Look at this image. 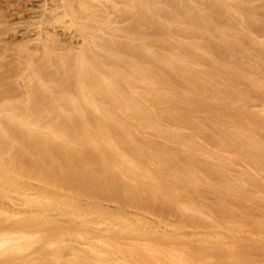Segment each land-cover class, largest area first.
Instances as JSON below:
<instances>
[{
  "label": "rangeland",
  "instance_id": "rangeland-1",
  "mask_svg": "<svg viewBox=\"0 0 264 264\" xmlns=\"http://www.w3.org/2000/svg\"><path fill=\"white\" fill-rule=\"evenodd\" d=\"M142 3H145V1L144 2H142ZM167 3V2H166ZM169 3V2H168ZM167 3V4H168ZM147 4V3H146ZM165 4V3H164ZM164 4H163V6H162V8H161V6H158V7H156L155 6V8L157 9L158 8V15H156V11H152V10H150L151 9V7H148L147 5V7H148V9L146 10V8L147 7H144L145 6V4L143 5H141L142 6V8H144V10H146L145 11V13H144V11H143V9H141V7H140V11H142L141 13H143V15L144 14H149V13H147V11H151V13L150 14H153L152 12H154V18H153V20H152V18L151 17H149L148 15L147 16H143L142 14H140V21L141 22H139V24L137 25V26H141L139 29H138V31L140 32V34L143 36V39L141 38L142 36L140 35V38L142 39V44L141 43H139V44H141V46H140V48L138 47V49H137V51L134 49V45L133 44H130V43H133V42H131V41H127V43L128 44H130V46L128 45V44H126V46L124 45H121V47H122V50H124V52H126V54H127V56H126V54H125V58H134V59H128L129 60V62H128V60H122L121 62H122V64L123 63H125V65L129 68V66L131 67L132 66V64H133V60H135V63H137V61H139L140 63L141 62H143V63H147L149 60H150V63H147V64H140L139 62V65H135V63L133 64V65H135V69L137 70H142L141 68H143V66H145V65H148L147 66V71H146V68H144L142 71H146V73L149 71V69H151L152 70V68H153V70L156 72V73H154V71L152 72V74L150 73V72H148L147 73V75L149 74V75H151V76H147L146 75V73H144V75H146V76H144V78L146 77V79L147 78H149L148 79V81L150 82V83H152L153 82V80H154V78L156 77V78H158V76H159V78L158 79H156L155 78V80H159V79H161V78H163V77H166V78H168L167 76H169V79H170V82H168V80L169 79H167V81L165 82L164 81V79L162 80L161 79V81H164L165 82V84H164V82H163V84H159L160 83V81H156V82H154V85H155V88L157 89L158 87H156V83H158L159 84V87H160V85H161V87H160V89L164 86V85H166V87L168 86V88L169 89H172L173 91H169V92H167V90L165 91V88H164V90H160V91H165L166 93H167V96H165V92L163 93V92H161V93H163V95L162 96H160L159 98H161V97H166V98H170L171 100H173V101H170V102H167V104L165 103L166 102V100L165 99H162V100H165L164 102H162L161 101V99H160V101H159V99L158 100H153V99H150V97L151 98H155V96L154 95H152V93H150V97H148L147 98V95H149L148 93L150 92V90L149 89H151V85L153 84H151V85H149V89L148 88H146L145 86H147V83H149V82H146L147 80H145V86L144 85H142V84H140V82L143 80V73H142V71L141 72H137L138 73V76L135 74L136 72V70L135 69H133L132 67H131V69H133V70H135V71H133V70H131V69H128V68H126L125 66H123L121 63L118 65V64H114L115 66H113V67H115L116 69H114V70H117L119 67H120V69H119V72H117V71H115V72H113L114 70H110V73H109V75L111 76V74H112V81L111 82H114V85H113V83H112V85L114 86V90H113V88L112 87H110V86H112V85H109V86H107L109 83H107L106 84V86L107 87H109V88H111L112 89V91H116L115 90V88H116V86L118 87V88H122V89H117V91L118 90H120V91H118V92H121V90L123 91V89L125 88H128L125 92H127L128 91V93H126L125 95H129L130 93H131V90H132V88L134 89L136 86H134L135 84V79H134V77L136 78V80L138 81V80H141V77H142V80L138 83V85H137V90H136V88L134 89L135 91H137V92H134V90H133V92L136 94V95H138L139 93H141V92H143L145 89H146V91L145 92H147V89L149 90V92L148 93H141L142 95L143 94H147V95H143L145 98V100H146V98H147V102L149 101L150 103H149V107L151 106H153V105H155L154 104V102H156V106L158 105H161V103H163L164 104V106L162 105V106H157L159 109H157V107L156 106H154V108L156 109V110H159V111H161L160 109L162 108V111L161 112H159V111H153L154 109H151V112H150V110H148L149 111V114H146V112L148 113V111H146V112H144V110L146 109V107L145 108H141V107H144V105H142L141 106V104H139L140 105V107H139V109L137 110L136 108H135V110H136V114H137V112L139 113V114H137V115H134L133 114V112H134V108H132V112L130 113V112H128L127 114L125 113V114H123L124 112H126V109H127V107L129 106V105H131L132 103H134V105H135V99H134V95L132 96L133 98V100H131L132 101V103L130 104L129 102H131V101H128V99H127V101L125 102V104L124 105H128V104H126V103H129V105L126 107L125 106V110L123 109L124 108V105L122 106V107H119V105H121V104H115L116 103V101H117V99L115 98L114 100H116V101H113V103H112V101L110 100V98L112 99V98H114V96H112V94H114V93H111V97L109 98L108 96L110 95V92L109 91H111V90H109L107 87L104 89V91H103V89L101 88V89H99V90H101V92L102 93H104V95H102V93L100 92L99 94V96H97L98 94H97V92H99V90L97 91L96 90V93L94 92V90L92 91V90H88V93H91V96L94 98H97V99H95L94 100V105L91 107V108H88V110L89 109H95V107L98 105V104H103L102 106L100 105H98L100 108H102L103 109V111L101 110V111H99L100 112V115H99V117L97 116V114H98V111H97V113L96 112H94V111H92V110H89L88 112L90 113L89 115H87L88 114V112H87V110H86V107H83V108H85L84 110H83V108H82V106H80L79 107V111H81V109L83 110V111H85V113L83 114L84 116H87V118H89V119H91L90 120V122L91 123H89V126L90 127H88V125H87V123H86V125L87 126H85L84 124H85V122H83V124H81V125H79V123H80V121L76 118H74V116H71V114L73 113H75V112H72L70 109H68V104H66L65 102H64V100H66L67 101V98L68 97H70V96H73V95H67L68 97L67 98H65L66 96L65 95H63L64 97H63V101H61V102H64V103H62L61 104V107H60V104L57 102V104H55V106H53L54 104H51V103H49L48 105H47V103L50 101V100H47V102H45L44 101V103L46 104H43V103H41V105L39 106L38 105V103H37V101L39 102V104H40V100H41V98H43V97H41L40 98V93H39V95H37L38 93L36 92V94H35V92H32L31 94L32 95H29L28 97V100H26L25 101V103H24V105H26V107H27V112H28V116L27 117H33L35 114H37V116L35 115L34 117H40V118H32L31 120H30V118H28L29 120H30V123H39V124H35V125H40L41 126V123H42V121L43 120H45L44 118H47L46 120H47V124H46V120H45V122L43 121V124H42V126H45V124L48 126V125H52V124H54V125H57V126H59V128H61V129H63L64 130V132H65V134L67 133V134H69L71 131H73L74 129L75 130H77V132L76 131H74L73 133H70L69 134V138L67 139V141H70V142H68V143H64L65 145H62V146H60L57 142H55V141H52V142H45V141H42V139H40V138H38V144L40 143V141H41V143H40V145H37V143L36 144H34V142L31 140L30 141V139H28V141L26 142V137H28L29 135H24V136H21L22 138L24 137V139H22L21 140V137H20V133H18L19 131H17V133H16V131L14 130V129H16L15 128V126H13V125H11V124H13V123H11V124H9V123H7V122H5V121H3V120H1V124H5L6 126H8L9 125V127L10 128H8L9 130L10 129H12V130H14V132L12 131V130H10L11 131V134H12V137H15V139L13 140L14 142H13V145L15 144L16 145V147L14 148V146L12 147V149H10L9 150V147L7 146L8 144H10V143H6L5 142V140H4V143H6L5 145L8 147H6V149H5V146H4V143H2L3 142V139L2 138H0V149H5V150H7V153L3 156L2 155V158H1V160H0V165L2 166V168H1V166H0V188L2 187V189H0V203H1V205H0V210H3V212H5V215H6V217L5 218H7V219H5L4 218V216H2V215H4V213L2 212V211H0V215L2 216H0V224H2L1 226H0V228L2 227V229L3 228H5L6 230H8V229H10V230H12L11 232V234H8L7 233V235H5L4 234V232H3V234L1 235L0 234V264H9V262H10V264H12L13 263V261H15V263H13V264H94V263H96V264H99L100 263V261H101V263L100 264H113V263H117L116 261H121V262H119V264L121 263V264H123L124 262H125V260H127L126 262H127V264H137L138 263V261H137V259L138 258H135V254L137 253V252H140L139 254L141 255L142 253L143 254H149V253H156L155 251H159V253L160 254H162V251H164L163 253H164V257L166 256V258H168V257H171V260H172V262H173V259L174 258H177V256L179 257V258H177V260H179L178 261V264H181V262H180V259L182 260V264H184V263H188V264H191L192 263V261L194 262V260H192L191 261V263L190 262H188V261H190L191 260V258H189V257H192V258H196L197 257V259H198V256L199 257H201V256H203V258L204 259H206L207 257H208V255H211L210 253H211V251H213L214 250V252L216 251V249L218 250L219 249V251H218V254H219V252L222 250L221 248H223L224 250H222L221 252H220V254L222 253V254H224L223 256H225V257H228V255H229V257L230 256H233L232 258H234V259H231V258H223L224 259V262L222 263V264H238L239 262H240V264H253V263H255L256 261H259V259H261L262 257H263V255H264V183L262 184V182H264L263 181V179H264V162H263V160H264V156H262V155H264V133H263V131H264V104H262V103H264V87L262 86V85H264V74L262 73V72H264V70H263V66H264V42H262V43H254V44H256V45H254V44H250V46H249V42H248V34H249V36L251 37L252 35H253V33H254V36H252L251 38H253L255 41L259 38L261 41H264V39H263V35H264V30L263 29H261L260 28V26L258 25V27L256 26H254L253 27V29L252 30H250L249 31V33L247 32V34H246V36L248 37H246L245 36V34L244 35H237L236 34V36H235V34L234 33H231V32H229V33H231V34H234V35H232V36H230V37H228L226 40H228L227 42H224V40L225 39H223V41L221 42V39L219 38H217V39H215V40H213L212 38H210V39H212L211 41L212 42H214V43H208V42H211L209 39H208V37H205V38H207L206 40L204 39V33H202V31H200L201 32V36H203V38L202 39H204V40H198V41H200V42H203V43H198V41H197V37H195L196 36V34L198 35V33H196V31L194 32V33H196V34H192L191 35V33H192V29H194L195 27H192V26H194L193 25V23L192 24H189V23H185V22H187V20H189L190 22L192 21V20H190V19H192V17L191 16H189V18H187L186 19V17L184 16V17H182L180 20H179V18H178V22H176L177 21V19L175 20V19H173V14H171V15H166L165 13H166V11H168V13L167 14H170L169 12H172L173 11V9L172 10H168L169 8H171L170 6H169V4H168V6H169V8H167L168 6H166L167 4H165V6L166 7H164ZM154 7H152V9H153ZM154 8V9H155ZM166 8H167V10H166ZM162 9V10H161ZM164 9L166 10V11H164ZM179 11H180V8L178 9ZM176 11V10H174L176 13H179V11ZM187 10V9H186ZM161 11V12H160ZM164 11V12H163ZM263 11H264V9H263ZM181 12H182V9H181ZM162 13V14H161ZM149 14V15H150ZM164 14H165V16H164ZM235 14V13H234ZM232 14V13H230L229 15H231L230 17L231 18H233V20H235V18H237V15L235 14ZM141 16H143V17H145V19L143 18V17H141ZM151 16V15H150ZM159 17V16H161V17H166V18H162L163 19V22L162 21H160V18L158 19V18H156V17ZM234 16V17H233ZM169 17V18H168ZM191 17V18H190ZM143 18V19H142ZM148 18H150V19H148ZM186 20H185V19ZM157 19V20H156ZM165 19H168V20H171L170 22H164V20ZM172 19L173 20H175V21H172ZM225 18H223V20H224ZM146 20V21H145ZM184 20V21H183ZM144 21V22H143ZM154 21V22H153ZM159 21H160V23H159ZM222 21V20H221ZM156 22V23H155ZM157 22L159 23V24H157ZM173 22V23H172ZM149 23V24H148ZM162 23H163V25H162ZM165 23V24H164ZM222 23H224V22H222ZM158 25L160 26V25H162V26H160V27H158ZM192 25V26H191ZM221 25H224V24H221ZM138 28V27H137ZM167 28H170V29H167ZM184 28V29H183ZM256 28V29H255ZM262 28H263V26H262ZM164 29H165V32H164ZM177 31V32H175V30ZM259 29H261V30H263L262 32H260L261 30H259ZM173 30H174V33L172 34V32H173ZM195 30H198L197 28H195ZM259 30V31H258ZM194 31V30H193ZM199 31V30H198ZM168 32H170V35H171V38H173V37H175L176 35L178 36V39H180L181 38V42L183 41L184 43L186 42V44L184 45V43L182 44H180V42H179V45L177 44L178 43V41H177V43L175 44V38L173 39V40H171V38L169 39V38H167V35L170 37V35H169V33ZM165 34V35H164ZM174 34H176V35H174ZM187 35H189L191 38V40L190 39H188L189 38V36H187ZM195 35V36H194ZM199 35H200V33H199ZM154 36V37H153ZM157 36V37H156ZM177 36H176V39H177ZM201 36H199L200 38H201ZM218 36H219V34H218ZM239 36V37H238ZM60 37V39H61V42H63V45H69L68 44V42L67 41H65L63 38H62V36H59ZM192 37H194V39H196V41H197V43L195 42L194 43V41H193V39H192ZM198 37V38H199ZM219 37H223V36H219ZM246 37V38H245ZM255 37V38H254ZM257 37V38H256ZM163 38H165V39H163ZM166 38L169 40V41H165L166 40ZM234 38V39H233ZM236 38V39H235ZM162 39H163V41H162ZM187 39V40H186ZM233 39V40H232ZM239 39V41H237ZM246 39H247V41H246ZM258 39V40H259ZM240 40H241V42H242V45H240ZM139 41H140V39H139ZM175 41V42H174ZM180 41V40H179ZM216 41V42H215ZM221 43H220V42ZM233 41V42H232ZM219 42V44L217 45V43ZM224 42V43H223ZM230 42V43H229ZM239 42V43H238ZM259 42V41H258ZM189 43H190V45H189ZM192 43V44H191ZM194 43V44H193ZM206 43H208V44H206ZM232 43V44H231ZM239 44V45H236V44ZM168 44H170V45H168ZM172 44V45H171ZM188 44V45H187ZM202 44V45H201ZM214 44H216V45H214ZM227 44H230V45H233L232 46V48H233V50H232V48H226L225 46ZM131 45H132V47H131ZM174 45V46H173ZM194 45V46H193ZM198 47H196V46ZM209 45H210V47H209ZM224 45V46H223ZM251 45L253 46V48H254V51H253V49L251 48ZM258 45H259V48H257L258 47ZM128 46V48H130V50L128 49V48H126ZM144 46L146 47V49L144 48ZM170 46V47H169ZM177 46V47H176ZM181 46H183V47H181ZM187 46V47H186ZM190 47V50H189V47ZM201 46V47H200ZM239 46L241 47H245V46H247V48L249 47V50H250V48H251V50L250 51H252V52H256V54H252V56H250V53L251 52H249L248 50H246L249 54H247V52L245 51V50H243V48H239ZM254 46H256V47H254ZM263 46V47H262ZM125 47V48H124ZM143 47V49L141 50V48ZM169 48V49H167V48ZM200 47V48H199ZM203 47V48H202ZM205 47V48H204ZM211 49V51L209 50V48ZM227 47H228V45H227ZM231 47V46H230ZM161 49V51H163V50H165V53H163V52H161L159 49ZM164 48V49H163ZM173 48H174V50H175V52L178 54V52H180L181 50L184 52V54H183V52H181L185 57L189 54V53H192V55H198V56H200V58L197 56V59L200 61V63H199V61L198 60H195L194 58H196V56H190V60H192V61H190L189 60V55H188V57H186V62L187 63H185L184 64V62H182V64H184L185 66V70H186V72H187V74H185L186 72H184V74L183 73H181L180 74V72H182L181 71V68H180V62H179V60H177L175 57H174V55L176 54L174 51H173ZM179 49L180 51H176V49ZM183 48L184 49H186L185 51L183 50ZM193 50H192V49ZM197 48V49H196ZM207 48V49H206ZM222 48V50H220ZM239 49V51H238V49ZM246 48V47H245ZM244 48V49H245ZM246 48V49H247ZM257 48V49H256ZM129 51H131V50H133L134 52H129ZM158 49V51H156ZM163 49V50H162ZM196 49V50H195ZM199 49V50H198ZM203 49V50H202ZM226 49H228V52H230V51H232V52H230V53H232L231 54V56H232V59H231V56L230 55H228V52H226L227 50ZM241 49L243 50V51H241ZM255 49H256V51H255ZM127 50V51H126ZM168 50V51H167ZM207 50V51H206ZM209 50V51H208ZM218 50H220V51H218ZM140 51V52H139ZM143 52V54H142V52ZM146 51H148V52H146ZM189 51V53H187ZM192 51V52H191ZM194 51V52H193ZM195 51H196V54H195ZM202 51H204V53H205V51H206V54H201L202 53ZM216 51H218V52H216ZM259 51V52H258ZM261 51V52H260ZM151 52H153V53H151ZM154 52H155V55H156V53H157V56H160L159 58H160V60L162 59V58H164L163 56L165 55V58H167V57H171L172 56V54H174L173 56H172V58L174 57L175 59H176V61L179 63V65H178V63H176V61H174V60H170V62L172 61L173 62V64H171V63H169V59L167 58V64L166 63H164V61L162 60V61H160L159 59H155V58H158L157 56L155 57H152L151 55H154ZM172 52V54H170ZM235 52V53H234ZM242 52V53H241ZM244 52V53H243ZM263 52V53H262ZM136 53V54H135ZM150 53V55H148ZM164 55H163V54ZM186 53H187V55H186ZM198 53V54H197ZM208 53L209 54H212L213 53V55H211V56H209L208 55ZM223 53V54H222ZM226 55H225V54ZM238 53H240V54H238ZM144 55L143 57H142V55ZM159 54V55H158ZM161 54V55H160ZM170 55V56H168V55ZM243 54V55H242ZM246 54V55H245ZM258 54H261V56H262V63L258 60V59H256V58H254V56L255 57H257L256 55H258ZM137 55H139V56H137ZM167 55V56H166ZM181 55V54H180ZM204 55H205V57H204ZM228 55V56H227ZM238 55H240V56H238ZM245 55V56H244ZM247 55L249 56V58H247ZM147 56H149V57H147ZM151 56V57H150ZM176 56V55H175ZM206 56H209L210 58H212V60L209 58V57H206ZM213 56V57H212ZM222 56V57H221ZM234 56V57H233ZM237 56V57H236ZM260 55H258V57L257 58H260L259 57ZM203 59H202V58ZM216 57H217V60H216ZM220 57V58H219ZM243 59H242V58ZM245 57V58H244ZM250 57H252V61H250V63L253 65V67H251L252 65H249V62H248V60H250L251 58ZM141 59V61H140V59ZM145 58V60L144 61H142L143 59ZM150 58H153L152 60L150 59ZM164 58V59H165ZM208 58V59H207ZM228 58H229V60H228ZM239 58H241L240 60H239ZM138 59V60H137ZM204 59H206V61L207 60H209L210 62L208 63V61L206 62ZM226 59V60H225ZM248 59V60H247ZM261 59V58H260ZM146 60H148L147 62H145ZM156 60H159L161 63L159 64V62L158 61H156ZM166 60V59H165ZM194 60H195V62H194ZM219 60H221L222 62H225V63H222V62H220ZM239 60V61H238ZM247 62H246V61ZM254 60H258L259 61V63H255L254 62ZM126 61H127V63H126ZM228 61V62H227ZM164 64H163V63ZM176 64H175V63ZM188 62H190V63H192L193 62V64H195V66L196 67H193L194 65L193 64H189ZM198 62V63H197ZM202 62H206L205 64L206 65H204V63H202ZM212 62V63H211ZM214 62H216L215 63V65H217V66H214ZM217 62H219V63H217ZM232 62V63H231ZM235 62V63H234ZM239 62V63H238ZM242 62V63H241ZM252 62H254V64L252 63ZM128 63H130V64H128ZM155 63L157 64V65H155ZM228 63H230L229 64V66L228 65H225V64H228ZM246 63V64H245ZM261 63V64H260ZM149 64L150 65H152V66H150L149 67ZM166 66V65H169V64H171V66H172V68H173V65L174 66H176V68L175 69H177V67L179 68V70L177 69V70H175V72H174V70L173 71H170L169 72V70L171 69L172 70V68H167V66L165 67V68H162L163 66ZM166 64V65H165ZM189 66H188V65ZM201 64V65H200ZM202 64H203V66H202ZM211 64V65H210ZM219 64L221 65V66H219ZM223 64V65H222ZM233 66H232V65ZM238 64H244V65H239V68L237 67V65ZM258 64V65H257ZM117 65H118V68H117ZM122 67H121V66ZM129 65V66H128ZM154 65H155V67H154ZM160 65H161V70L159 69V67H160ZM191 65V66H190ZM201 66V68L199 67V69H198V67L197 66ZM213 65V66H212ZM225 65V67H223ZM261 65H263L262 66V68H260V66ZM138 66H141V68L139 69L138 68ZM157 66V67H156ZM170 66V67H171ZM208 66H210V69L208 70V72H207V67ZM211 66H212V69H211ZM227 66V67H226ZM254 66H255V68H254ZM257 66V67H256ZM134 67V66H133ZM169 67V66H168ZM181 67H183V65H181ZM189 67H190V69H189ZM192 67V68H191ZM204 67H206V69L204 70L203 68ZM217 67V68H216ZM219 67H221V69L219 68ZM237 67V68H236ZM251 67V68H250ZM259 67V68H258ZM121 68H122V70H123V72H125V73H123V75L124 76H126V77H128L129 76V74L131 75L133 72H134V74L133 75H131L132 77H133V79H134V81H129V83H130V85H131V82H132V86H134V87H132V86H128V85H125V82H126V80H123L125 77H123L122 75H120V74H122V70H121ZM155 68V69H154ZM229 68V69H228ZM234 68H236V69H234ZM245 68V69H244ZM254 68V69H253ZM257 68V69H256ZM128 69V70H127ZM156 69H158V70H160L161 72H163V73H161L160 71H159V73H161V74H163V75H153V73L154 74H159L158 73V71L156 70ZM187 69H189V71L187 70ZM193 69V70H192ZM196 69H198V70H196ZM216 69V70H215ZM225 71H224V70ZM234 69V70H233ZM261 69V70H260ZM125 70V71H124ZM129 70H131V71H133V72H131V71H129ZM165 71V73H167V70H168V74L167 75H165V73H164V71ZM183 70V69H182ZM184 70V71H185ZM201 70H203L202 72H201ZM212 70H214V71H212ZM219 71V72H216V71ZM221 70H223L222 72H221ZM229 70V71H228ZM244 70V72H242V71ZM254 70H257V72H256V75H255V71ZM263 70V71H262ZM9 72L11 71V70H8ZM190 71L192 72V73H190ZM194 71H196V73H194ZM206 72V74L204 75V73ZM209 71H211V73L209 72ZM228 71V72H227ZM236 73H235V72ZM258 71H261L260 73L258 72ZM118 74H117V73ZM121 72V73H120ZM127 72H128V75H126L127 74ZM172 72H174V73H176V74H174V73H172ZM215 72V74L214 75H217L216 77L212 74V73H214ZM227 72V73H226ZM242 72V73H241ZM113 73H116V75H119V76H121L123 79H121L120 81H119V79H120V77L119 76H114L113 75ZM139 73H141V77H140V75H139ZM177 73H179L181 76L183 75L184 77H181V78H184L185 79V76H186V81H184L183 79H181L180 80V78H179V80H178V78L176 79V77H177ZM226 73V74H225ZM238 73V74H237ZM248 73H250V74H248ZM251 73H253L252 75H251ZM259 73V74H258ZM172 76H171V75ZM195 75V77H197V76H199L198 78H195V79H193V75ZM203 74V75H202ZM233 74H234V76H233ZM263 74V77H261V75ZM70 75L71 74H69L68 73V75L67 76H69L70 77ZM165 75V76H164ZM180 75H179V77H180ZM190 75H192V76H190ZM207 75H209V76H207ZM220 75V76H219ZM222 75H225V76H223L222 77ZM227 75H228V77H227ZM237 75V76H236ZM239 75V76H238ZM241 75V76H240ZM244 75V76H243ZM257 75H259V76H257ZM110 76H108V78H107V80L109 79V82H110ZM131 76H129L130 78H132ZM155 76V77H154ZM205 76H207L208 77V79H210L209 81H208V79L205 77ZM213 76V77H212ZM230 76V77H229ZM253 76V77H252ZM257 76V77H256ZM113 77H119L118 79H116V78H113ZM151 77H153V80H152V82L150 81L151 79ZM191 79H190V78ZM205 77V78H204ZM225 77H226V80H229L230 79V81H228V82H230V83H233V81H234V85H235V83H238V88H237V86L235 85V87H234V85H232V84H230V83H228L227 81H226V83H225ZM235 77V78H234ZM138 78V79H137ZM140 78V79H139ZM166 78H165V80H166ZM202 78H204L203 80H204V82L202 81ZM221 78V79H220ZM228 78V79H227ZM232 78V79H231ZM242 78V79H241ZM245 78V79H244ZM249 79V81H248V79ZM252 78V79H251ZM254 78V79H253ZM11 79L12 78H9V73H6V74H3V73H0V101H1V99L3 98L4 99V97H8V96H11V95H14V87H13V83H12V81H13V79H12V81H11ZM66 79H68V77L66 78ZM71 79V77L69 78V81H71L70 80ZM126 79V78H125ZM198 81H200V82H202L203 83V86L204 85H207V86H202V83H200V82H198ZM217 79V80H216ZM241 79V80H240ZM247 79V80H246ZM143 80V81H144ZM173 80V82H171ZM188 80H189V82H188ZM213 80V81H212ZM221 80H222V82H221ZM242 80H243V82H242ZM245 80V81H244ZM253 80H255L254 82H253ZM63 81V80H62ZM68 80H65V82L63 81V85L64 86H66L67 84H68V82H69ZM179 81V82H178ZM206 81V82H205ZM210 81H211V83H210ZM219 81V82H218ZM251 81V82H250ZM108 82V81H107ZM111 82H110V84H111ZM171 84L170 85V87H169V84ZM180 82H182V83H180ZM185 82H186V84H187V82H188V85H186L185 84ZM194 84H193V83ZM196 82V83H195ZM207 82H208V84L210 85V86H212L211 88H212V90H211V88H209L208 90H207V88L209 87V85L207 84ZM215 82H216V84H215ZM249 82V83H248ZM128 82H127V84H129ZM143 83V82H142ZM149 83V84H150ZM162 83V82H161ZM176 83V84H175ZM180 85H179V84ZM184 83V84H183ZM205 83V84H204ZM214 83V84H213ZM220 83V84H219ZM224 83V84H223ZM241 83V84H240ZM247 83H248V85H247ZM250 83H251V85H252V87L250 86ZM259 83H261V84H259ZM139 84H140V86H144L143 88H140V87H138L139 86ZM157 84V85H158ZM176 85L177 86V84H178V87H180L181 88V86H182V88H183V86H185L184 88H183V90H185V99H186V101L187 102H185V100L183 101L182 99H181V96H179V95H177L176 93H180L181 92V89L180 88H177L176 86V90H177V92L175 91V88L174 87H171V86H173V85ZM182 84V85H181ZM193 86H192V85ZM198 84V85H197ZM220 86H223V88L222 87H219L218 88V90H217V87H218V85ZM226 84H227V87H226ZM200 85H201V87H203L202 89L204 90H202L201 89V87H200ZM215 85V86H214ZM255 85V86H254ZM122 86V87H121ZM187 86V87H186ZM240 86H241V88H240ZM244 86V87H243ZM260 86V87H259ZM130 87H132L131 88V90L129 89ZM153 87V86H152ZM189 87H190V89H191V91H188V90H190L189 89ZM194 87H197L196 89L194 88ZM199 87V88H198ZM231 87H234V88H231ZM251 87V88H250ZM63 88H67V87H63ZM186 88H187V91H186ZM228 88V89H227ZM237 88V89H236ZM247 88V89H246ZM258 88V89H257ZM106 89H107V91H106ZM139 89H141V90H143V91H141V92H139ZM152 89H154V88H152ZM156 89H154V94H156V91L158 90H156ZM178 89H180V92H178ZM194 89V90H193ZM241 89V90H240ZM109 90V91H108ZM196 90V91H195ZM209 92V94H208V92ZM209 90H211V91H216V92H210ZM254 92H253V91ZM257 90V91H256ZM260 90V91H259ZM263 90V91H262ZM34 91V90H33ZM67 91H71V90H67ZM86 91V90H85ZM84 91V92H85ZM152 91V90H151ZM160 91H158L157 93V95H159L160 94ZM195 91V92H194ZM200 91V92H199ZM202 91V92H201ZM232 91L234 92V93H232ZM242 91V92H241ZM130 92V93H129ZM153 92V91H152ZM172 92H173V94H172ZM182 92V93H183ZM191 92V93H190ZM198 93V95H197V93ZM225 94V95H222L223 93ZM262 92V93H261ZM79 93V92H78ZM87 93V94H88ZM122 93H124V92H122ZM171 95H170V94ZM174 93H175V98L177 97V96H179L180 97V100H179V98H172V96H174ZM183 93V94H184ZM206 93H207V95H206ZM213 93H215V94H213ZM218 93V94H217ZM85 95H84V97H88L89 95H87L86 93H84ZM93 94V95H92ZM131 94H133V93H131ZM168 94H169V96L170 97H168ZM190 96H189V95ZM192 94V95H191ZM202 94V95H201ZM211 94H213V95H211ZM218 96H220V97H222V98H220V97H218ZM219 94H221V95H219ZM233 94V95H232ZM247 94V95H246ZM249 94V95H248ZM262 94V95H261ZM77 95H79V94H76V96ZM106 95H108L107 97L109 98H106ZM161 95V94H160ZM177 95V96H176ZM226 95H228V96H226ZM253 95V96H252ZM257 95V96H256ZM39 96V97H38ZM90 96V97H91ZM131 95H129V97H130ZM192 96H193V98H192ZM215 96V97H214ZM231 96V97H230ZM250 97V98H248V97ZM75 97V96H74ZM78 97H80V95L78 96ZM78 97H76V98H78ZM92 97L90 98V99H92ZM116 97V96H115ZM157 97V96H156ZM188 99H187V98ZM198 97V98H197ZM202 97V98H201ZM207 97V98H206ZM260 97V98H259ZM65 98V99H64ZM81 98H82V96H81ZM80 98V99H81ZM106 98V99H105ZM128 98V97H127ZM189 98H191L190 100H189ZM194 98L195 99H197V100H194ZM218 98V99H217ZM220 98V99H219ZM229 98V99H228ZM23 99H25V98H23ZM79 99V98H78ZM77 99V100H78ZM79 99V100H80ZM88 99H89V97H88ZM149 99V100H148ZM155 99H157V98H155ZM170 99H168V100H170ZM200 99V100H199ZM231 99H233V100H231ZM78 100V101H79ZM105 100H107V102H108V104H107V102H105ZM113 100V99H112ZM190 102H189V101ZM192 100H193V102H192ZM202 100V101H201ZM208 100H210V101H208ZM215 100V101H214ZM263 100V101H262ZM105 103H104V102ZM159 101V104H157V102ZM176 103H175V102ZM178 101V102H177ZM196 101H201L203 104H204V107L201 105V102H196ZM204 101H205V103H204ZM212 101V102H211ZM219 101V102H218ZM224 101V102H223ZM232 101V102H231ZM36 102V103H35ZM60 102V103H61ZM102 102V103H101ZM115 102V103H114ZM144 102H146V101H144ZM151 102H153V105H150V104H152ZM174 102V103H173ZM179 102H185V103H179ZM188 102H189V104H188ZM195 102V104H193ZM261 102V103H260ZM110 103V104H109ZM119 103V102H118ZM168 103L169 104H171L172 103V105H168ZM177 103H179V104H177ZM216 103V104H215ZM217 103H219V104H217ZM36 104V105H35ZM53 106V109L52 108H50V107H52L51 105ZM59 104V105H58ZM64 104L66 105V106H64ZM104 104H105V106H104ZM113 104V105H112ZM136 104L138 105V102L136 101ZM146 104H148V103H146ZM175 104V105H174ZM180 104H184V105H180ZM187 104V105H186ZM200 104V105H199ZM215 104V106H213L212 107V105H214ZM225 104H228L227 106H229V108H227V106H225ZM231 104V105H230ZM261 104V105H260ZM35 105V106H34ZM56 105H58L57 107H56ZM106 105H108V107H110V108H108ZM110 105V106H109ZM114 105H115V107H116V109H115V107H114ZM137 105H135V106H137ZM192 105V106H191ZM197 105H199V107L197 106ZM206 105V106H205ZM209 105H211V108L209 107ZM224 107H222V106ZM44 106V107H43ZM48 106V107H47ZM112 106V107H111ZM118 106V107H117ZM135 106H133V107H135ZM165 106H170V107H168L170 110H168V108L167 107H165ZM173 106V108H171ZM174 106H177L176 108L174 107ZM179 106V107H178ZM187 106V107H186ZM195 106H197V107H195ZM201 106V107H200ZM231 106H233V109L235 108L236 110V112L238 113V114H235L236 112L232 109V107ZM262 106V107H261ZM21 107V109L23 108V106H19V108ZM29 107V108H28ZM36 107V108H35ZM64 108V110L65 109H67V110H65L64 112H66V113H64L63 112V108ZM99 107H96L98 110H100L99 109ZM103 107H105V108H103ZM130 107H132V105L130 106ZM128 108V109H131V108ZM188 107H190V109L191 110H194V111H196V113L194 112H192ZM193 107H195V109L193 108ZM207 108V109H205V111L206 112H204V108ZM220 107H222V108H220ZM50 109V110H52V112H53V115H52V113L50 114V110H48V109ZM54 108H55V110H56V108H60V109H58V112H60L61 110V112L60 113H62V114H65V115H62V114H60V113H57V110H56V113L53 111L54 110ZM81 108V109H80ZM107 108H108V110H107ZM114 108V109H113ZM120 108H122L123 110H124V112L120 109ZM153 108V107H152ZM199 110V112L197 111V109ZM201 108V109H200ZM209 108L210 109H212V110H209ZM217 108V109H216ZM244 108V109H243ZM38 109V110H37ZM48 111H47V110ZM113 109V110H112ZM120 109L121 110V112H120V110L118 111V110ZM127 109V111H129ZM143 111H142V110ZM174 111H173V110ZM178 109H180L179 110V113L176 111V110H178ZM185 111H184V110ZM187 109H188V111H187ZM203 109V110H202ZM226 109L227 110H229V111H227V112H225L224 113V111H226ZM243 111H242V110ZM246 109H247V111H246ZM30 110V111H29ZM33 112H32V111ZM34 110H36V111H34ZM44 110H45V112H44ZM105 110H106V113L108 112V114H109V112H113V113H110V115H113L114 113L116 114V112H117V114H120V115H118L117 116V114H116V117H115V114H114V116H110L109 115V117L106 115V113H105V115H104V112H105ZM110 110H112V111H110ZM147 110V109H146ZM190 110V111H189ZM200 110H202L203 112V115L201 114V111ZM216 110H218V111H216ZM221 110V111H220ZM230 110H232L231 112L232 113H229L230 112ZM238 110V111H237ZM50 111V112H49ZM70 111V112H69ZM91 111V112H90ZM115 111V112H114ZM140 111V112H139ZM183 113H182V112ZM209 111V113H207ZM211 111V112H210ZM212 111H214V112H212ZM223 111V112H222ZM239 111H240V113H242L241 115L239 114ZM242 111V112H241ZM31 112V113H30ZM101 112H103V116H102V113ZM141 112H143V115H145L146 117H147V119L145 120V121H147V123L145 122V124H144V122L142 123L141 121H138L139 119H137L138 117L139 118H141L140 116H142L143 117V115L141 114ZM157 114H156V113ZM163 112V113H162ZM165 112V113H164ZM168 112H170V113H172V115H169L170 113H167ZM182 114H181V113ZM189 112V113H188ZM198 112V113H197ZM219 112L220 113H222V114H225V115H222V114H219ZM235 112V113H234ZM244 112H245V114H244ZM250 112V113H249ZM16 113H18L17 112V110H16ZM21 113V112H20ZM33 113H34V115H33ZM56 115H55V114ZM68 113V114H67ZM93 113H95V114H93ZM135 113V112H134ZM153 113H154V115H153ZM161 113V114H160ZM185 113V114H184ZM191 113H192V115H195V116H192L191 115ZM207 113V114H206ZM211 113H213V115L215 116V118L217 119V120H215V118H214V116L211 114ZM216 113H218L219 115H220V117H223L222 118V120L221 119H218V118H220L219 116L217 117V115L218 114H216ZM226 113H229V114H227L228 116H226ZM249 115H248V114ZM27 113H25V115H26ZM43 114V115H42ZM51 116H50V115ZM61 115V116H57V115ZM67 114V115H66ZM69 114H70V116H69ZM72 114V115H73ZM81 114H82V112H81ZM94 115V117H93V115ZM122 114H123V116H122ZM130 114H133V115H130ZM157 116H156V115ZM175 114V115H174ZM32 115V116H31ZM39 115V116H38ZM91 115V117H89ZM127 115V116H126ZM139 115V116H138ZM150 115H152L151 117H149ZM161 115H165L166 116V118L167 119H169V121L165 118V116H161ZM176 115H177V117H176ZM187 115V117L189 116L190 118H192V119H190L189 117H188V119L187 118H184L185 116ZM196 115H197V117H196ZM208 115H209V117H208ZM213 117H212V116ZM233 115H234V117H233ZM245 115H246V117H245ZM248 115V116H247ZM256 115V116H255ZM50 118H49V117ZM58 118V120L57 121H55L56 119V117ZM100 116H102V117H100ZM107 116V117H106ZM137 116V117H136ZM144 116V117H145ZM158 116H160L159 117V119H158ZM175 116V117H174ZM199 116H200V118H199ZM203 116V117H202ZM240 116V117H239ZM62 117H64V119L62 118ZM68 117V118H67ZM97 119H96V118ZM103 117H104V119H105V117L107 118V119H105L106 121H103ZM115 118V121H118L119 122V125L122 123L121 122V118L123 119V123L126 121V123H122L121 125L125 128V126H128V124H131L130 126H135L136 124H135V122H134V120H136V122H137V125L135 126L136 128H137V130H136V128L135 127H133V128H135L134 130L136 131V132H134V130L133 131H130L129 130V128H125V129H121L120 127H118L117 128V124H115V123H112L111 121H112V118ZM121 117V118H120ZM129 117V119L127 120V118ZM132 117V118H131ZM133 117H135L134 119H133ZM145 117V118H146ZM154 117V118H153ZM161 117H163V118H161ZM168 117H171V118H168ZM173 117V118H172ZM178 117H180V118H178ZM182 117H183V120H182ZM194 117V118H193ZM196 117V118H195ZM206 117H208V118H206ZM232 119H231V118ZM236 117V118H235ZM238 117V118H237ZM43 118V119H42ZM72 118V119H71ZM85 118V117H84ZM111 119V120H109V119ZM125 118V119H124ZM162 120H161V119ZM175 118V119H174ZM200 119V122H199V119ZM204 118H205V120H204ZM213 120H212V119ZM226 118V119H225ZM228 118V119H227ZM230 118V119H229ZM243 120H242V119ZM256 118V119H255ZM260 118V119H259ZM263 118V119H262ZM26 120L27 122H29V120ZM36 119V121H38V122H35L34 120ZM39 119V120H38ZM53 119H55V120H53ZM63 121H62V120ZM68 119H70V120H68ZM88 119V120H89ZM93 119H95L93 122H92V120ZM101 119V120H100ZM117 119V120H116ZM141 119H143V118H141ZM148 119H150V120H148ZM154 119V120H153ZM179 120V121H182V122H179V121H177V120ZM181 119V120H180ZM186 119V120H185ZM194 119L196 120V121H198V123L197 124H199V125H197L196 123H195V121H194ZM225 119V121H226V124H225V122L223 121ZM235 119H237L238 120V122H239V124H238V122L235 120ZM247 119L249 120V121H247ZM257 121V123H256V121ZM258 119V120H257ZM42 120V121H41ZM74 120L76 121L77 120V122H74ZM97 120H100V121H97ZM109 121V123H108V121ZM151 120L152 121H156V122H151ZM171 120V121H170ZM174 120V121H173ZM202 120V121H201ZM210 120H211V123H210ZM214 120L215 121H219V122H216L217 124H216V126L214 125L215 123H214ZM221 120V121H220ZM230 120H231V122H230ZM233 120H235V121H233ZM242 120V121H241ZM31 121H34V122H31ZM41 121V122H40ZM79 121V122H78ZM97 122L98 124H102L100 127H104V128H102V130H101V132H103L104 130H106V133H107V135L109 136V135H112V136H110V141H108L107 139H109L108 137H107V135H106V139L105 140H103V139H101V137H99L98 138V136L96 137V139H98V140H96L95 139V136L93 137V136H91V133L90 132H92V130H90V129H92V127H91V125L94 123V122ZM130 121H131V123H130ZM132 121H133V123H132ZM143 121V120H142ZM161 121V122H160ZM190 121L192 122V124L193 125H197L198 126V128H197V126L196 127H192L193 125H191L190 124ZM213 121V122H212ZM240 121L242 122V124L240 123ZM255 121V122H254ZM3 122H5V123H3ZM54 122V123H53ZM57 122V123H56ZM70 122H74L73 124H74V128H72L73 126H71V125H69V124H71ZM87 122H89V121H87ZM95 122V123H96ZM107 122V123H106ZM142 124H141V123ZM149 122V123H148ZM165 122V123H164ZM170 122H171V127H173V129L170 127ZM177 122V123H176ZM185 122V123H184ZM224 123V124H222V123ZM235 122V123H234ZM262 124H261V123ZM16 122H14V124H15ZM56 123V124H55ZM61 123H63V126H62V124ZM68 123V124H67ZM76 123V124H75ZM81 123H82V121H81ZM94 123V124H95ZM96 123V124H97ZM103 123H104V125H103ZM151 123V124H150ZM156 123H160V124H156ZM164 123V124H163ZM175 123V124H174ZM178 123H179V127L177 126L176 127V125H178ZM180 123H181V125H180ZM202 123V124H201ZM207 123V124H206ZM228 123V124H227ZM247 123V124H246ZM257 125V127H256V125ZM18 124V123H17ZM72 124V125H73ZM93 124V125H94ZM97 124V125H98ZM113 126H112V125ZM127 124V125H126ZM132 124H134V125H132ZM148 124V125H147ZM150 124V125H149ZM153 124V125H152ZM166 124V125H165ZM169 124V125H168ZM186 124V125H185ZM211 124V125H210ZM218 124H219V126H218ZM223 125V128H220V127H222V125ZM240 124L243 126V124L244 125H246V126H240ZM249 124V125H248ZM19 125V124H18ZM75 125H78V126H75ZM118 125V126H119ZM140 127H139V126ZM144 125V126H143ZM168 125V126H167ZM175 125V126H174ZM183 125L184 126H187L188 125V128H190V127H192L191 129H187V127L185 128V127H183ZM191 125V126H190ZM202 125V126H201ZM212 125H214V126H212ZM230 125V126H229ZM235 126V129H234V126ZM237 125V126H236ZM11 126H13V127H11ZM69 126V127H68ZM71 126V127H70ZM121 126V127H122ZM151 126H154V127H152L151 129H150V131H148V129L147 128H150ZM161 128H160V127ZM162 126H166V127H162ZM183 127L182 129H181V127ZM203 126H204V128H209V129H204L203 128ZM225 126H227V127H225ZM233 126V128H231ZM239 126V127H238ZM263 126V127H262ZM79 127V128H78ZM86 127H88V129L86 128ZM122 127V128H123ZM129 127V126H128ZM145 127H146V129H145ZM159 128V130H158V128ZM176 129H175V128ZM200 127H202V128H200ZM214 127H215V129H214ZM217 127H219V128H217ZM64 128H66V129H64ZM71 130H70V129ZM80 128H81V130H80ZM85 128H86V130H88V132L85 130ZM120 128V129H119ZM157 128V129H156ZM168 128H170V130L168 129ZM185 128V129H184ZM211 128H212V130H211ZM231 128V129H230ZM239 128V131L237 130ZM115 129V131H113ZM127 129V130H126ZM131 129V128H130ZM143 129H144V132H142L143 131ZM181 129V130H180ZM194 129H196L197 131H198V134L196 133V130H194ZM220 129V130H219ZM262 131V134H261V131ZM65 130H67V131H65ZM79 130V131H78ZM82 130H84V131H82ZM108 130H111V131H113V133H115L116 132V134H112V132H107ZM124 130H126V131H124ZM145 130H147V131H145ZM152 130V131H151ZM171 130H172V133L174 134V136H172L173 134L171 133ZM174 130V131H173ZM186 130H188L189 131V133H188V131H186ZM193 130L195 131V133L193 132ZM202 130V131H201ZM208 132H207V131ZM211 130V131H210ZM224 130H226V131H224ZM235 130V131H234ZM85 131H86V133H85ZM155 131V132H154ZM180 131H182V132H180ZM185 131V132H184ZM191 131V132H190ZM199 131H201V133H199ZM204 131V132H203ZM206 131V132H205ZM216 131H220V133L219 132H216ZM221 131H222V133H221ZM84 132V133H83ZM98 132V131H97ZM99 132H100V130H99ZM101 132L99 133V134H101ZM124 132H127L128 134H129V136L126 134V133H124ZM134 132V133H133ZM147 132H151V133H147ZM156 132H158L159 134H160V136H158L157 134L158 133H156ZM168 132V133H167ZM179 133V134H177V133ZM184 132V134L186 135H183V134H181V133H183ZM211 132V133H210ZM213 132H215V133H213ZM238 132H241V135H240V133H238ZM74 133H76L78 136H80V138L78 139L77 138V135L75 136V134ZM109 133V134H108ZM120 133H122L121 135L123 136V137H120L121 135H120ZM136 134V135H138V137H135V135H133V134ZM141 135H140V134ZM144 133H145V135H144ZM147 133V134H146ZM155 133V134H154ZM171 133V134H170ZM191 133H192V135H193V137H198V138H195L196 140H197V142H196V140L194 139V138H192V135H191ZM213 133V134H212ZM225 133V134H224ZM226 133H228V135L226 134ZM229 133H231V134H229ZM232 133L234 134L235 133V136L237 135V137H236V139H237V142L238 143H236L235 142V144H234V141H236V139L233 137L234 135H232ZM26 134V133H25ZM80 134V135H79ZM103 135H104V132L102 133ZM133 135V137L135 138H133L132 136H130V135ZM150 134H152V135H150ZM165 134V135H164ZM177 134V135H176ZM200 134V135H199ZM209 134V135H208ZM210 134L212 135V136H210ZM214 134H215V136H217L216 138H215V136H214ZM239 134V135H238ZM260 134H261V136H260ZM16 135V136H15ZM72 135H74V136H72ZM86 135H88V137L86 136ZM89 135L91 136V137H89ZM168 135V136H167ZM171 135V136H170ZM182 136V138H180V136ZM191 135V136H190ZM198 135V136H197ZM203 135V136H202ZM224 135H225V137L226 138H229L230 137V139H233V140H229V139H225L224 140V146H222V144H223V139L225 138L224 137ZM19 138H18V137ZM81 136H83V137H81ZM105 136V135H104ZM128 136V137H127ZM141 136H143V140L141 139ZM153 136V137H152ZM154 136H157L156 138L154 137ZM179 136V137H178ZM184 136L187 138H185L184 139ZM190 136V137H189ZM213 136H214V138H213ZM221 136H223L222 137V142L221 141H219V138L221 137ZM241 136V137H240ZM30 137V136H29ZM75 138V139H73V141L74 140H76L77 142H73L74 144H75V146H74V144H71V141L72 140H69L70 138ZM117 137H119V139H117ZM124 137H126V138H124ZM129 137H131V138H129ZM140 137V138H139ZM147 137V138H146ZM149 137V138H148ZM162 137V138H161ZM168 137H170L171 139L169 140L168 139ZM238 137H240V138H238ZM33 138V137H32ZM79 140H77V139ZM85 138V139H84ZM90 138V139H89ZM113 138V139H112ZM116 138V139H115ZM133 138V139H132ZM147 140H146V139ZM154 138V139H153ZM159 139V141H156V140H158ZM160 138H161V140H160ZM163 138H166V139H163ZM206 138H208L207 140H206ZM210 138H211V140H210ZM20 139V140H19ZM134 140V141H132V144H129V140ZM165 140V141H163V140ZM202 141H201V140ZM217 139V140H216ZM238 139H240L239 141L241 142L242 141V143L240 144V142L238 141ZM242 139V140H241ZM1 140H2V142H1ZM36 140V139H35ZM81 140V141H80ZM82 140L84 141L83 143H82ZM93 140H96L94 143L92 142ZM102 140V141H101ZM115 140V141H114ZM125 140H126V142H125ZM142 140V141H141ZM166 140H168V141H166ZM173 140V141H172ZM194 141L193 142V144H192V142H190V143H187V142H189V141ZM204 140V141H203ZM206 140V141H205ZM246 140V141H245ZM19 143H18V142ZM23 141V142H22ZM37 141V140H36ZM105 141H108V143L110 142L111 144H112V142H113V144H114V146H115V148H116V146L118 147V148H116V149H118V151H116V149L115 148H113L112 146H110V144H108V143H106ZM124 141V142H123ZM128 141V142H127ZM136 141H138L139 143H137ZM145 141V142H144ZM172 141V142H171ZM178 141H180V142H178ZM200 141V142H199ZM215 141V142H214ZM221 142L219 145H218V143L219 142ZM232 141H233V143H232ZM16 142H17V144H16ZM26 142V143H25ZM42 142H43V144H42ZM91 142V143H90ZM101 142V143H100ZM103 142V143H102ZM133 142H136V144H134ZM141 142V143H140ZM146 142H149V143H146ZM152 142V143H151ZM162 142V143H161ZM166 142H167V144H166ZM176 142V143H175ZM183 142H185V143H183ZM203 142V143H202ZM218 142V143H217ZM227 142V143H226ZM228 142H230L229 144H228ZM21 143H25V145H23V144H21ZM45 143V144H44ZM56 143V144H55ZM70 143V145H68ZM97 143H100L103 147H106V148H103V147H101V145L100 144H97ZM119 143V144H118ZM122 143V144H121ZM125 143H127L126 145H124ZM145 143V144H144ZM154 143H156V144H154ZM180 143V144H179ZM198 143V144H197ZM202 143V144H201ZM243 143H245L244 145H243ZM20 144V145H19ZM47 144V145H46ZM51 144H55L54 146L53 145H51ZM82 144V145H81ZM87 144H89V148H88V145ZM91 144H92V147H91V149H90V146H91ZM94 144H97V145H94ZM140 145V147H139V145ZM171 144H173V145H171V147L172 148H170V145ZM183 144V145H182ZM190 144V145H189ZM198 146H197V145ZM208 145V146H206V145ZM213 144H215V145H213ZM228 144V145H227ZM237 144H239L238 146H237ZM255 144H256V146H255ZM11 145V144H10ZM35 145H36V147H35ZM50 145L52 146L51 148H50ZM78 145V146H77ZM86 145V147H84ZM99 145V146H98ZM107 145H109V148H110V150H108L107 148H108V146ZM122 145H124L123 146V149H122ZM128 145H129V147H128ZM131 145H133V146H131ZM154 145V146H153ZM160 146V147H158V146ZM162 145H165L164 146V148H163V146ZM175 145V146H174ZM176 145H178V146H176ZM186 145H187V147H186ZM233 145H235V149L234 148H232V147H234ZM259 145H260V147H259ZM20 146V147H19ZM23 146V147H22ZM26 146L27 147H29L28 149L26 148ZM38 146V147H37ZM46 146V147H45ZM48 146V147H47ZM80 146V147H79ZM96 146V147H95ZM97 146H98V148H97ZM126 146V147H125ZM136 146V147H135ZM138 146V147H137ZM144 146V147H143ZM182 146V147H181ZM184 146H185V149H183L184 148ZM195 147V148H192V147ZM202 146V147H201ZM220 147V149L221 150H219V148L218 147ZM227 146V147H226ZM241 146V147H240ZM244 146V147H243ZM22 147V148H21ZM31 147H34L35 148V150L33 149L32 150V148ZM42 147H44V149H42ZM63 147V148H62ZM68 147V149H66ZM69 147H72V151H71V149L69 148ZM84 147V148H83ZM95 147V148H94ZM99 147H101V148H99ZM111 147L114 149H111ZM134 147V148H133ZM141 147H143V148H141ZM151 147H153V148H151ZM156 147H158V148H156ZM174 147H176V148H178V149H176V148H174ZM197 147H198V149H197ZM201 147V148H200ZM226 147V148H225ZM240 147V148H239ZM243 147V148H242ZM23 148H24V150L25 151H23ZM37 148V149H36ZM48 150H47V149ZM52 149V150H50V149ZM62 148V149H61ZM82 148V149H81ZM88 148V149H87ZM95 149V151H94V149ZM129 150V149H131V150H127V149ZM135 148H136V151H135ZM139 148V149H138ZM156 148V149H155ZM168 148V149H167ZM173 148L175 149L174 151H175V153L172 151L173 150ZM179 148H180V151H179ZM191 148H192V150H191ZM205 148V149H204ZM210 148V149H209ZM217 148V149H216ZM223 148V149H222ZM229 148V149H228ZM237 148H238V151H237ZM242 148V149H241ZM253 148V149H252ZM260 150H259V149ZM17 149V151L15 152V150ZM20 149V150H19ZM22 149V150H21ZM29 149H30V151H29ZM39 149V150H38ZM42 151H41V150ZM58 149V150H57ZM61 149V150H60ZM65 149V150H64ZM73 149H75L74 151H73ZM84 149H85V151H84ZM106 150V151H104V150ZM140 149H142V150H140ZM149 149H151V151L149 150ZM152 149H153V151H152ZM171 151H170V150ZM184 151H183V150ZM194 149V150H193ZM199 149H200V151H199ZM202 149V150H201ZM212 149V150H211ZM214 149V150H213ZM231 149V150H230ZM244 149V150H243ZM248 149V150H247ZM254 149H255V151H254ZM258 149V150H257ZM36 150H38V151H36ZM46 152H45V151ZM57 151V153H58V151L60 152V153H56L55 154V152ZM125 150V151H124ZM140 152H138V151ZM160 150V151H159ZM165 150V151H164ZM168 150V151H167ZM189 150V151H188ZM225 150H228V152L227 151H225ZM233 150H235V152L233 151ZM242 150V151H241ZM248 151V153H247V151ZM262 150V151H261ZM22 152V154H21V152ZM27 151H28V153L30 152V153H32V154H28L27 153ZM34 151V152H33ZM44 151V152H43ZM55 151V152H54ZM64 151V152H63ZM65 151H67V152H65ZM78 151V152H77ZM83 151V152H82ZM86 151H87V153H86ZM95 153H94V152ZM96 151H97V154H98V156H97V154H96ZM104 153H103V152ZM114 152V151H116V152H114V154L116 155V156H113L114 154L113 153H110V152ZM119 151H121V153H119ZM126 151H128L127 153H126ZM130 151H132V152H130ZM136 152V153H133V152ZM146 151H148V152H150V154L148 153V152H146ZM163 153H162V152ZM170 151V152H169ZM181 152V153H177V152ZM191 151L193 152V153H191ZM196 151V152H195ZM198 151V152H197ZM218 151H219V153H218ZM221 151L223 152V154H221ZM225 151V152H224ZM231 151H233V152H231ZM258 153H257V152ZM6 152V151H5ZM9 152H10V154H9ZM24 152V153H23ZM42 152V153H41ZM79 152H80V155H79ZM85 152V153H84ZM107 154H106V153ZM118 152V153H117ZM123 152H125V153H123ZM142 152H144V153H142ZM146 152V153H145ZM153 152H156L159 156L157 157L156 156V153H153ZM159 152H160V154H159ZM169 152V153H168ZM172 152V153H171ZM187 152H189V154L187 155ZM202 152H204L205 153V155H203L204 153H202ZM210 152V153H209ZM216 152H217V154H216ZM240 152H242V154H240ZM249 152H251V154L249 153ZM12 153V154H11ZM33 153H34V155H33ZM35 153H41V154H39L38 156H37V154H35ZM76 153V154H75ZM83 153V154H82ZM90 153H91V155H90ZM100 153H101V155H100ZM109 153V154H108ZM117 153V154H116ZM133 155H132V154ZM137 153H139V154H137ZM195 153H198V154H195ZM200 153V154H199ZM207 153H209L208 155H206ZM212 153V154H211ZM239 153V154H238ZM244 153H245V155L247 156L248 154V156H247V158H246V156L244 155ZM263 153V154H262ZM26 154V155H25ZM60 154V155H59ZM75 154V155H74ZM78 154V155H77ZM93 154V155H92ZM107 156H106V155ZM121 154H122V156L123 157H121ZM126 154L127 156H128V158L130 157V155H131V159L133 160L136 156V158H135V161L133 160V161H129V160H131V159H128L127 158V156L124 158V155ZM171 155V157H170V155ZM173 154H174V156H173ZM180 155V157L178 156V155ZM182 154H184L183 156L184 157H187V159L186 158H183L182 157ZM193 154V155H192ZM202 154V156H200ZM219 154H220V156H219ZM231 154V155H230ZM43 157H42V156ZM49 155V156H48ZM59 155V156H58ZM77 155V156H76ZM104 155V156H103ZM110 155L111 156H113V157H110ZM138 155H140L141 156V158L139 159L138 157H140V156H138ZM145 155V156H144ZM150 155V156H149ZM165 155H166V157H165ZM177 157H176V156ZM187 155V156H186ZM194 157V159L192 158V156ZM199 157H198V156ZM224 155V156H223ZM240 155H242V156H240ZM35 156V157H34ZM48 156V157H47ZM51 156V157H50ZM62 156V157H61ZM84 156V157H83ZM95 156V157H94ZM100 156V157H99ZM106 156V157H105ZM149 156V157H148ZM153 156H155V157H153ZM161 156V157H160ZM165 157V160H164V157ZM205 156L207 157L206 158V160L208 161V159L210 158V161L212 162L213 160H214V165L215 164H217L218 165V167H217V165L216 166H214L210 161L209 162H207L206 160H205ZM210 156V157H209ZM237 156H238V158H237ZM50 157V158H49ZM53 157V158H52ZM85 159V161L86 162H84V159ZM93 157V158H92ZM99 157V158H98ZM108 157V158H107ZM143 157V158H142ZM146 157V158H145ZM156 157H157V159H156ZM182 157V158H181ZM189 157V158H188ZM201 157H203V158H201ZM213 157H215V158H213ZM217 157H219V159L218 160H216V158ZM220 157L222 158V160L220 159ZM223 157H224V159L225 160H223ZM226 157V158H225ZM236 159V161H235V163H234V158ZM46 158V159H45ZM69 158V159H68ZM73 158H75L74 160V162H76L77 161V159H79L82 163H81V165L79 164L80 162H79V160L76 162V163H74L73 162V160L72 159ZM91 158V159H90ZM121 158H123V159H126V160H121ZM154 158V159H153ZM170 158L172 159V160H178V161H180L181 160V162H177V161H172V160H170ZM174 158H176V159H174ZM177 158H179V159H177ZM191 158V159H190ZM229 158V159H228ZM240 158V159H239ZM243 158V159H242ZM249 158V159H248ZM37 159V160H36ZM39 159H40V161H39ZM68 159V160H67ZM99 161H98V160ZM108 161L107 163H106V160ZM116 159V161H114L113 162V160H115ZM128 159V160H127ZM137 159V160H136ZM143 160V162H142V160ZM163 159V160H162ZM183 159V160H182ZM202 159V160H201ZM204 159V160H203ZM226 159H228V160H226ZM245 159V160H244ZM253 159V160H252ZM31 162H29V161ZM32 160H36V161H32ZM72 161V162H70V161ZM83 160V161H82ZM102 160V161H101ZM104 160V161H103ZM120 161V162H118V161ZM139 160V161H138ZM147 160V161H146ZM153 163V164H151V162ZM153 160V161H152ZM154 160H156V161H154ZM161 162H163V164H161L159 161ZM172 161V162H170V161ZM186 160H188V162H189V165H191V167H192V165H193V170H192V168L191 167H186L187 166V163L188 162H186ZM200 160V161H199ZM221 160V161H220ZM247 160L249 161V163L247 162ZM254 160L256 161V162H254ZM257 160H258V162L259 163H261L260 165H259V167L258 166H256V165H258V162H257ZM38 161V162H37ZM136 161H138V162H140V163H136ZM166 161H167V163H166ZM190 161H192V162H190ZM196 161L198 162L197 164H196ZM222 161H225V163L224 162H222ZM228 161H231V162H228ZM238 161V162H237ZM243 162V164H242V162ZM251 161H253V163L251 162ZM67 162V165L65 164ZM79 162V163H78ZM87 163V165L86 164H84V163ZM95 162V163H94ZM102 164H101V163ZM131 162V164H129ZM141 162H142V164H141ZM147 162V163H146ZM150 162V163H149ZM170 162V163H169ZM176 164V163H178L179 164V166L180 167H182L181 169L180 168H178L179 166H178V164L177 165H174V163ZM182 162H185V163H182ZM194 162V163H193ZM207 162V163H206ZM215 162H217V163H215ZM240 162V163H239ZM245 162H247L246 164H244ZM10 164V167H9V165L8 164ZM36 164V166H35V164ZM42 163V164H41ZM88 163H89V167H88ZM93 165H92V164ZM105 163V167H104V164ZM109 163H110V165H109ZM111 163H114L115 164V166L119 169L118 171L119 172H115V171H117L116 170V168H114L113 167V165L114 164H112L111 165ZM117 163L118 164H120V165H117ZM126 163V164H125ZM128 163V164H127ZM132 163H136L135 164V166H133L134 164H132ZM147 165H146V164ZM154 163H155V165H154ZM164 163H166L165 165H164ZM182 163V164H181ZM222 163V164H221ZM229 163H231V164H229ZM254 163H256V164H254ZM3 164H4V166L6 165L7 166V169H6V167H4L3 166ZM41 164V165H40ZM75 166H74V165ZM95 164V165H94ZM102 166H101V165ZM124 164V165H123ZM137 164H138V166H139V164H140V168H138V166H137ZM150 164V165H149ZM167 164H170L169 166L167 165ZM185 164V165H184ZM201 164H203V165H201ZM204 164H206V165H204ZM211 164H212V166H214V167H212L211 166ZM223 164H224V166H223ZM34 165V166H33ZM37 165H39V166H37ZM43 165H44V167H43ZM58 165H60V166H58ZM64 165H66L65 167L67 168H64ZM72 165V166H71ZM123 167H122V166ZM126 165V166H125ZM132 165V166H131ZM143 165V166H142ZM144 165H146V166H148L146 169H145V167H144ZM160 165H161V167H160ZM195 165H196V167H195ZM200 165V166H199ZM209 165V166H208ZM220 165V166H219ZM227 165H229V166H227ZM234 165V166H233ZM261 165H262V167H261ZM61 166L64 168H61ZM71 166V167H70ZM80 167V169H79V167ZM85 166V167H84ZM91 166H93V167H91ZM95 166V167H94ZM97 166V167H96ZM111 168H110V167ZM174 166V167H173ZM203 166H205V167H203ZM221 166H222V168H221ZM41 167H43L42 169H41ZM58 167H60L59 169H58ZM73 167H75V168H73ZM76 167H78V168H76ZM120 167V168H119ZM129 167H131V168H129ZM143 168V171H141L142 170V168ZM150 167H151V169H152V171H151V169H150ZM153 167V168H152ZM165 167H168L169 169H165ZM172 167L174 168V171H173V169H172ZM176 167V168H175ZM185 167V168H184ZM211 167V168H210ZM217 167V168H216ZM226 167V168H225ZM261 167V168H260ZM44 168H45V170H44ZM57 168V169H56ZM71 170H69V169ZM86 169V170H89V171H86V170H82V169ZM89 168H91V169H93L92 171L89 169ZM101 168V169H100ZM109 168V169H108ZM122 168V169H121ZM129 168V169H128ZM133 168L135 169L134 171H133ZM157 168H159V171L157 170ZM162 168H164L165 170H166V172H165V170L164 169H162ZM178 168V169H177ZM191 168V169H190ZM214 168H216V169H214ZM220 168V169H219ZM227 168H228V170H227ZM263 168V169H262ZM5 169V170H4ZM62 169V170H61ZM113 170V171H111V170ZM124 169V170H123ZM136 169H138L139 170V172L138 171H136ZM150 170V171H148V172H150V174L152 175V177H149V176H151V175H149L148 174V172H147V170ZM156 169V170H155ZM171 169V170H170ZM185 169H186V171H185ZM190 169V170H189ZM210 169V170H212V171H208V170ZM219 169V170H218ZM222 169H224V170H222ZM10 170V171H9ZM59 170H60V172H59ZM67 170V171H66ZM69 170V171H68ZM74 170V171H73ZM77 170V171H76ZM109 172H108V171ZM122 170V171H121ZM144 170L146 171V172H144ZM155 170V171H154ZM164 171L165 173H162V171ZM178 170H180V171H183L184 170V173L183 172H181V173H179L180 171H178ZM189 170V171H188ZM80 171H81V173H80ZM94 171V172H93ZM105 171V172H104ZM121 171V172H120ZM133 171V173H134V175H132L131 176V174H133V173H130V172H132ZM161 171V172H160ZM171 172V174H174L175 175V172H176V177L175 176H173V175H171V177H170V173L169 172ZM190 171H191V174H190ZM193 171V172H192ZM222 171V172H221ZM11 172V173H10ZM66 172V173H65ZM74 172H76V173H80V174H78V176H77V174L75 175V173ZM87 172V173H86ZM99 173V174H97V173ZM102 172H103V174H102ZM174 172V173H173ZM186 172H188V173H186ZM59 173H61L62 175L64 174V176H65V178H64V176L63 177H61V174H59ZM86 173V174H85ZM89 173V174H88ZM91 173V174H90ZM106 173V174H105ZM109 173V175H107ZM110 173H111V175H110ZM122 174V177H121V174ZM129 173V174H128ZM142 173V174H141ZM145 173H147L146 175H145ZM154 173V174H153ZM160 173H161V175H160ZM167 173H168V175H167ZM178 173H179V177H180V179H179V177H178ZM186 173V174H185ZM212 173V174H211ZM85 174V175H84ZM89 176H88V175ZM96 174V177H97V179H96V177L94 176ZM127 174H128V176H127ZM182 174V175H181ZM188 174V175H187ZM240 174V175H239ZM243 174H244V176H243ZM262 174V175H261ZM91 175V176H90ZM98 175V176H97ZM118 177H117V176ZM143 175H145V177L143 176ZM160 175V176H159ZM163 175H166V176H163ZM184 175V176H183ZM194 175V176H193ZM239 175V176H238ZM243 177H242V176ZM261 175V176H260ZM69 176V177H68ZM81 176V177H80ZM87 176H88V180H86L87 179ZM134 176H138V178H139V180L140 181H138V178H136L135 179V177ZM141 176V177H140ZM156 176V177H155ZM157 176H158V178H157ZM162 176V180H159L158 181V179H161V178H159V177H161ZM183 176V177H182ZM186 176V181L184 180L183 182H182V178H184ZM250 176H252V177H250ZM259 176H260V178H259ZM42 179H41V178ZM43 177H46V179H44ZM73 177V178H72ZM76 179H75V178ZM82 178V179H80V178ZM86 177V178H85ZM93 177V178H92ZM108 177H110L109 179H108ZM128 179H127V178ZM144 177V178H143ZM148 177H149V179L151 178V182H150V180L148 179ZM156 179H155V178ZM172 177H175L174 179L172 178ZM178 177V178H177ZM239 177V178H238ZM247 177H250V178H247ZM39 178V179H38ZM56 178V179H55ZM59 180H58V179ZM71 178V179H70ZM85 178V179H84ZM101 179V181H100V179ZM121 178V179H120ZM124 178V179H123ZM155 180H153V179ZM165 178H168V179H165ZM171 180H170V179ZM191 178V179H190ZM195 178V179H194ZM252 178V181L250 180ZM255 178V179H254ZM262 178V179H261ZM9 179V180H8ZM12 179V181H10ZM38 179V180H37ZM41 179V180H40ZM53 179V180H52ZM65 179V180H64ZM73 179H75V180H73ZM80 179V180H79ZM85 181H84V180ZM90 179V180H89ZM99 179V180H98ZM115 179V180H114ZM132 179V180H131ZM142 179V180H141ZM144 179H146V181H147V185H145L146 184V181L144 180ZM185 179V178H184ZM197 179V180H196ZM229 180V181H227V180ZM244 179V180H243ZM249 179V180H248ZM258 179H260V180H258ZM33 180H35V181H33ZM41 182H40V181ZM119 180V181H118ZM152 180H153V182H152ZM166 180H168V183L166 182ZM172 180H174L176 183H174V181H172ZM181 180V181H180ZM262 180V181H261ZM36 181L37 182H40L39 184L38 183H36ZM55 181V182H54ZM64 181V182H63ZM69 181V183H67ZM74 181H75V183H74ZM78 181H81V182H78ZM89 181L91 182V183H89ZM98 183H97V182ZM103 181V182H102ZM108 181V182H107ZM116 181V182H115ZM129 181V182H128ZM139 183H138V182ZM144 181V182H143ZM157 181V182H156ZM170 181V182H169ZM179 181V182H178ZM194 181V182H193ZM196 181V182H195ZM224 181V182H223ZM244 181V182H243ZM261 181V182H260ZM1 182H2V185H1ZM6 182V183H5ZM9 182H11V184L9 183ZM16 182H17V184H16ZM66 182V183H65ZM96 182V183H95ZM102 182V183H101ZM106 182V183H105ZM114 184H113V183ZM126 182H128V183H126ZM130 182H132V184L130 183ZM136 184V185H134V183ZM166 183V185H164L165 183ZM186 182V183H185ZM246 182V183H245ZM8 183H9V187H8ZM13 183H15V185L13 184ZM19 183V184H18ZM23 183H24V185H23ZM27 183H29V184H27ZM50 183V184H49ZM56 183V184H55ZM59 183V184H58ZM61 183V184H60ZM81 184V185H79V184ZM84 183V184H83ZM87 183V184H86ZM101 183V184H100ZM104 183V184H103ZM110 183V184H109ZM117 183V184H116ZM130 183V184H129ZM150 183H152V184H150ZM156 183V184H155ZM159 183V184H158ZM162 183H164L162 186H160ZM169 183H172V184H175V185H172V184H169ZM181 183H184V184H182L181 185ZM192 183V184H191ZM241 183V184H240ZM6 185V188H5V185ZM46 184H48L49 186L47 187L48 188V190H47V188H46ZM52 184V185H51ZM64 184V185H63ZM67 184V185H66ZM103 184V185H102ZM107 184V185H106ZM121 184V185H120ZM128 184V185H127ZM170 185L171 187L169 188V186L168 185ZM234 184H236V185H234ZM237 184H240L241 185V187L239 186V185H237ZM254 184V185H253ZM26 185V186H25ZM40 185V186H39ZM55 187H54V186ZM92 185H93V190H91L90 189V187H92ZM101 185V186H100ZM109 185V186H108ZM112 185H114V187L112 186ZM131 185V186H130ZM140 185H142V186H145L143 189H142V186H140ZM153 185H156V188H155V186H153ZM180 185V187H178ZM185 185V186H184ZM234 185V186H233ZM253 185V186H252ZM10 186H11V189H10ZM27 186H30V187H27ZM42 186H44L43 188L45 189H42ZM52 186H53V188H52ZM95 186H96V188H95ZM103 186H105V187H103ZM117 188H116V187ZM123 186H124V188H123ZM139 187V189H137L138 187ZM153 186V187H152ZM161 188H160V187ZM165 186V188H163L162 189V187H164ZM177 186V187H176ZM260 186V187H259ZM17 189H16V188ZM33 187V188H32ZM34 187H36V190H35V188ZM79 187V188H78ZM110 187H112L111 189H110ZM120 187V188H119ZM128 187V188H127ZM129 187H131V188H129ZM141 187V188H140ZM149 189H148V188ZM238 187V188H237ZM252 187V188H251ZM259 187V188H258ZM8 188H9V190H8ZM19 188V189H18ZM23 188H27V189H23ZM29 188H32V189H29ZM42 190H41V189ZM57 188V189H56ZM95 188V189H94ZM114 188V189H113ZM116 188V189H115ZM118 188H119V191H117L118 190ZM147 190H146V189ZM169 188V189H168ZM241 188V189H240ZM247 188V189H246ZM24 190V191H22V193L20 192L21 190ZM40 189V190H39ZM102 191V192H100V190ZM106 189V190H105ZM121 189H123V190H121ZM128 189V190H127ZM239 189V190H238ZM3 190V191H2ZM19 191V193H21L22 195H19V193H17L18 191ZM29 191V192H26V191ZM47 190V191H46ZM50 190V191H49ZM52 190H53V192H52ZM57 190V191H56ZM95 190V191H94ZM98 190V191H97ZM112 192H110V191ZM117 192H116V191ZM129 190H131L130 192H128ZM133 190V191H132ZM144 190V191H143ZM153 190V191H152ZM244 190V191H243ZM261 190H262V192H261ZM7 191V194L5 193V192ZM14 191H16V193L14 192ZM32 191H34V192H32ZM41 192V194H40V192ZM44 191V192H43ZM54 191H55V193H54ZM109 191V192H108ZM127 193H126V192ZM136 191V192H135ZM238 191V192H237ZM244 192L245 194H242L241 192ZM246 191V192H245ZM248 191V192H247ZM253 191V192H252ZM257 191V192H256ZM3 192V193H2ZM16 194V195H14V193ZM23 192H24V194H23ZM36 192V193H35ZM37 192H39V193H37ZM51 192V193H50ZM59 192V194H57ZM98 192V193H97ZM105 192V193H104ZM108 192V193H107ZM115 192V193H114ZM120 192V193H119ZM125 192V193H124ZM137 192H139V193H137ZM259 192V193H258ZM5 193V194H4ZM34 193V194H33ZM92 193V194H91ZM94 193V194H93ZM97 193V194H96ZM114 193V194H113ZM122 193V194H121ZM133 193V194H132ZM140 193H143L142 195L140 194ZM237 193V194H236ZM240 193V194H239ZM4 194V195H3ZM32 194V195H31ZM43 194V195H42ZM47 194H48V196H47ZM50 194H51V197H49L50 196ZM60 194L63 196H60ZM129 194V195H128ZM253 194V195H252ZM38 197H37V196ZM42 195V196H41ZM53 195V196H52ZM59 196L58 197V199H57V197L56 196ZM95 195V196H94ZM109 195H111L110 197H109ZM120 195H123V197H120ZM125 195V196H124ZM127 195H128V197H127ZM134 195H136V196H134ZM146 195H148V196H146ZM151 195V196H150ZM156 197H155V196ZM238 195H242V196H238ZM248 195V196H247ZM13 196H15V197H13ZM25 196V198H23V199H26V201L25 200H23L22 199V197H24ZM32 196H33V198H32ZM36 196V197H35ZM47 196V197H46ZM93 196V197H92ZM113 196V197H112ZM119 198H118V197ZM132 196H133V198H132ZM142 196V197H141ZM155 197V198H153V197ZM183 196V197H182ZM238 196V197H237ZM244 196H246V197H244ZM21 197V198H20ZM26 197H29L28 199L30 200V197H31V199H35V201H36V199L38 198V200H37V203L39 204L40 203V201L41 200H43V201H45L46 202V207H45V204L42 202V203H40V205H44V206H42V207H40V208H42L41 209V211H39V207L37 206L38 204L37 203H34L35 201H33L32 200V204H33V206L31 207V200L29 201V202H27V198ZM35 197V198H34ZM39 197H40V199H39ZM42 197H46L48 200H49V202L48 201H46V200H44ZM56 197V198H55ZM92 200V201H90L89 200V198ZM135 197V198H134ZM136 197H138V198H136ZM144 197V198H143ZM146 197H147V199H146ZM160 198V199H158V198ZM174 197V198H173ZM250 199H249V198ZM255 197V198H254ZM257 197H259V198H261V200L259 199V198H257ZM14 198V199H13ZM56 200H55V199ZM60 198H61V200H60ZM63 198H64V200H63ZM77 198V201H78V203H79V205H78V207H77V205L75 206V203L74 202H76L75 201V199ZM85 198V199H84ZM96 198V199H95ZM115 198V199H114ZM118 198V199H117ZM125 198V199H124ZM127 198V199H126ZM152 199L153 201H156L155 203L154 202H152V200H150V199ZM175 198H177V199H175ZM239 198V199H238ZM254 198V199H253ZM54 200V201H52V200ZM129 199H130V201H129ZM132 199H133V201H132ZM138 199V200H137ZM145 199V200H144ZM156 199V200H155ZM179 199H182L181 201H179ZM234 199H237L236 201L234 200ZM243 199L246 201H243ZM258 199V200H257ZM8 200H10V201H8ZM22 200H23V203H22ZM40 200V201H39ZM60 200V201H59ZM66 200V201H65ZM82 200H84V201H82ZM121 200H122V202H121ZM139 200H141V201H139ZM144 200V201H143ZM171 200V201H170ZM183 200H185V201H183ZM249 200H251V201H249ZM252 200H254V201H252ZM12 201V202H11ZM25 201V202H24ZM50 201H51V203H50ZM61 201H63V203L61 202ZM65 201V202H64ZM74 201V202H73ZM87 201V202H86ZM127 201V202H126ZM136 201V202H135ZM139 201V202H138ZM149 201V202H148ZM151 201V202H150ZM178 201V202H177ZM261 201V202H260ZM21 202V203H20ZM27 202V203H26ZM48 202V203H47ZM81 202V203H80ZM83 202V203H82ZM84 202H86V203H84ZM93 204H92V203ZM124 202V203H123ZM243 202V203H242ZM251 202V203H250ZM253 202V203H252ZM30 205H29V204ZM52 203H53V205H52ZM56 203V204H55ZM61 203V204H63L64 206H67V203H68V206H67V208L66 207H64V206H59V204ZM66 205H65V204ZM123 203V204H122ZM133 203V204H132ZM136 203V204H135ZM138 203V204H137ZM154 205H153V204ZM184 203V204H183ZM257 203V204H256ZM24 204H26V205H24ZM28 204V205H27ZM37 204V205H36ZM48 204H51L49 207L50 208H52V209H50L49 207H48ZM77 204V203H76ZM83 204H85V206H83ZM91 206V204H92V206L93 207H89V210H87V208H88V206L89 205ZM128 204H130V205H128ZM149 204H152V206L151 205H149ZM249 204V205H248ZM24 205V206H23ZM74 205V206H73ZM80 205H82L81 207H80ZM96 205V207H94ZM237 205V206H236ZM253 205V206H252ZM52 206V207H51ZM57 206H58V208H57ZM238 206H240L241 208H239ZM247 206V207H246ZM250 208H249V207ZM262 206V207H261ZM25 207H27V208H25ZM29 207V208H28ZM36 207V208H35ZM38 207V208H37ZM49 209H48V208ZM63 207H64V209H63ZM75 207V208H74ZM97 207H98V210H97ZM238 207V208H237ZM258 207V208H257ZM24 208V209H23ZM43 208H45V209H43ZM59 208H61V209H59ZM69 208H72V209H69ZM77 209L76 211L78 212H76V211H72L71 212V210H74V209ZM79 208H80V210L81 211H83V210H85V212L83 211V214H82V212L79 210ZM91 208L93 209V210H91ZM253 208H254V210H253ZM257 208V209H256ZM260 208H261V210H260ZM263 208V209H262ZM27 209H29V210H27ZM31 209V210H30ZM99 209H102V210H99ZM235 209H236V211H235ZM259 209V210H258ZM4 210H6V211H4ZM38 210V211H37ZM48 210V211H47ZM63 210H65L66 211V213H65V211H63ZM68 210V211H67ZM87 210V211H86ZM25 211H28V212H26L25 213ZM50 211V212H49ZM53 211V212H52ZM54 211H56V212H54ZM63 211V212H62ZM91 211L92 212H95V213H93V214H95V215H92V216H90V218H92L93 216V218L92 219H90V218H88L89 217V215L91 214ZM98 211V212H97ZM101 211V212H100ZM102 211H104V212H106L105 214H103L104 212H102ZM118 211V213H116ZM247 211V212H246ZM10 212V213H9ZM11 212L13 213V214H11ZM16 212V213H15ZM20 212V213H19ZM34 212V214H32ZM35 212L38 214H40V215H38L37 216V214H35ZM47 212V213H46ZM57 212H58V215H56V216H60L61 218H58V217H55V214H57ZM71 212V213H70ZM80 212H81V214L82 215H84V216H82L81 217V215H80ZM97 212V213H96ZM234 212V213H233ZM260 212H262V213H260ZM8 213V214H7ZM49 213H52V214H49ZM62 213H63V215H65V216H63L62 215ZM88 215H87V214ZM121 213H122V215H121ZM34 215V216H36V217H34V218H32V216L31 215ZM59 214H61V215H59ZM73 216H72V215ZM77 214H78V216L79 217H77ZM96 214H98V215H96ZM100 214V215H99ZM102 214V215H101ZM117 214V215H116ZM260 214V215H259ZM11 215V216H10ZM12 215H13V217H12ZM42 215H44V216H42ZM50 215V216H49ZM105 215H107V216H105ZM125 215V216H124ZM255 215V216H254ZM12 217L10 220L8 219V217ZM40 216L42 217V218H40ZM45 216H47L45 219L43 218V217H45ZM48 216H49V219H48ZM53 216L55 217V218H53ZM67 216H70V219H69V217H67ZM75 216V217H74ZM102 216H104L105 218H103ZM225 216V217H224ZM237 216V217H236ZM246 216V217H245ZM259 216H263L262 218L261 217H259ZM72 217H74V218H72ZM87 217V218H86ZM115 217H116V219H115ZM121 217H123V219L121 218ZM231 217V218H230ZM235 217V218H234ZM249 217H251V218H249ZM257 217V218H256ZM26 218V219H25ZM35 218L38 220H35ZM68 218V219H67ZM81 218V219H80ZM119 218V219H118ZM228 218V219H227ZM239 218V220H237V219ZM242 218H244V219H242ZM32 221H31V220ZM77 219H79V220H77ZM85 221H84V220ZM118 219V220H117ZM220 219V220H219ZM223 219H224V221H223ZM226 219V220H225ZM230 219V220H229ZM235 219V220H234ZM246 219L248 220V221H246ZM250 219H251V222H250ZM260 221H259V220ZM2 220H4L5 222H3ZM7 220V221H6ZM83 220V221H82ZM92 220V221H91ZM220 222H218V221ZM253 220V221H252ZM255 220V221H254ZM23 221H25V222H23ZM90 221H91V223H90ZM216 221H217V223H216ZM231 221V222H230ZM235 221H237V222H235ZM242 221H243V224H242ZM36 222V223H35ZM78 222V223H77ZM79 222H81V223H79ZM83 222H85V224H83ZM201 222H203V223H201ZM223 224H222V223ZM225 222V223H224ZM239 222V223H238ZM255 222V223H254ZM23 223H25V225H23ZM32 223V224H31ZM248 223H251V225L250 224H248ZM36 224V225H35ZM204 224L206 225V227L204 226ZM209 224H211V225H209ZM217 224V225H216ZM225 224H232V225H225ZM246 224V225H245ZM253 224H254V227H253ZM93 225H98V227L97 226H93ZM208 225H209V228H208ZM213 225V226H212ZM248 225V226H247ZM16 226H18V227H16ZM32 226V227H31ZM33 226H35V227H33ZM79 226H80V228H79ZM83 226H85V228L86 229H88L89 231H87ZM199 226V227H198ZM230 226H231V228H230ZM232 226H234V227H232ZM240 228H239V227ZM251 226V227H250ZM261 226V227H260ZM24 227H25V229H24ZM92 227L96 230H92ZM95 227H97V228H95ZM197 227V228H196ZM212 227V228H211ZM214 227V228H213ZM223 227V228H222ZM226 227V228H225ZM229 227V228H228ZM243 227V228H242ZM255 227H257V228H255ZM17 228V229H16ZM21 228H23V229H21ZM203 228H204V230H203ZM207 228V229H206ZM217 228V230H215ZM220 230H219V229ZM227 228H228V231H226L227 230ZM247 229V232H246V229ZM253 228H255L254 230H252ZM2 229H0L1 231H2ZM20 229V230H19ZM195 229H196V231H195ZM198 229V230H197ZM213 229V230H212ZM221 229L223 230V232H221ZM232 229H233V231H232ZM236 229H237V231H236ZM16 230V233L14 232ZM19 230V231H18ZM201 230V231H200ZM240 230V231H239ZM245 230V231H244ZM259 230H260V232H259ZM262 230V231H261ZM84 231H86L87 233H85ZM93 231V232H92ZM198 231V232H197ZM200 231V232H199ZM215 231V232H214ZM216 231H218V232H216ZM234 231H236L237 233H239V235H240V232H241V235H240V237L238 238V234L236 235L235 233H234ZM255 232L256 233V235H255V233H253V232ZM52 232V233H51ZM62 232V233H61ZM67 232V233H66ZM72 234H71V233ZM80 232V233H79ZM199 233V235L197 234L196 235V233ZM205 232V233H204ZM211 232H213V234L211 233ZM230 232H232V233H230ZM246 232V233H245ZM249 232V233H248ZM20 233V234H19ZM23 233V234H22ZM56 233V234H55ZM66 233V234H65ZM191 233H192V235H191ZM193 233H195V235L193 234ZM209 233V234H208ZM215 233V234H214ZM235 234V236H234V234ZM243 233H245V234H243ZM254 235V237H253V235ZM22 234V235H21ZM82 234V235H81ZM190 234V235H189ZM205 234V236H206V238L203 236V235ZM231 234V235H230ZM250 234V235H249ZM89 236V237H86V236ZM91 235H92V237H94V238H92L91 237ZM98 235V236H97ZM188 235H189V237H188ZM195 237H194V236ZM202 235V236H201ZM208 235H210L211 237H212V239H211V237L210 236H208ZM214 235H216L217 236V238H215V239H213L215 236ZM252 235V236H251ZM258 235V236H257ZM261 235V236H260ZM200 238H199V237ZM207 236H208V238H207ZM224 236V237H223ZM234 236V238H232ZM244 236V237H243ZM252 238H250V237ZM257 236V237H256ZM197 237V238H196ZM201 237H203V238H201ZM225 238L224 240H226V237H228V239H229V242H228V239L226 240V243L223 241V238ZM92 238V239H91ZM98 238V239H97ZM194 238V239H193ZM220 238V239H219ZM231 238H232V241H231ZM240 238H243V239H240ZM248 238L249 239V241L248 240H246V239ZM260 238V239H259ZM261 238H262V240H261ZM190 239V240H189ZM193 239V240H192ZM205 239H206V241H205ZM216 239L218 240H221V241H216ZM245 239V242L244 241H242V240H244ZM82 240V241H81ZM84 240V241H83ZM238 240V241H237ZM239 240H240V242H239ZM259 240V241H258ZM95 241H96V243H95ZM99 243H98V242ZM161 241H162V243H161ZM204 241V242H203ZM210 241V242H209ZM237 241V242H236ZM251 241V242H250ZM254 241V242H253ZM171 242V243H170ZM174 242V243H173ZM193 242V243H192ZM196 242V243H195ZM199 242H201V244L199 243ZM209 242V243H208ZM228 242V243H227ZM234 242H236V243H234ZM239 242V243H238ZM256 242V243H255ZM81 243H82V245H81ZM85 243H86V246L88 247V248H86V246H85ZM97 243H98V245H97ZM170 243V244H169ZM208 243V244H207ZM214 244V243H216V244H214V245H211V244ZM244 243V244H243ZM253 243V244H252ZM189 244H190V246H189ZM194 244H197V245H194ZM199 244H200V246H199ZM207 244V245H206ZM210 244V245H209ZM220 244V245H219ZM224 245V246H222V245ZM236 244V245H235ZM242 246H241V245ZM248 244H250L249 246H248ZM251 244H252V246H251ZM72 245V246H71ZM75 245L77 246V245H80V247L79 246H77V247H75ZM92 245V247H93V249L90 247ZM94 245H95V247H94ZM104 245H106L105 247H104ZM205 245V246H204ZM216 245V246H215ZM231 245H233L232 247H233V249H232V247H231ZM256 245V246H255ZM85 246V247H84ZM101 247V248H97V247ZM188 246V247H187ZM212 246H215L216 247V249H215V247H212ZM63 247V248H62ZM66 247V248H65ZM68 247V248H67ZM71 247H72V249H71ZM83 249H82V248ZM102 247L103 248H105V249H102ZM190 247V248H189ZM193 247V248H192ZM209 247H211V248H209V250L207 251V249ZM219 247V248H218ZM228 247V248H227ZM74 248V249H73ZM78 249V252H76L77 251V249ZM87 250H86V249ZM95 248V249H94ZM192 248V249H191ZM207 248V249H206ZM214 248V249H213ZM229 248H230V250H229ZM251 248V249H250ZM254 248V249H253ZM256 248V249H255ZM82 251H81V250ZM88 249H90V252L88 251ZM160 249V250H159ZM191 249V250H190ZM200 250V251H202V253H203V255L201 254V252L199 251H197V250ZM212 249V250H211ZM221 249V250H220ZM232 249V250H231ZM238 249V250H237ZM239 249H242L243 251H241V250H239ZM92 250V251H91ZM103 250V252H105L103 255H102V251ZM120 250L121 251H123L122 253L120 252ZM193 250H196V251H194V253H193ZM226 250V251H225ZM252 250V251H251ZM255 250V251H254ZM260 250V251H259ZM87 251H88V253H87ZM147 251V252H146ZM151 251V252H150ZM167 251H169V253L167 252ZM207 251V252H206ZM227 252V253H225V252ZM231 251H233L234 252V254L232 255V252ZM236 251V252H235ZM246 253H245V252ZM252 253H251V252ZM93 252V253H92ZM98 253L99 252V254H97L98 256H96V254H95V258H97L98 260H96L94 257H92V256H94V253ZM111 252L112 253H116V252H118V253H116V254H112V255H114V256H112V255H110L111 254ZM129 253V254H125V253ZM133 252H135V253H133ZM142 252V253H141ZM145 252V253H144ZM149 252V253H148ZM174 252V253H173ZM198 252V253H197ZM237 252H238V254H237ZM80 253V254H79ZM93 255H92V254ZM125 255H124V254ZM171 253H173V255H171ZM176 253H178V255L176 254ZM190 253H192V254H190ZM208 253V254H207ZM217 253V252H216ZM230 253V254H229ZM240 253H241V255H240ZM261 253V254H260ZM120 254H122V255H120ZM133 254V255H132ZM138 254V253H137ZM138 254V255H139ZM142 254V255H143ZM174 254H176V256L174 255ZM207 254V255H206ZM243 254H245V255H243ZM251 255V256H248V255ZM100 255V256H99ZM101 255L103 256V258L101 259L100 257H101ZM109 255V256H108ZM115 255H117V256H115ZM127 258H125L124 256ZM163 255V254H162ZM169 255V256H168ZM171 255V256H170ZM196 255V256H195ZM259 255H260V257H259ZM108 256V257H107ZM120 256H121V258H120ZM128 256V257H127ZM134 256V258H132ZM168 256V257H167ZM187 256V257H186ZM189 256V257H188ZM207 256V257H206ZM235 256H237V257H235ZM240 256V257H239ZM243 256H244V258H243ZM248 256V257H247ZM257 256V257H256ZM262 256V257H261ZM8 257H10V259H8ZM91 257V258H90ZM99 257V258H98ZM118 259H116V258ZM184 257V258H183ZM186 257V258H185ZM11 258H13V259H11ZM107 258V259H106ZM122 258H124L123 260L124 261H122ZM188 258V259H187ZM241 260H240V259ZM253 258V259H252ZM90 259V260H89ZM93 261H92V260ZM111 259V261L110 262H108L109 260ZM119 259H121V260H119ZM131 259V261H129ZM136 259V260H135ZM185 259V260H184ZM200 259H202V258H200ZM209 260H210V256H209V258H208ZM223 259H222V261H223ZM243 259H245L244 261H243ZM255 259V260H254ZM5 260H8V261H5ZM95 260V261H94ZM114 260V261H113ZM135 260V261H134ZM171 260H170V258H169V261H167V260H164V261H166V262H169V263H172L171 262ZM176 259H174V262H175V264H177L176 263V261H175ZM208 260V261H209ZM252 260V261H251ZM3 261V262H2ZM12 261V262H11ZM103 261V262H102ZM113 261V262H112ZM187 261V262H186ZM196 261V260H195ZM199 260H197L196 262L197 263H202V261L204 262H207L208 264H210L211 262H212V258H211V261L210 262H208V261H206V260H203L202 259V261H199ZM238 261V262H237ZM246 261H247V263H246ZM105 262V263H104ZM173 262V263H174ZM184 262V263H183ZM204 262V263H205ZM229 262V263H228ZM253 262V263H252ZM195 263V262H194ZM196 263V264H197ZM203 263V264H204ZM257 263V262H256ZM255 263V264H256ZM118 264V263H117Z\"/></svg>",
  "mask_w": 264,
  "mask_h": 264
},
{
  "label": "bare ground",
  "instance_id": "bare-ground-1",
  "mask_svg": "<svg viewBox=\"0 0 264 264\" xmlns=\"http://www.w3.org/2000/svg\"><path fill=\"white\" fill-rule=\"evenodd\" d=\"M145 1V3H142V2H144ZM169 4V6L171 7V8H169V6H168V4ZM147 3V4H146ZM167 4L166 6H168L167 8H169L168 10L170 11V10H172L173 9V11L172 12H169L170 14H167L168 13V11H166L167 10V8H166V10L164 9V11H166V15H171V14H173V19H177V21L176 22H178V18H179V20L182 18V17H186V19L187 18H189V16H191L192 17V19H190V20H192L191 22L189 21V20H187V22H185V23H189V24H192L193 23V25L194 26H192V27H195V28H197L198 30H195V28L194 29H192V33H191V35L196 31V33H198V35L196 34V33H194V34H196V36L195 37H199V36H201L202 34H201V32L200 31H202V33H204V39L206 40L207 38H205V37H208V39L211 41L212 39L213 40H215V39H221V42L223 41V39H225L224 40V42H227L228 40H226L228 37H230V36H232V35H234L235 34V36H236V34L238 35H244L245 33L247 34V32L249 33V31L250 30H252L253 29V27L255 26H257L258 27V25L260 26V28L261 29H263L264 30V11H263V9H264V0H0V73H3V74H6V73H9V78H12L13 79V81H12V79H11V81H12V83H13V87H14V95H11V96H8V97H4V99L2 98L1 99V101H0V138H2L3 139V142H2V140H1V142L2 143H4V140H5V142L6 143H10V144H6V143H4V146H5V149H6V147L8 146L9 147V150L10 149H12V147L15 145H13V140L15 139V137H12V134H11V131L10 130H12V129H8V128H10L9 127V125L8 126H6L5 124H1L2 122H1V120H3V121H5V122H7V123H9V124H11V123H13V124H11V125H13V126H15V128L16 129H14L15 131L17 130V131H19L18 133H20V137L21 136H26V135H29L28 137H26V139L28 138V139H30V141L32 140L33 142L35 141L36 143L39 141L38 140V138H40V139H42V141H45L46 143L48 142H52V141H55V142H57L60 146H62V145H65L64 143L66 142V143H68V142H70V141H67V139L70 137L69 136V134L70 133H73L74 131H76L77 132V130H73V131H71L69 134H65V132H64V130L63 129H61V128H59V126H57V125H54V124H52V125H46L47 124V118H44L45 120H46V124H45V126H42V124H43V121L45 122V120H41L42 121V123H41V126L40 125H35V124H39V123H30V120L36 115L37 116V114H35L34 115V113H33V117L31 118V117H27L28 116V110H27V107H26V105H24V103H25V101L26 100H28V96L29 95H32L31 93L32 92H35V94H36V92L38 93L37 95H39V93L41 94L40 95V98L41 97H43V98H41V100H40V104H39V102L37 101V103H38V105L40 106L41 105V103H43V104H45L44 103V101L45 102H47V100H50L48 103H47V105L49 104V103H51V104H54L53 106H55V104H57V102L60 104V107H61V104L62 103H66V104H68V109H70L72 112H75L73 115L71 114V116H74V118L76 119L77 117V119L80 121V123H79V125H81V124H83V122H85V126H87L88 125V127H90L89 126V123H91L90 122V120L91 119H89V118H87V116H84L83 114L85 113V111L87 110V112L89 111V110H92V111H94V112H96L97 113V111H98V114H97V116L99 117V115H100V112L99 111H103V109L102 108H100L99 106L101 105H103V104H98L96 107H99V109L100 110H98L96 107H95V109L97 110H95V109H89L88 110V108H91L94 104V100L95 99H97V98H93L92 96H91V93H88V90H94V92L96 93V90L98 91L99 89H103V91H104V89L107 87V86H109V85H112V83H113V85H114V82H111L112 81V74H111V76L109 75V73H110V70L112 69V70H114V69H116L115 67H113V66H115L114 64H122V60H128L129 58H125V54H126V52H124V50H122V47H121V45H125L126 46V44H128L127 43V41H131V42H133V43H130V44H133L134 45V49L137 51V49H138V47L140 48V46H141V44H142V39H143V36L140 34V32L138 31V29L141 27H139V26H137L138 24H139V22H141L140 21V14H142L143 15V13H141L142 11H140L141 9H143V11H144V13H145V11L148 9V7H151V9L150 10H154V11H156L157 13H156V15H158L159 13V11H158V8L156 9L155 8V6L156 7H158V6H163V4ZM144 5L145 4V6L144 7H147L146 8V10H144V8H142V6L141 5ZM165 4H164V7H166L165 6ZM147 5V6H146ZM162 6H161V8H162ZM140 7H141V9H140ZM152 7H154L153 9H152ZM180 8V11L178 10ZM181 9H182V12H181ZM187 9V10H186ZM149 10V9H148ZM162 10V9H161ZM174 10H178L179 11V13H176ZM163 11V12H164ZM161 12V11H160ZM147 13H151V11L149 12V11H147ZM153 14H154V12H152ZM230 13H232V14H236L237 15V18H235V20H233V18H231L230 16L231 15H229ZM147 14L149 17H153L154 15L153 14ZM162 14V13H161ZM165 14H164V16H165ZM234 14V15H235ZM145 16H147L146 14H144ZM143 15V16H144ZM143 16H141V17H143ZM172 16V15H171ZM190 17V18H191ZM234 17V16H233ZM144 19H145V17H143ZM142 18V19H143ZM154 18V17H153ZM153 18H152V20H153ZM156 18H160V21H162L163 22V19L162 18H166V17H161V16H157ZM169 18V17H168ZM223 18H225L224 20H223ZM148 19H150V18H148ZM172 19V21H175V20H173ZM183 19V18H182ZM185 19V18H184ZM185 19V20H186ZM157 20V19H156ZM222 20V21H221ZM146 21V20H145ZM160 21H159V23H160ZM171 20H168V19H165L164 20V22L166 23V22H170ZM184 21V20H183ZM144 22V21H143ZM154 22V21H153ZM222 22H224V23H222ZM156 23V22H155ZM158 22H157V24H159ZM164 23V24H165ZM173 23V22H172ZM149 24V23H148ZM221 24H224V25H221ZM162 25H163V23H162ZM162 25H160V26H162ZM159 25H158V27H160ZM262 26H263V28H262ZM138 27V28H137ZM167 29H170V28H167ZM184 29V28H183ZM256 29V28H255ZM261 29H259V30H261ZM175 30V29H174ZM174 30H173V32H172V34L174 33ZM194 30V31H193ZM258 30V31H259ZM263 30H261L260 32H262ZM164 32H165V29H164ZM175 32H177L176 30H175ZM229 32H231V33H234V34H231V33H229ZM166 33V32H165ZM169 33V35H170V32H168ZM199 33H200V35H199ZM218 34H219V36H223V37H219L218 36ZM246 34H245V36H246ZM250 34V33H249ZM249 34L246 36L247 38H248V42H249V46H250V44H254V43H262V42H264V41H261L259 38V40L257 39L256 41L253 39V38H251L252 36H254V33H253V35L250 37L249 36ZM140 35L142 36L141 38H140ZM165 35V34H164ZM174 35H176V34H174ZM59 36H62V38L65 40V41H67L68 42V44L69 45H63V42H61V39H60V37ZM177 36V35H176ZM176 36L175 37H173V38H171V35H170V37L167 35V38H171V40H173L174 38H175V41L177 40L178 41V43H177V41L175 42V44L177 43L178 45H179V42H180V44L182 43H184L183 41L181 42V38L180 39H178V36H177V39H176ZM187 36H189V35H187ZM193 36V35H192ZM203 36H201V38L199 37H197L196 39H197V41L198 40H204V39H202L203 38ZM154 37V36H153ZM157 37V36H156ZM239 37V36H238ZM245 37V38H246ZM263 37V39H264V35L262 36ZM166 38V40L165 41H169L168 39ZM191 37L189 36V38L188 39H190ZM210 38H212V39H210ZM255 38V37H254ZM257 38V37H256ZM139 39H140V41H139ZM163 39H165V38H163ZM163 39H162V41H163ZM192 39H193V41H194V43L196 42L197 43V41H196V39H194V37H192ZM207 39V40H208ZM234 39V38H233ZM232 39V40H233ZM236 39V38H235ZM180 40V41H179ZM187 40V39H186ZM191 40V39H190ZM237 41H239V39L237 40ZM246 41H247V39H246ZM259 41V42H258ZM200 41H198V43H199ZM216 42V41H215ZM220 42V41H219ZM219 42L217 43V45L219 44ZM220 42V43H221ZM223 42V43H224ZM233 42V41H232ZM240 42H241V40H240ZM139 43H141V44H139ZM193 43V44H194ZM200 43H203V42H200ZM208 43H214V42H208ZM208 43H206V44H208ZM230 43V42H229ZM239 43V42H238ZM236 44V45H239V44ZM130 44H128L129 46H130ZM186 44V42L184 43V45ZM192 44V43H191ZM232 44V43H231ZM256 44H254V45H256ZM168 45H170V44H168ZM172 45V44H171ZM188 45V44H187ZM189 45H190V43H189ZM202 45V44H201ZM214 45H216V44H214ZM216 45V46H217ZM226 45V44H225ZM227 45H228V47H227ZM225 47L226 48H232V46L234 45H230V44H227ZM240 45H242V42L240 43ZM174 46V45H173ZM194 46V45H193ZM196 46V45H195ZM224 46V45H223ZM231 46V47H230ZM131 47H132V45H131ZM130 47V48H131ZM170 47V46H169ZM177 47V46H176ZM181 47H183V46H181ZM187 47V46H186ZM189 47V46H188ZM191 47V46H190ZM190 47H189V50H190ZM197 47V46H196ZM201 47V46H200ZM199 47V48H200ZM209 47H210V45H209ZM208 47V48H209ZM218 47V46H217ZM246 48H247V46H245ZM245 47H240L239 46V48H243V50H248L249 52H251L250 53V56H252V54H256V52H252V51H250L251 50V48L253 49V51H254V48H253V46L251 45V48H250V50H249V47L246 49ZM254 47H256V46H254ZM263 47V46H262ZM125 48V47H124ZM126 48H128V46L126 47ZM130 48H128L129 50H130ZM133 48V47H132ZM144 48L146 49V47L144 46ZM167 48V47H166ZM198 48V47H197ZM196 48V49H197ZM203 48V47H202ZM205 48V47H204ZM245 48V49H244ZM257 48H259V45H258V47ZM256 48V49H257ZM127 49V50H128ZM143 49V47L141 48V50ZM159 49V48H158ZM158 49L156 50V51H158ZM164 49V48H163ZM162 49V50H163ZM167 49H169V48H167ZM180 49V48H179ZM178 48L176 49V51L178 52V51H180ZM187 49V48H186ZM186 49H184L183 48V50L185 51ZM192 49V48H191ZM195 49V50H196ZM207 49V48H206ZM228 49H226L227 51L226 52H228ZM238 49V48H237ZM256 49H255V51H256ZM126 50V51H127ZM128 50V51H129ZM160 51H161V49H159ZM170 50V49H169ZM193 50V49H192ZM199 50V49H198ZM203 50V49H202ZM209 50L211 51V49L209 48ZM208 50V51H209ZM220 50H222V48L220 49ZM220 50H218V51H220ZM230 50V49H229ZM232 50H233V48H232ZM242 49H241V51H243ZM132 52H134L133 50H131ZM131 51H129V52H131ZM164 51V52H163ZM163 51H161V52H163V53H165V50H163ZM168 51V50H167ZM171 51V50H170ZM173 51L175 52V50H174V48H173ZM207 51V50H206ZM206 51H205V53H204V51H202V53L201 54H206ZM218 51H216V52H218ZM238 51H239V49H238ZM140 52V51H139ZM142 52V51H141ZM146 52H148V51H146ZM181 52H183L182 50L180 51V52H178V54L176 53L175 55L174 54H172V52L170 53V54H172V56L174 55V57L177 59V60H179V62H180V65H179V63L176 61V59L173 57L172 58V56L169 58V57H167L168 59H169V63H171V64H173V62L171 61L170 62V60L172 59V60H174V61H176V63H178V65L180 66V68H181V71L182 72H180V74L181 73H183L184 74V72H186V66L184 65L185 63H187L186 61V57H188V55H189V60L191 59L190 58V56L192 57H194V56H196V58H194L195 60H198L197 59V56L199 55L198 53V55H192V53H189V51L187 52V53H189L188 55H187V53H186V57L183 55L184 54V52H183V54L181 53ZM192 52V51H191ZM194 52V51H193ZM221 52V51H220ZM230 52H232V51H230ZM230 52H228V55H230L231 56V54L232 53H230ZM247 52V51H246ZM259 52V51H258ZM261 52V51H260ZM264 52V51H263ZM262 52V53H263ZM151 53H153V52H151ZM162 53V54H163ZM235 53V52H234ZM242 53V52H241ZM244 53V52H243ZM136 54V53H135ZM142 54H143V52H142ZM141 54V55H142ZM166 54V53H165ZM181 54V55H180ZM195 54H196V51H195ZM223 54V53H222ZM225 54V53H224ZM238 54H240V53H238ZM247 54H249L248 52H247ZM148 55H150V53L148 54ZM159 55V54H158ZM161 55V54H160ZM164 55V54H163ZM168 55V54H167ZM166 55V56H167ZM208 55L209 56H211V55H213V53L212 54H209L208 53ZM226 55V54H225ZM227 55V56H228ZM243 55V54H242ZM246 55V54H245ZM244 55V56H245ZM258 55H260L261 56V54H258ZM258 55H256L257 57H258ZM126 56H127V54H126ZM137 56H139V55H137ZM144 55H142V57H143ZM152 57H156L157 56V53H156V55H155V52H154V55H151ZM150 56V57H151ZM168 56H170V55H168ZM201 56V55H200ZM200 56H198L199 58H200ZM209 56H206V57H209ZM214 56V55H213ZM212 56V57H213ZM238 56H240V55H238ZM259 56V57H260ZM147 57H149V56H147ZM158 58H155V59H159L160 60V56H157ZM160 57V58H159ZM164 58H165V55L163 56ZM192 57V58H193ZM204 57H205V55H204ZM222 57V56H221ZM234 57V56H233ZM237 57V56H236ZM257 57H255L254 56V58H256V59H258L261 63H262V56L260 57V58H257ZM135 58V57H134ZM134 58H132V59H134ZM162 58L160 61H164V63H168L167 62V58ZM202 58V57H201ZM210 58V57H209ZM220 58V57H219ZM242 58V57H241ZM241 58H239V60L241 59ZM245 58V57H244ZM247 58H249V56L247 55ZM251 59L250 60H248V62H249V65H252L251 63H250V61H252V57H250ZM131 59V58H130ZM129 59V60H130ZM131 59V60H132ZM136 59V58H135ZM140 59V58H139ZM143 59V58H142ZM151 60L153 59V58H150ZM203 59V58H202ZM208 59V58H207ZM211 60H212V58H210ZM231 59H232V56H231ZM243 59V58H242ZM129 60H128V62H129ZM138 60V59H137ZM145 60V58L142 60V61H144ZM159 60H156V61H158L159 62V64L161 63ZM195 60H194V62H195ZM200 60V59H199ZM198 60V61H199ZM205 61H206V59H204ZM216 60H217V57H216ZM226 60V59H225ZM228 60H229V58H228ZM238 60V61H239ZM256 61V60H254V62L256 63H259V61ZM122 61V62H121ZM140 61H141V59H140ZM148 60H146L145 62H147ZM190 61H192V60H190ZM208 61V63L210 62L209 60H207ZM206 61V62H207ZM220 62H222L221 60H219ZM246 61V60H245ZM139 61H137V63H138ZM182 62H184V64H182ZM205 62V63H206ZM228 62V61H227ZM247 62V61H246ZM254 62H252L253 64H254ZM126 63H127V61H126ZM135 63V60H133V64ZM137 63H135V65L137 64ZM140 63V62H139ZM139 63L137 64V65H139ZM142 64H147V63H150V60L147 62V63H143V62H141ZM140 63V64H141ZM152 63V62H151ZM150 63V64H151ZM163 63V62H162ZM163 63V64H164ZM175 63V62H174ZM175 63V64H176ZM189 64H193V62L192 63H190V62H188ZM198 63V62H197ZM199 63H200V61H199ZM202 63H204V62H202ZM204 63V65H206ZM212 63V62H211ZM215 63L216 62H214L213 64H214V66H217V65H215ZM217 63H219V62H217ZM222 63H225V62H222ZM232 63V62H231ZM235 63V62H234ZM239 63V62H238ZM242 63V62H241ZM260 63V64H261ZM128 64H130V63H128ZM132 64V68L133 69H135V65H133ZM141 64V65H142ZM149 64V67L150 66H152V65H150ZM165 64V65H166ZM171 64H169V65H166L167 66V68H172V66H171ZM196 64V63H195ZM195 64H193L194 66L193 67H196L195 66ZM229 64L230 63H228V64H225V65H228L229 66ZM246 64V63H245ZM263 64V63H262ZM118 65H117V68H118ZM123 66H125L126 68H128L126 65H125V63H123L122 64ZM155 65H157L156 63H155ZM155 65H154V67H155ZM162 65V64H161ZM161 65H160V67H159V69L161 70ZM181 65H183V67H181ZM188 65V64H187ZM197 65V64H196ZM201 65V64H200ZM208 65V64H207ZM211 65V64H210ZM223 65V64H222ZM225 65L223 66V67H225ZM232 65V64H231ZM239 65H241V64H238L237 65V67L239 68ZM242 65H244V64H242ZM241 65V66H242ZM255 65V64H254ZM258 65V64H257ZM121 66V65H120ZM129 66V65H128ZM134 66V67H133ZM147 66L148 65H145V66H143V68H141V66H138V68L140 67L142 70L144 69V68H146V71H147ZM163 66V65H162ZM166 66H163L162 68H165ZM169 66V67H168ZM171 66V67H170ZM185 66V67H184ZM189 66V65H188ZM191 66V65H190ZM202 66H203V64H202ZM213 66V65H212ZM212 66H211V69H212ZM219 66H221L220 64H219ZM233 66V65H232ZM262 66L263 65H261L260 66V68H262ZM122 67V66H121ZM131 67L129 66V68L128 69H131ZM153 67V66H152ZM157 67V66H156ZM198 67V69H199V67L201 68V66H197ZM218 67V66H217ZM216 67V68H217ZM227 67V66H226ZM236 67V68H237ZM251 67H253V65L251 66ZM250 67V68H251ZM257 67V66H256ZM264 67V66H263ZM139 68V69H140ZM151 68V67H150ZM176 68V66H174L173 65V68H172V70L170 69L169 70V72L170 71H173L174 70V72H175V70H179V68L177 67V69H175ZM192 68V67H191ZM210 69V66H208L207 67V72H208V70ZM220 69H221V67H219ZM236 68H234V69H236ZM254 68H255V66H254ZM253 68V69H254ZM259 68V67H258ZM119 69H120V67L117 69V70H114L113 72H115V71H117V72H119ZM127 69V70H128ZM133 69H131V70H133ZM155 69V68H154ZM183 69V70H182ZM189 69H190V67H189ZM189 69H187L188 71H189ZM198 69H196V70H198ZM204 70L206 69V67H204L203 68ZM229 69V68H228ZM233 69V70H234ZM245 69V68H244ZM257 69V68H256ZM8 70H11L10 72L8 71ZM121 70H122V68H121ZM131 70H129V71H131ZM136 70V69H135ZM135 70H133V71H135ZM141 70V71H142ZM157 71H158V73H159V71L160 70H158V69H156ZM185 70V71H184ZM193 70V69H192ZM216 70V69H215ZM224 70V69H223ZM223 70H221V72L223 71ZM237 70V69H236ZM261 70V69H260ZM263 70H264V68H263ZM262 70V71H263ZM125 71V70H124ZM133 71H131V72H133ZM141 72L140 70H136L135 72V74L138 76V73L137 72ZM146 71H142V73L144 72V73H146ZM151 71V72H150ZM154 70H153V68H152V70L151 69H149V71L148 72H150L151 74H152V72H153ZM164 71V70H163ZM203 70H201V72H202ZM212 71H214V70H212ZM225 71V70H224ZM229 71V70H228ZM227 71V72H228ZM242 71V70H241ZM255 71V75H256V72H257V70H254ZM116 72V73H117ZM126 72V71H125ZM125 72H123V70H122V74H120V75H122L123 77H125L124 79L121 77V76H119V75H116V73H113V75L114 76H119L120 77V79H119V81L121 80V79H123V80H126V82H125V85H130V83H129V81L131 80V81H134V79H135V85L134 86H136L137 87V85H138V83L142 80V77H141V73H139V75H140V77H141V80H136V78L134 77V79H133V77L131 76V75H133L134 74V72L130 75L129 74V76H131L132 78H130L129 76L128 77H126V76H124L123 75V73H125ZM147 72V73H148ZM161 72V71H160ZM174 72H172V73H174ZM205 72V71H204ZM210 73H211V71H209ZM216 72H219L218 70L216 71ZM226 72V73H227ZM235 72V71H234ZM242 72H244V70L242 71ZM241 72V73H242ZM259 73L261 72V71H258ZM68 73L69 74H71L70 75V77H71V81H69V76H67L68 75ZM121 73V72H120ZM144 73L142 74L143 75V80L145 79V80H147L146 82H149L148 81V79L149 78H147L146 79V77L144 78V76H146L147 75V73H146V75H144ZM149 73V74H150ZM154 73H156L155 71H154ZM153 73V75H163V74H161V73H163V72H161V73H159V74H154ZM164 73H165V71H164ZM190 73H192L191 71H190ZM194 73H196V71H194ZM223 73V72H222ZM225 73V74H226ZM236 73V72H235ZM258 73V74H259ZM263 74H264V72H262ZM118 74V73H117ZM147 75L148 77L149 76H151V75ZM168 74V70H167V73H165V75H167ZM174 74H176V73H174ZM179 73H177V77H176V79L178 78V80H179V78H180V80L181 79H183L184 81H186L185 79H186V76H185V79L184 78H181V77H184L183 75L181 76ZM185 74H187V72L185 73ZM206 74V72L204 73V75ZM213 75L215 74V72L214 73H212ZM238 74V73H237ZM248 74H250V73H248ZM253 73H251V75H252ZM263 74L261 75V77H263ZM126 75H128V72H127V74ZM164 75V76H165ZM171 75V74H170ZM179 75H180V77H179ZM193 75V74H192ZM192 75H190V76H192ZM196 75V74H195ZM195 75H193V79H195V78H198L199 76H197V77H195ZM203 75V74H202ZM108 76H110L109 78H110V82H111V84H110V82H109V79L107 80V78H108ZM172 76V75H171ZM207 76H209V75H207ZM207 76H205L207 79H208V77ZM215 77L217 76V75H214ZM220 76V75H219ZM223 76H225V75H222V77ZM233 76H234V74H233ZM237 76V75H236ZM239 76V75H238ZM241 76V75H240ZM244 76V75H243ZM257 76H259V75H257ZM256 76V77H257ZM68 77V79H66ZM118 77V78H119ZM155 77V76H154ZM162 77V76H161ZM168 78H166V77H163V78H161L162 80L164 79V81L166 82L167 81V79H169V76H167ZM195 77V78H194ZM204 77V78H205ZM210 77V76H209ZM213 77V76H212ZM227 77H228V75H227ZM230 77V76H229ZM253 77V76H252ZM260 77V76H259ZM260 77V78H261ZM113 78H116V79H118L117 77H113ZM156 78V77H155ZM155 78H154V80H153V77H151L150 79V81L152 82V80H153V84L152 83H147V86H145L146 84V82H145V80L143 81H141L140 82V84H142V85H144L146 88H150L151 87V89H149L150 90V92H149V90L147 89V92H145L146 91V89L143 91V90H141V89H139V92H141V91H143V92H141V93H148L149 95H147V94H143V95H147V98L148 97H150V93H152V95H154L155 96V98H157V99H155L154 97L153 98H151L150 97V99H153L154 101L155 100H158L159 99V101H160V99H161V101L162 102H164L166 99V104H167V102H170V101H173V100H171L170 98H166V97H161V98H159L160 96H162L163 95V93L167 90V92H169L170 90L171 91H173L172 89H169L168 88V86L166 87V85H164L161 89H160V87H161V85H160V87H159V84H163V82L164 81H161V79H159V80H155ZM158 78H159V76H158ZM158 78H156V79H158ZM165 78H166V80H165ZM190 78V77H189ZM192 78V77H191ZM190 78V79H191ZM200 78V77H199ZM204 78H202V81L204 82ZM235 78V77H234ZM264 78V77H263ZM138 79V78H137ZM140 79V78H139ZM204 79V80H203ZM221 79V78H220ZM228 79V78H227ZM232 79V78H231ZM242 79V78H241ZM240 79V80H241ZM245 79V78H244ZM248 79V78H247ZM246 79V80H247ZM252 79V78H251ZM254 79V78H253ZM65 82V80H68L69 82H68V84L66 85V86H64L62 83H63V81ZM129 80V81H128ZM197 80V79H196ZM210 79H208V81H209ZM217 80V79H216ZM225 83H226V81L228 82V81H230V79L229 80H226V77H225ZM108 81V82H107ZM158 82V81H160V83L158 84V83H156V87H158L157 89L155 88V85H154V82ZM198 81V80H197ZM213 81V80H212ZM245 81V80H244ZM248 81H249V79H248ZM255 80H253V82H254ZM62 82V83H61ZM121 82V81H120ZM127 82L129 83V84H127ZM138 82V83H137ZM143 82V83H142ZM145 82V83H144ZM162 82V83H161ZM165 82H164V84H165ZM168 82H170V79L168 80ZM167 82V83H168ZM171 82H173V80L171 81ZM179 82V81H178ZM188 82H189V80H188ZM188 82H187V84H186V82H185V84L186 85H188ZM198 82H200V81H198ZM206 82V81H205ZM219 82V81H218ZM221 82H222V80H221ZM231 82V81H230ZM230 82H228V83H230ZM242 82H243V80H242ZM251 82V81H250ZM107 83H109L107 86H106V84ZM180 83H182V82H180ZM193 83V82H192ZM196 83V82H195ZM200 83H202V82H200ZM210 83H211V81H210ZM233 83H234V81H233ZM233 83H230V84H232V85H234ZM249 83V82H248ZM248 83H247V85H248ZM264 83V82H263ZM137 84V85H136ZM140 84H139V86L138 87H140V88H143L144 86H140ZM152 84V85H151ZM158 84V85H157ZM169 84V83H168ZM176 84V83H175ZM179 84V83H178ZM178 84H177V86L176 85H173V86H171V87H174L175 88V91L177 92V88H180V87H178ZM184 84V83H183ZM194 84V83H193ZM205 84V83H204ZM207 84H208V82H207ZM214 84V83H213ZM215 84H216V82H215ZM220 84V83H219ZM224 84V83H223ZM241 84V83H240ZM259 84H261V83H259ZM110 86V87H112L113 88V90H114V86ZM133 84H132V82H131V85L130 86H132ZM149 85H151L150 87H149ZM170 85L171 84H169V87H170ZM180 85V84H179ZM182 85V84H181ZM192 85V84H191ZM198 85V84H197ZM209 85V84H208ZM218 85V84H217ZM235 85L237 86V88H238V83H235ZM235 85H234V87H235ZM134 86H132V87H134ZM153 86V87H152ZM177 88H176V87ZM189 86V85H188ZM193 86V85H192ZM202 86H203V83H202ZM204 86H207V85H204ZM203 86V87H204ZM213 86V85H212ZM212 86H210L209 85V87L207 88V90L209 89V88H211ZM215 86V85H214ZM250 86L252 87V85H251V83H250ZM255 86V85H254ZM263 87H264V85H262ZM63 87H67L66 89L65 88H63ZM119 87V86H118ZM117 86H116V88L117 89H122V88H118ZM122 87V86H121ZM132 87H130L129 89L131 90V88ZM135 87V88H136ZM144 87V88H145ZM185 86H183V88H184ZM187 87V86H186ZM200 87H201V85H200ZM203 87H201V89L203 88ZM219 87H222L223 88V86H219L218 85V87H217V90H218V88ZM226 87H227V84H226ZM234 87H231V88H234ZM244 87V86H243ZM250 87V88H251ZM260 87V86H259ZM109 90H111V91H109L110 92V95L108 96V95H106V98H110L111 97V93H114V94H112V96H114V98H110V100L112 101V103H113V101H116V100H114L115 98L117 99V101H116V105L117 104H121V105H119V107H122L124 104H125V102L127 101V99H128V101H131V100H133L132 98L134 97V99H135V105H137L136 104V101L138 102V105L137 106H135L134 105V103H132V101L131 102H129L131 105H132V107H130L131 105H129V103H126V104H128L127 106L126 105H124V110H125V106L127 107V109L130 107L131 109H128L129 111H127V109H126V112H124V110L122 109V108H120L124 113L123 114H127L128 112H132L131 110H132V108H134V112H133V114L134 115H137V114H139L138 112H137V114H136V110H135V108L137 109H139V107H140V105L139 104H141V106L142 105H144V107H141L142 109L143 108H145L146 107V109L144 110V112H146V111H148V110H150V112H151V109H154L153 111H155L156 109L154 108V106H156V102H154V104L155 105H153V102H151L152 104H150V105H153L152 107L150 106L149 107V101L147 102V98H146V100L144 99L145 97L141 94V93H139L138 95H136L134 92H137L138 90H137V88H136V90L137 91H135L133 88H132V90H131V93H133V94H131L130 92V94L129 95H131L130 97H129V95L127 96V95H125L126 93H128V91L127 92H125L128 88H124L123 89V91L121 90V92H118V91H120V90H118L117 91V89L115 88V90L116 91H112V89L111 88H109V87H107ZM152 88H154V89H156L157 91H156V94H154L155 92H154V89H152ZM164 88H165V91H160V90H164ZM183 88H182V86H181V92H180V89H178V92H180L179 94L178 93H176L177 95H179V96H181V99L184 101L185 100V102H187L186 101V99H185V90H183ZM195 89L197 88V87H194ZM199 88V87H198ZM205 88V87H204ZM236 88V89H237ZM240 88H241V86H240ZM71 90V91H67V90ZM189 89H190V87H189ZM192 89V88H191ZM191 89L190 90H188V91H191ZM228 89V88H227ZM247 89V88H246ZM258 89V88H257ZM34 90V91H33ZM86 90V91H85ZM125 90V91H124ZM133 90H134V92H133ZM141 90V91H140ZM153 92H152V91ZM194 90V89H193ZM203 90V89H202ZM205 90V89H204ZM203 90V91H204ZM206 90V91H207ZM211 90H212V88H211ZM211 90H209L210 92H216V91H211ZM241 90V89H240ZM85 91V92H84ZM106 91H107V89H106ZM158 91H160V94L159 95H157L158 93ZM170 91V92H171ZM184 91V92H183ZM186 91H187V88H186ZM196 91V90H195ZM194 91V92H195ZM253 91V90H252ZM255 91V90H254ZM253 91V92H254ZM257 91V90H256ZM260 91V90H259ZM263 91V90H262ZM79 92V93H78ZM101 92V90H99V92H97V96H99L100 93ZM122 92H124V93H122ZM161 92H163V93H161ZM184 94H183V93ZM200 92V91H199ZM202 92V91H201ZM208 92V91H207ZM242 92V91H241ZM84 93H88L87 95H89L88 97H89V99H88V97L86 96V97H84ZM102 93V92H101ZM105 93V92H104ZM104 93H102V95H104ZM138 93V92H137ZM166 93V92H165ZM191 93V92H190ZM197 93V92H196ZM223 93V92H222ZM232 93H234L233 91H232ZM262 93V92H261ZM73 95V96H70V97H68L67 95ZM76 94H79L80 95V97H78L79 95H77L76 96ZM170 94V93H169ZM169 94H168V97H170L169 96ZM172 94H173V92H172ZM208 94H209V92H208ZM213 94H215V93H213ZM213 94H211V95H213ZM218 94V93H217ZM216 94V95H217ZM63 95H65L66 97L65 98H67V101L66 100H64V102H61V101H63ZM93 95V94H92ZM134 95V96H133ZM171 95V94H170ZM176 95V96H177ZM189 95V94H188ZM192 95V94H191ZM197 95H198V93H197ZM202 95V94H201ZM206 95H207V93H206ZM219 95H221V94H219ZM222 95H225L224 93L222 94ZM221 95V96H222ZM233 95V94H232ZM247 95V94H246ZM249 95V94H248ZM262 95V94H261ZM75 96V97H74ZM81 96H82V98H81ZM92 97V99H90L91 97ZM105 96V95H104ZM108 96V97H107ZM116 96V97H115ZM133 96V97H132ZM157 96V97H156ZM165 96H167V93L165 94ZM179 96H177L176 98H179V100H180V97ZM190 96V95H189ZM218 96V95H217ZM226 96H228V95H226ZM253 96V95H252ZM257 96V95H256ZM39 97V96H38ZM76 97H78V98H76ZM128 97V98H127ZM175 98V93H174V96H172V98ZM215 97V96H214ZM218 97H220V96H218ZM231 97V96H230ZM248 97V96H247ZM23 98H25V99H23ZM64 98V99H65ZM105 98V99H106ZM108 98V99H109ZM175 98V99H176ZM187 98V97H186ZM192 98H193V96H192ZM198 98V97H197ZM202 98V97H201ZM207 98V97H206ZM220 98H222V97H220ZM219 98V99H220ZM248 98H250V97H248ZM260 98V97H259ZM79 101H78V100ZM131 99V100H130ZM162 99H165V100H162ZM168 99H170V100H168ZM188 99V98H187ZM191 98H189V100H190ZM218 99V98H217ZM229 99V98H228ZM188 100V101H189ZM194 100H197V99H195L194 98ZM200 100V99H199ZM231 100H233V99H231ZM264 100V99H263ZM262 100V101H263ZM134 101V100H133ZM144 101H146V102H144ZM159 101L157 102V104H159ZM160 101V102H161ZM181 101V100H180ZM202 101V100H201ZM201 101H196V102H201ZM208 101H210V100H208ZM215 101V100H214ZM61 102V103H60ZM104 102V101H103ZM105 102H107V100H105ZM104 102V103H105ZM119 102V103H118ZM175 102V101H174ZM173 102V103H174ZM178 102V101H177ZM185 102H179V103H185ZM190 102V101H189ZM189 102H188V104H189ZM192 102H193V100H192ZM212 102V101H211ZM219 102V101H218ZM224 102V101H223ZM232 102V101H231ZM36 103V102H35ZM102 103V102H101ZM146 103H148V104H146ZM176 103V102H175ZM179 103H177V104H179ZM204 103H205V101H204ZM261 103V102H260ZM50 104V105H51ZM58 104V105H59ZM107 104H108V102H107ZM110 104V103H109ZM193 104H195V102L193 103ZM216 104V103H215ZM215 104L214 105H212V107L213 106H215ZM217 104H219V103H217ZM262 104H264V103H262ZM23 106V108L21 109V107L19 108V106ZM36 105V104H35ZM34 105V106H35ZM46 105V104H45ZM58 105H56V107L58 106ZM113 105V104H112ZM164 106V104L163 103H161V105H159V106ZM168 105H172V103L171 104H169L168 103ZM175 105V104H174ZM180 105H184V104H180ZM187 105V104H186ZM196 105V104H195ZM200 105V104H199ZM199 105H197L198 107H199ZM201 105L204 107V104L201 102ZM228 104H225V106H227ZM231 105V104H230ZM261 105V104H260ZM52 106V105H51ZM53 106L52 107H50V108H52L53 109ZM64 106H66L65 104H64ZM80 106H82V108L83 107H86V110L85 111H83L85 108H83V110L81 109V111H79V107ZM104 106H105V104H104ZM107 107H108V105H106ZM110 106V105H109ZM133 106H135V107H133ZM158 106V105H157ZM156 106V107H157ZM158 106V107H159ZM192 106V105H191ZM197 106H195V107H197ZM206 106V105H205ZM217 106V105H216ZM215 106V107H216ZM222 106V105H221ZM224 106V107H225ZM44 107V106H43ZM48 107V106H47ZM112 107V106H111ZM114 107H115V105H114ZM118 107V106H117ZM157 107V109H159ZM165 107H170V106H165ZM175 108L177 107V106H174ZM179 107V106H178ZM187 107V106H186ZM195 107H193L194 109H195ZM201 107V106H200ZM209 107L211 108V105H209ZM223 107V106H222ZM222 107H220V108H222ZM223 107V108H224ZM232 107V109H233V106H231ZM262 107V106H261ZM29 108V107H28ZM36 108V107H35ZM63 108V107H62ZM103 108H105V107H103ZM108 108H110V107H108ZM108 108H107V110H108ZM171 108H173V106L171 107ZM189 109H190V107H188ZM208 108V107H207ZM206 107L204 108V112H206L205 111V109H207ZM209 108V110H212V109H210ZM214 108V107H213ZM227 108H229V106H227ZM48 109V108H47ZM46 109V110H47ZM58 109H60V108H56V110H57V113H60V112H58ZM114 109V108H113ZM112 109V110H113ZM115 109H116V107H115ZM119 109V110H120ZM137 109V110H138ZM141 109V110H142ZM192 109V108H191ZM190 109V110H191ZM197 109V108H196ZM201 109V108H200ZM217 109V108H216ZM244 109V108H243ZM16 110H17V112L18 113H16ZM38 110V109H37ZM48 110H50V109H48ZM47 110V111H48ZM56 110H55V108H54V112L56 113ZM65 110H67V109H65ZM64 110V108H63V112L65 111ZM112 110H110V111H112ZM118 110V109H117ZM118 110V111H119ZM121 110H120V112H121ZM140 110V109H139ZM161 111H162V108L160 109ZM168 110H170L169 108H168ZM173 110V109H172ZM179 110L180 109H178V110H176L178 113H179ZM184 110V109H183ZM189 110V111H190ZM203 110V109H202ZM202 110H200L201 111V114L203 115V111ZM234 111L236 110L235 108L233 109ZM242 110V109H241ZM30 111V110H29ZM32 111V110H31ZM34 111H36V110H34ZM46 111V112H47ZM51 111V112H50ZM49 112H50V114L52 113V115H53V112H52V110H50ZM68 111V110H67ZM66 111V112H67ZM143 111V110H142ZM152 111V112H153ZM156 111H159V110H156ZM161 111H159V112H161ZM174 111V110H173ZM185 111V110H184ZM187 111H188V109H187ZM192 112L194 111V110H191ZM197 111L199 112V110L197 109ZM216 111H218V110H216ZM221 111V110H220ZM227 111H229V110H227L226 109V111H224V113L225 112H227ZM232 110H230V112L229 113H232L231 112ZM238 111V110H237ZM243 111V110H242ZM241 111V112H242ZM246 111H247V109H246ZM21 112V113H20ZM33 112V111H32ZM44 112H45V110H44ZM45 112V113H46ZM66 112H64V113H66ZM70 112V111H69ZM81 112H82V114H81ZM91 112V111H90ZM115 112V111H114ZM140 112V111H139ZM151 112V113H152ZM182 112V111H181ZM180 112V113H181ZM195 113H196V111H194ZM193 112V113H194ZM197 112V113H198ZM203 112V113H202ZM211 112V111H210ZM212 112H214V111H212ZM223 112V111H222ZM236 112V111H235ZM234 112V113H235ZM25 113H27L26 115H25ZM31 113V112H30ZM54 113V114H55ZM102 113V116H103V112H101ZM105 113H106V110H105V112H104V115H105ZM110 113H113V112H109V114H108V112L106 113V115L109 117V115H110ZM156 113V112H155ZM163 113V112H162ZM165 113V112H164ZM167 113V112H166ZM168 113H170V112H168ZM167 113V114H168ZM183 113V112H182ZM181 113V114H182ZM189 113V112H188ZM207 113H209V111L207 112ZM206 113V114H207ZM215 113V112H214ZM229 113H226V116H228L227 114H229ZM243 113V112H242ZM242 113H240V111H239V114L241 115ZM250 113V112H249ZM49 114V115H50ZM60 114H62V113H60ZM57 115V116H61V115ZM68 114V113H67ZM66 114V115H67ZM90 113L88 112V114L87 115H89ZM93 114H95V113H93ZM92 114V115H93ZM115 114V113H114ZM114 114L113 115H110V116H114ZM116 114H117V112H116ZM116 114H115V117H116ZM123 114H122V116H123ZM133 114H130V115H133ZM141 114L143 115V112H141ZM146 114H149V111H148V113L146 112ZM157 114V113H156ZM155 114V115H156ZM161 114V113H160ZM185 114V113H184ZM212 115H213V113H211ZM216 114H218V113H216ZM219 114H222V113H220L219 112ZM217 115V117L219 116L220 117V115ZM235 114H238L237 112L235 113ZM244 114H245V112H244ZM248 114V113H247ZM43 115V114H42ZM56 115V114H55ZM62 115H65V114H62ZM118 115H120V114H117V116ZM133 115V116H134ZM153 115H154V113H153ZM169 115H172V113H170ZM175 115V114H174ZM191 115H192V113H191ZM211 115V116H212ZM222 115H225V114H222ZM230 115V114H229ZM243 115V114H242ZM241 115V116H242ZM249 115V114H248ZM247 115V116H248ZM32 116V115H31ZM39 116V115H38ZM51 116V115H50ZM69 116H70V114H69ZM102 116H100V117H102ZM106 116V117H107ZM127 116V115H126ZM139 116V115H138ZM145 115H143V117L142 116H140L141 118H143V119H141V118H137V119H139L138 121H141L142 123L147 119V117L145 118L144 117ZM152 115H150L149 117H151ZM157 116V115H156ZM161 116H165V115H161ZM173 116V115H172ZM192 116H195V115H192ZM204 116V115H203ZM202 116V117H203ZM214 116V115H213ZM212 116V117H213ZM231 116V115H230ZM244 116V115H243ZM256 116V115H255ZM49 117V116H48ZM56 117V116H55ZM85 117V118H84ZM89 117H91V115L89 116ZM93 117H94V115H93ZM105 117V119H107ZM137 117V116H136ZM159 117L160 116H158V119H159ZM175 117V116H174ZM176 117H177V115H176ZM189 117V116H188ZM188 117H187V115L184 117V118H187L188 119ZM196 117H197V115H196ZM195 117V118H196ZM208 117H209V115H208ZM208 117H206V118H208ZM233 117H234V115H233ZM240 117V116H239ZM245 117H246V115H245ZM28 118H30V120L28 119ZM34 118H40V117H34ZM33 118V119H34ZM50 118V117H49ZM63 119H64V117H62ZM68 118V117H67ZM96 118V117H95ZM110 118V117H109ZM108 118V119H109ZM112 118V117H111ZM121 118V117H120ZM127 118V117H126ZM132 118V117H131ZM135 117H133V119H134ZM154 118V117H153ZM161 118H163V117H161ZM160 118V119H161ZM165 118H166V116H165ZM168 118H171V117H168ZM173 118V117H172ZM178 118H180V117H178ZM190 118V117H189ZM194 118V117H193ZM199 118H200V116H199ZM198 118V119H199ZM214 118H215V116H214ZM222 118L223 117H220V118H218V119H221L222 120ZM231 118V117H230ZM229 118V119H230ZM236 118V117H235ZM238 118V117H237ZM29 120V122H27L26 120ZM32 119V120H33ZM36 119L34 120L35 122H38V121H36ZM43 119V118H42ZM56 119V120H55ZM55 119H53V120H55V121H57L58 120V118L56 117ZM72 119V118H71ZM89 119V120H88ZM97 119V118H96ZM104 119V117H103V121H106ZM125 119V118H124ZM129 119V117L127 118V120ZM145 119V120H144ZM164 119V118H163ZM167 119V118H166ZM175 119V118H174ZM190 119H192V118H190ZM212 119V118H211ZM226 119V118H225ZM225 119L223 120L224 122H225V124H226V121H225ZM228 119V118H227ZM232 119V118H231ZM242 119V118H241ZM256 119V118H255ZM254 119V120H255ZM260 119V118H259ZM263 119V118H262ZM39 120V119H38ZM62 120V119H61ZM68 120H70V119H68ZM95 119H93L92 120V122L94 121ZM101 120V119H100ZM100 120H97V121H100ZM109 120H111V119H109ZM115 121V118H112V123H115V124H117V128L118 127H120L121 129H125V128H129V130L130 131H133L136 127V125H137V122H136V120H134V122H135V126H130L131 124H128V126H125V128L121 125L122 123H123V119L121 118V124L119 125V122L118 121ZM117 120V119H116ZM143 120V121H142ZM148 120H150V119H148ZM154 120V119H153ZM162 120V119H161ZM168 121H169V119H167ZM177 120V119H176ZM181 120V119H180ZM182 120H183V117H182ZM186 120V119H185ZM189 120V119H188ZM193 120V119H192ZM204 120H205V118H204ZM213 120V119H212ZM215 120H217L216 118H215ZM214 120V125L216 126V122H219V121H215ZM220 120V121H221ZM237 122H238V120L237 119H235ZM235 120H233V121H235ZM243 120V119H242ZM241 120V121H242ZM258 120V119H257ZM34 121H31V122H34ZM40 121V122H41ZM63 121V120H62ZM78 121V122H79ZM81 121H82V123H81ZM87 121H89V122H87ZM108 121V120H107ZM171 121V120H170ZM174 121V120H173ZM177 121H179V120H177ZM194 121H195V123L197 124L198 123V121H196L195 119H194ZM202 121V120H201ZM240 121V123L242 124V122ZM247 121H249L248 119H247ZM256 121V120H255ZM254 121V122H255ZM5 122H3V123H5ZM14 122H16L15 124H14ZM74 122H77V120L75 121L74 120ZM73 122V123H74ZM96 122V121H95ZM94 122V123H95ZM140 122V123H141ZM146 123H147V121H145ZM145 122H144V124H145ZM151 122L153 123V122H156V121H152L151 120ZM161 122V121H160ZM179 122H182V121H179ZM199 122H200V119H199ZM213 122V121H212ZM230 122H231V120H230ZM19 125H18V124ZM54 123V122H53ZM57 123V122H56ZM55 123V124H56ZM71 124H69V125H71V126H73L72 128H74V124L72 123V122H70ZM86 123H87V125H86ZM93 123V124H94ZM97 123V122H96ZM92 124L91 125V127H92V129H90V130H92V132H90L91 133V136H95V139H96V137L98 136V138L99 137H101V139H103V140H105L106 139V135H107V133H106V130H104L103 132H104V135L102 134L103 132H101V130H102V128H104V127H100L101 125L100 124ZM107 123V122H106ZM108 123H109V121H108ZM124 123H126V121L124 122ZM123 123V124H124ZM130 123H131V121H130ZM132 123H133V121H132ZM141 123V124H142ZM149 123V122H148ZM165 123V122H164ZM163 123V124H164ZM177 123V122H176ZM183 123V122H182ZM185 123V122H184ZM210 123H211V120H210ZM222 123V122H221ZM232 123V122H231ZM235 123V122H234ZM256 123H257V121H256ZM261 123V122H260ZM62 124V126H63V123H61ZM68 124V123H67ZM73 124V125H72ZM76 124V123H75ZM110 124V123H109ZM151 124V123H150ZM149 124V125H150ZM156 124H160V123H156ZM175 124V123H174ZM190 124L191 125H193L192 124V122L190 121ZM202 124V123H201ZM207 124V123H206ZM212 124V123H211ZM210 124V125H211ZM222 124H224V123H222ZM221 124V125H222ZM224 124V125H225ZM228 124V123H227ZM238 124H239V122H238ZM240 124V126H242ZM247 124V123H246ZM255 124V123H254ZM262 124V123H261ZM103 125H104V123H103ZM112 125V124H111ZM119 125V126H118ZM125 125V124H124ZM127 125V124H126ZM132 125H134V124H132ZM148 125V124H147ZM153 125V124H152ZM166 125V124H165ZM169 125V124H168ZM167 125V126H168ZM180 125H181V123H180ZM186 125V124H185ZM190 125V126H191ZM197 125H199V124H197ZM197 125H193L192 127H196ZM214 125H212V126H214ZM249 125V124H248ZM256 125V124H255ZM13 126H11V127H13ZM70 126V127H71ZM75 126H78V125H75ZM113 126V125H112ZM123 128H122V127ZM139 126V125H138ZM141 126V125H140ZM139 126V127H140ZM144 126V125H143ZM172 125H171V122H170V127H171ZM175 126V125H174ZM179 127V123H178V125H176V127ZM200 126V125H199ZM202 126V125H201ZM218 126H219V124H218ZM230 126V125H229ZM234 126V125H233ZM233 126L231 127V128H233ZM237 126V125H236ZM243 126H246V125H244L243 124ZM242 126V127H243ZM64 127V126H63ZM69 127V126H68ZM88 127H86L87 129H88ZM133 127H135V128H133ZM142 127V126H141ZM152 127H154V126H151L150 128H147L148 129V131H150V129L152 128ZM160 127V126H159ZM162 127H166V126H162ZM181 127V126H180ZM183 127H187V129L189 130V129H191L192 127H190V128H188V125L187 126H184L183 125ZM183 127H181V129L183 128ZM225 127H227V126H225ZM239 127V126H238ZM256 127H257V125H256ZM263 127V126H262ZM71 128V129H72ZM79 128V127H78ZM86 128H85V130H86ZM119 128V129H120ZM131 128V129H130ZM158 128V127H157ZM156 128V129H157ZM161 128V127H160ZM172 129H173V127H171ZM175 128V127H174ZM184 128V129H185ZM197 128H198V126H197ZM200 128H202V127H200ZM203 128H204V126H203ZM202 128V129H203ZM217 128H219V127H217ZM220 128H223V125H222V127H220ZM230 128V129H231ZM64 129H66V128H64ZM70 129V128H69ZM70 129V130H71ZM145 129H146V127H145ZM169 130H170V128H168ZM176 129V128H175ZM180 129V130H181ZM204 129H209V128H204ZM203 129V130H204ZM214 129H215V127H214ZM234 129H235V126H234ZM14 130H12L13 132H14ZM80 130H81V128H80ZM99 130H100V132H101V134H99L100 132H99ZM127 130V129H126ZM126 130H124V131H126ZM136 130H137V128H136ZM139 130V129H138ZM137 130V131H138ZM158 130H159V128H158ZM188 130H186V131H188ZM194 130H196V129H194ZM193 130V132L195 133V131ZM211 130H212V128H211ZM210 130V131H211ZM220 130V129H219ZM238 131H239V128L237 129ZM260 130V129H259ZM17 131H16V133H17ZM65 131H67V130H65ZM79 131V130H78ZM82 131H84V130H82ZM87 132H88V130H86ZM86 131H85V133H86ZM98 131V132H97ZM113 131H115V129L113 130ZM113 131H111V130H108L107 132H112V134H116V132L115 133H113ZM145 131H147V130H145ZM152 131V130H151ZM174 131V130H173ZM202 131V130H201ZM201 131H199V133H201ZM207 131V130H206ZM205 131V132H206ZM224 131H226V130H224ZM235 131V130H234ZM261 131V130H260ZM134 132H136L135 130H134ZM133 132V133H134ZM142 132H144V129H143V131ZM155 132V131H154ZM180 132H182V131H180ZM185 132V131H184ZM184 132L183 133H181V134H183V135H185L184 134ZM191 132V131H190ZM204 132V131H203ZM208 132V131H207ZM216 132H219L220 133V131H216ZM26 133V134H25ZM84 133V132H83ZM124 133H126L128 136H129V134L127 133V132H124ZM132 133V134H133ZM148 134L149 133H151V132H147ZM146 133V134H147ZM156 133H158V132H156ZM168 133V132H167ZM171 133H172V130H171ZM170 133V134H171ZM174 133V132H173ZM172 133V134H173ZM177 133V132H176ZM188 133H189V131H188ZM196 133L198 134V131L196 130ZM195 133V134H196ZM211 133V132H210ZM213 133H215V132H213ZM212 133V134H213ZM221 133H222V131H221ZM238 133H240V135H241V132H238ZM263 133H264V131H263ZM75 134V136L77 135L76 133H74ZM109 134V133H108ZM122 133H120V135H121ZM130 135V136H132L133 137V135H135V137H138V135H136V134H133V135ZM140 134V133H139ZM155 134V133H154ZM177 134H179V133H177ZM176 134V135H177ZM225 134V133H224ZM227 135H228V133H226ZM229 134H231V133H229ZM261 134H262V131H261ZM261 134H260V136H261ZM80 135V134H79ZM117 135V134H116ZM141 135V134H140ZM144 135H145V133H144ZM150 135H152V134H150ZM158 136H160V134L158 133L157 134ZM165 135V134H164ZM187 135V134H186ZM185 135V136H186ZM191 135H192V133H191ZM190 135V136H191ZM200 135V134H199ZM209 135V134H208ZM232 135H234L233 137L236 139V137H237V135L235 136V133L233 134L232 133ZM239 135V134H238ZM16 136V135H15ZM69 136V137H68ZM72 136H74V135H72ZM87 137H88V135H86ZM90 135H89V137H91ZM110 136H112V135H107V137L109 138V139H107L108 141H110ZM127 136V137H128ZM168 136V135H167ZM171 136V135H170ZM172 136H174V134L172 135ZM180 136V135H179ZM178 136V137H179ZM184 136V139L186 138ZM189 136V137H190ZM198 136V135H197ZM203 136V135H202ZM210 136H212L211 134H210ZM214 136H215V134H214ZM214 136H213V138H214ZM229 136V135H228ZM18 137V136H17ZM33 137V138H32ZM81 137H83V136H81ZM120 137H123L122 135L120 136ZM153 137V136H152ZM155 138L157 137V136H154ZM217 136H215V138H216ZM222 137L223 136H221L220 138H219V141H221L222 140ZM224 137H225V135H224ZM227 137V136H226ZM224 138L223 139V144H222V146H224V140L225 139H229V140H233V139H230V137L229 138ZM241 137V136H240ZM240 137H238V138H240ZM14 138V139H13ZM19 138V137H18ZM77 138L79 139L80 138V136H78L77 135ZM76 138V139H77ZM124 138H126V137H124ZM129 138H131V137H129ZM134 138V137H133ZM132 138V139H133ZM140 138V137H139ZM143 138V136H141V139ZM147 138V137H146ZM145 138V139H146ZM149 138V137H148ZM162 138V137H161ZM161 138H160V140H161ZM180 138H182V136H180ZM188 138V137H187ZM186 138V139H187ZM192 138H198V137H193V135H192ZM22 139H24V137L22 138L21 137V140ZM28 139L26 140V142L28 141ZM37 141H36V140ZM73 139H75V138H70L69 140H72L71 141V144H74L73 142L75 141V142H77L76 140H74L73 141ZM77 139V140H78ZM85 139V138H84ZM90 139V138H89ZM113 139V138H112ZM116 139V138H115ZM117 139H119V137H117ZM127 139V138H126ZM131 139V140H132ZM135 139V138H134ZM154 139V138H153ZM158 139V138H157ZM163 139H166V138H163ZM162 139V140H163ZM168 139L170 140L171 138L170 137H168ZM208 138H206V140H207ZM221 139V140H220ZM16 140V139H15ZM20 140V139H19ZM96 140H98V139H96ZM96 140H93L94 142L96 141ZM129 140V139H128ZM129 140L130 142H129V144H132V141H134V140ZM143 140V139H142ZM141 140V141H142ZM147 140V139H146ZM196 140V139H195ZM201 140V139H200ZM205 140V141H206ZM209 140V139H208ZM207 140V141H208ZM210 140H211V138H210ZM217 140V139H216ZM240 139H238V141H239ZM242 140V139H241ZM79 141V140H78ZM81 141V140H80ZM85 141V140H84ZM83 140H82V143L84 142ZM92 141V140H91ZM92 141V142H93ZM102 141V140H101ZM108 141H105L106 143H108ZM115 141V140H114ZM156 141H159V139L158 140H156ZM163 141H165V140H163ZM166 141H168V140H166ZM173 141V140H172ZM171 141V142H172ZM189 141V140H188ZM202 141V140H201ZM204 141V140H203ZM218 141V142H219ZM246 141V140H245ZM18 142V141H17ZM17 142H16V144H17ZM23 142V141H22ZM25 142V143H26ZM34 142V144H36ZM86 142V141H85ZM93 142V143H94ZM97 142V141H96ZM124 142V141H123ZM125 142H126V140H125ZM128 142V141H127ZM137 143H139L138 141H136ZM136 142H133L134 144H136ZM145 142V141H144ZM178 142H180V141H178ZM190 142H192V144H193V142L194 141H189V142H187V143H190ZM196 142H197V140H196ZM200 142V141H199ZM215 142V141H214ZM217 142V143H218ZM222 142V141H221ZM221 142H219L218 143V145L221 143ZM235 142L236 143H238L237 142V139H236V141H234V144H235ZM240 142V141H239ZM19 143V142H18ZM25 143L23 144V143H21V144H23V145H25ZM40 143H41V141H40ZM40 143L38 144L37 143V145H40ZM53 143V142H52ZM91 143V142H90ZM101 143V142H100ZM100 143H97V144H100ZM103 143V142H102ZM116 143V142H115ZM114 143V144H115ZM141 143V142H140ZM146 143H149V142H146ZM152 143V142H151ZM162 143V142H161ZM176 143V142H175ZM181 143V142H180ZM179 143V144H180ZM183 143H185V142H183ZM195 143V142H194ZM203 143V142H202ZM201 143V144H202ZM227 143V142H226ZM230 142H228V144H229ZM232 143H233V141H232ZM242 143V141L240 142V144ZM7 146H6V145ZM42 144H43V142H42ZM45 144V143H44ZM50 144V143H49ZM56 144V143H55ZM54 144V145H55ZM84 144V143H83ZM97 144H94V145H97ZM108 144H110V146H114V144H113V142H112V144L109 142ZM119 144V143H118ZM122 144V143H121ZM124 144V143H123ZM127 143H125L124 145H126ZM145 144V143H144ZM154 144H156V143H154ZM166 144H167V142H166ZM198 144V143H197ZM196 144V145H197ZM227 144V145H228ZM245 143H243V145H244ZM18 145V144H17ZM20 145V144H19ZM47 145V144H46ZM51 145H53V144H51ZM50 145V148L52 147ZM53 145V146H54ZM68 145H70V143L68 144ZM82 145V144H81ZM88 145V148H89V144H87ZM101 145V144H100ZM116 145V144H115ZM124 145H122V149H123V146ZM137 145V144H136ZM139 145V144H138ZM170 145V144H169ZM171 145H173V144H171ZM171 145H170V148H172L171 147ZM183 145V144H182ZM190 145V144H189ZM194 145V144H193ZM206 145V144H205ZM213 145H215V144H213ZM239 144H237V146H238ZM41 146V145H40ZM74 146H75V144H74ZM78 146V145H77ZM99 146V145H98ZM98 146H97V148H98ZM108 146V150H110V148H109V145H107ZM118 146V145H117ZM116 146V148H118ZM131 146H133V145H131ZM154 146V145H153ZM158 146V145H157ZM163 146V148H164V146L165 145H162ZM175 146V145H174ZM176 146H178V145H176ZM198 146V145H197ZM206 146H208V145H206ZM234 147H232V148H234L235 149V145H233ZM255 146H256V144H255ZM7 147V148H8ZM16 147V145L14 146V148ZM20 147V146H19ZM23 147V146H22ZM21 147V148H22ZM35 147H36V145H35ZM38 147V146H37ZM46 147V146H45ZM48 147V146H47ZM80 147V146H79ZM84 147H86V145L84 146ZM83 147V148H84ZM91 147H92V144H91V146H90V149H91ZM96 147V146H95ZM94 147V148H95ZM101 147H103L102 145H101ZM101 147H99V148H101ZM111 147V149H113V148H115V146L112 148ZM126 147V146H125ZM128 147H129V145H128ZM136 147V146H135ZM138 147V146H137ZM139 147H140V145H139ZM144 147V146H143ZM143 147H141V148H143ZM158 147H160V146H158ZM158 147H156V148H158ZM182 147V146H181ZM186 147H187V145H186ZM202 147V146H201ZM200 147V148H201ZM209 147V146H208ZM218 147V146H217ZM221 147V146H220ZM220 147H218L219 148V150H221L220 149ZM227 147V146H226ZM225 147V148H226ZM241 147V146H240ZM239 147V148H240ZM244 147V146H243ZM242 147V148H243ZM259 147H260V145H259ZM26 148L28 149L29 147H27L26 146ZM32 148V150L34 149L35 150V148L34 147H31ZM49 148V149H50ZM63 148V147H62ZM61 148V149H62ZM70 149H71V151H72V147H69ZM87 148V149H88ZM93 148V149H94ZM103 148H106V147H103ZM115 148V149H116ZM134 148V147H133ZM151 148H153V147H151ZM155 148V149H156ZM174 148H176V147H174ZM173 148V152L175 153V149ZM192 148H195L194 146L192 147ZM192 148H191V150H192ZM241 148V149H242ZM5 149H0V160H1V158H2V155L4 156L6 153H7V150H5ZM37 149V148H36ZM42 149H44V147H42ZM47 149V148H46ZM60 149V150H61ZM66 149H68V147L66 148ZM82 149V148H81ZM127 149V148H126ZM139 149V148H138ZM159 149V148H158ZM168 149V148H167ZM176 149H178V148H176ZM183 149H185V146H184V148ZM182 149V150H183ZM197 149H198V147H197ZM205 149V148H204ZM210 149V148H209ZM217 149V148H216ZM223 149V148H222ZM229 149V148H228ZM253 149V148H252ZM259 149V148H258ZM257 149V150H258ZM20 150V149H19ZM22 150V149H21ZM39 150V149H38ZM38 150H36V151H38ZM41 150V149H40ZM48 150V149H47ZM50 150H52V149H50ZM58 150V149H57ZM65 150V149H64ZM75 149H73V151H74ZM104 150V149H103ZM114 150V149H113ZM128 150V149H127ZM129 150H131V149H129ZM128 150V151H129ZM140 150H142V149H140ZM150 151H151V149H149ZM170 150V149H169ZM194 150V149H193ZM202 150V149H201ZM212 150V149H211ZM214 150V149H213ZM231 150V149H230ZM244 150V149H243ZM248 150V149H247ZM246 150V151H247ZM260 150V149H259ZM264 150V149H263ZM6 151V152H5ZM11 151V150H10ZM17 151V149L15 150V152ZM23 151H25L24 150V148H23ZM29 151H30V149H29ZM42 151V150H41ZM45 151V150H44ZM43 151V152H44ZM56 151V150H55ZM54 151V152H55ZM76 151V150H75ZM84 151H85V149H84ZM94 151H95V149H94ZM93 151V152H94ZM104 151H106V150H104ZM116 151H118V149H116ZM116 151H114V152H116ZM125 151V150H124ZM128 151H126V153L128 152ZM135 151H136V148H135ZM133 152V153H136V152ZM138 151V150H137ZM152 151H153V149H152ZM160 151V150H159ZM165 151V150H164ZM168 151V150H167ZM171 151V150H170ZM169 151V152H170ZM179 151H180V148H179ZM184 151V150H183ZM189 151V150H188ZM199 151H200V149H199ZM225 151H227L228 152V150H225ZM224 151V152H225ZM234 152H235V150H233ZM233 151H231V152H233ZM237 151H238V148H237ZM242 151V150H241ZM254 151H255V149H254ZM262 151V150H261ZM21 152V151H20ZM34 152V151H33ZM39 152V151H38ZM46 152V151H45ZM64 152V151H63ZM65 152H67V151H65ZM78 152V151H77ZM83 152V151H82ZM103 152V151H102ZM107 152V151H106ZM105 152V153H106ZM114 152L112 151V152H110V153H113L114 154ZM130 152H132V151H130ZM139 152V151H138ZM141 152V151H140ZM139 152V153H140ZM146 152H148V151H146ZM145 152V153H146ZM162 152V151H161ZM168 152V153H169ZM177 152V151H176ZM196 152V151H195ZM198 152V151H197ZM257 152V151H256ZM259 152V151H258ZM257 152V153H258ZM24 153V152H23ZM27 153H28V151H27ZM30 153V152H29ZM28 153V154H29ZM42 153V152H41ZM41 153H39V154H41ZM57 153V151L55 152V154ZM58 153H60L59 151H58ZM57 153V154H58ZM85 153V152H84ZM86 153H87V151H86ZM95 153V152H94ZM104 153V152H103ZM118 153V152H117ZM116 153V154H117ZM119 153H121V151H119ZM123 153H125V152H123ZM139 153H137V154H139ZM142 153H144V152H142ZM149 154H150V152H148ZM153 153H156V152H153ZM163 153V152H162ZM172 153V152H171ZM177 153H181V152H177ZM191 153H193L192 151H191ZM202 153H204V152H202ZM210 153V152H209ZM209 153H207L206 155H208ZM218 153H219V151H218ZM247 153H248V151H247ZM250 154H251V152H249ZM8 154V153H7ZM9 154H10V152H9ZM12 154V153H11ZM21 154H22V152H21ZM30 154H32V153H30ZM29 154V155H30ZM35 154H37V156L39 155L38 153H35ZM56 154V155H57ZM76 154V153H75ZM74 154V155H75ZM83 154V153H82ZM96 154H97V151H96ZM107 154V153H106ZM105 154V155H106ZM109 154V153H108ZM132 154V153H131ZM159 154H160V152H159ZM189 154V152H187V155ZM195 154H198V153H195ZM200 154V153H199ZM212 154V153H211ZM216 154H217V152H216ZM221 154H223V152L221 151ZM239 154V153H238ZM240 154H242V152H240ZM263 154V153H262ZM26 155V154H25ZM33 155H34V153H33ZM60 155V154H59ZM58 155V156H59ZM78 155V154H77ZM76 155V156H77ZM79 155H80V152H79ZM90 155H91V153H90ZM93 155V154H92ZM100 155H101V153H100ZM124 155V154H123ZM126 155V154H125ZM124 155V158L127 156H125ZM133 155V154H132ZM170 155V154H169ZM172 155V154H171ZM171 155H170V157H171ZM178 155V154H177ZM184 154H182V157L183 158H186L187 159V157H184L183 156ZM186 155V156H187ZM193 155V154H192ZM191 155V156H192ZM203 155H205V153L203 154ZM218 155V154H217ZM231 155V154H230ZM244 155H245V153H244ZM249 155V154H248ZM247 155V156H248ZM40 156V155H39ZM42 156V155H41ZM49 156V155H48ZM47 156V157H48ZM97 156H98V154H97ZM104 156V155H103ZM107 156V155H106ZM105 156V157H106ZM113 156H116L115 154L113 155ZM113 156H111L110 155V157H113ZM129 156V155H128ZM128 156H127V158H128ZM138 156H140V155H138ZM145 156V155H144ZM150 156V155H149ZM148 156V157H149ZM156 156L158 157L159 155L156 153ZM173 156H174V154H173ZM176 156V155H175ZM179 157H180V155H178ZM198 156V155H197ZM200 156H202V154L200 155ZM219 156H220V154H219ZM224 156V155H223ZM240 156H242V155H240ZM246 156V155H245ZM247 156H246V158H247ZM262 156H264V155H262ZM35 157V156H34ZM43 157V156H42ZM51 157V156H50ZM49 157V158H50ZM62 157V156H61ZM84 157V156H83ZM82 157V158H83ZM95 157V156H94ZM100 157V156H99ZM98 157V158H99ZM121 157H123L122 156V154H121ZM130 157H131V155H130ZM128 158V159H131V158ZM137 157V156H136ZM135 157V158H136ZM153 157H155V156H153ZM157 157H156V159H157ZM161 157V156H160ZM164 157V156H163ZM165 157H166V155H165ZM165 157H164V160H165ZM177 157V156H176ZM181 157V158H182ZM199 157V156H198ZM208 157V156H207ZM206 156H205V160H206V158H207ZM210 157V156H209ZM53 158V157H52ZM93 158V157H92ZM108 158V157H107ZM114 158V157H113ZM135 158L133 159L134 161H135ZM139 159L141 158V156L140 157H138ZM143 158V157H142ZM146 158V157H145ZM189 158V157H188ZM192 158L194 159V157L192 156ZM201 158H203V157H201ZM211 158V157H210ZM210 158L208 159V161L207 162H209L210 161ZM213 158H215V157H213ZM226 158V157H225ZM234 158V157H233ZM237 158H238V156H237ZM46 159V158H45ZM69 159V158H68ZM67 159V160H68ZM72 159V158H71ZM75 158H73L72 160H73V162L76 160H74ZM84 159V158H83ZM91 159V158H90ZM127 159V160H128ZM154 159V158H153ZM174 159H176V158H174ZM177 159H179V158H177ZM191 159V158H190ZM212 159V158H211ZM219 159V157H217L216 158V160H218ZM220 159L222 160V158L220 157ZM229 159V158H228ZM228 159H226V160H228ZM240 159V158H239ZM243 159V158H242ZM249 159V158H248ZM37 160V159H36ZM36 160H32L33 162L34 161H36ZM79 159H77V161H78ZM98 160V159H97ZM106 160V159H105ZM121 160H126V159H123V158H121ZM132 159L131 160H129V161H133ZM137 160V159H136ZM142 160V159H141ZM163 160V159H162ZM170 160H172L171 158H170ZM169 160V161H170ZM183 160V159H182ZM195 160V159H194ZM202 160V159H201ZM204 160V159H203ZM220 160V161H221ZM223 160H225L224 159V157H223ZM245 160V159H244ZM253 160V159H252ZM29 161V160H28ZM39 161H40V159H39ZM70 161V160H69ZM76 161V162H77ZM83 161V160H82ZM99 161V160H98ZM102 161V160H101ZM104 161V160H103ZM114 161H116V159L115 160H113V162ZM118 161V160H117ZM139 161V160H138ZM138 161H136V163L138 162ZM147 161V160H146ZM150 161V160H149ZM153 161V160H152ZM154 161H156V160H154ZM159 161V160H158ZM172 161H177L178 163L179 162H181V160L180 161H178V160H172ZM172 161H170V162H172ZM200 161V160H199ZM235 161H236V159L234 158V163H235ZM30 162V161H29ZM38 162V161H37ZM70 162H72V161H70ZM72 162V163H73ZM76 162H74V163H76ZM80 162V163H79ZM79 164L81 165V161L79 160ZM84 162H86L85 161V159H84ZM83 162V163H84ZM108 161L106 160V163H107ZM118 162H120V161H118ZM142 162H143V160H142ZM142 162H141V164H142ZM151 162V161H150ZM149 162V163H150ZM160 162V161H159ZM162 162V161H161ZM160 162V163H161ZM169 162V163H170ZM173 162V163H174ZM186 162H188V160H186ZM190 162H192V161H190ZM206 162V163H207ZM211 162V161H210ZM214 160L211 162L213 165H214ZM222 162H224L225 163V161H222ZM228 162H231V161H228ZM238 162V161H237ZM242 162V161H241ZM244 162V161H243ZM243 162H242V164H243ZM247 162L249 163V161L247 160ZM247 162H245L244 164H246ZM252 163H253V161H251ZM254 162H256L255 160H254ZM257 162H258V160H257ZM263 162H264V160H263ZM31 163V162H30ZM95 163V162H94ZM101 163V162H100ZM136 163H132V164H134L133 166H135V164ZM138 163H140V162H138ZM147 163V162H146ZM145 163V164H146ZM166 163H167V161H166ZM166 163H164V165L166 164ZM178 163H174V165H177ZM182 163H185V162H182ZM181 163V164H182ZM194 163V162H193ZM198 162L196 161V164H197ZM215 163H217V162H215ZM240 163V162H239ZM8 164V163H7ZM35 164V163H34ZM42 164V163H41ZM40 164V165H41ZM66 165H67V162L65 163ZM84 164H86L87 165V163H84ZM92 164V163H91ZM102 164V163H101ZM100 164V165H101ZM112 164H114V163H111V165ZM126 164V163H125ZM128 164V163H127ZM129 164H131V162L129 163ZM151 164H153L152 162H151ZM161 164H163V162L161 163ZM186 164V163H185ZM184 164V165H185ZM212 164H211V166H212ZM222 164V163H221ZM226 164V163H225ZM229 164H231V163H229ZM250 164V163H249ZM254 164H256V163H254ZM261 163H259L258 162V165H256V166H258L259 167V165H260ZM2 165V164H1ZM0 165V166H1ZM9 165V167H10V164H8ZM66 165H64V168H66L65 166ZM74 165V164H73ZM93 165V164H92ZM95 165V164H94ZM104 165V167H105V163L103 164ZM109 165H110V163H109ZM117 165H120V164H118L117 163ZM124 165V164H123ZM147 165V164H146ZM146 165H144V167L146 166ZM150 165V164H149ZM154 165H155V163H154ZM168 166L170 165V164H167ZM201 165H203V164H201ZM204 165H206V164H204ZM217 164H215L214 166H216ZM3 166H4V164H3ZM34 166V165H33ZM35 166H36V164H35ZM37 166H39V165H37ZM58 166H60V165H58ZM72 166V165H71ZM70 166V167H71ZM75 166V165H74ZM102 166V165H101ZM122 166V165H121ZM126 166V165H125ZM132 166V165H131ZM137 166H138V164H137ZM139 166H140V164H139ZM138 166V168H140ZM143 166V165H142ZM178 166H179V164H178ZM191 167V165H189V162L187 163V166L186 167ZM200 166V165H199ZM209 166V165H208ZM214 166H212V167H214ZM220 166V165H219ZM223 166H224V164H223ZM227 166H229V165H227ZM234 166V165H233ZM4 167H6V169H7V166L5 165ZM43 167H44V165H43ZM43 167H41V169L43 168ZM79 167V166H78ZM78 167H76V168H78ZM85 167V166H84ZM88 167H89V163H88ZM91 167H93V166H91ZM95 167V166H94ZM97 167V166H96ZM110 167V166H109ZM113 167L114 168H116V170L117 171H115V172H119L118 170V166L116 167L115 166V164L113 165ZM123 167V166H122ZM136 167V166H135ZM148 166H146L145 167V169L147 168ZM160 167H161V165H160ZM174 167V166H173ZM172 167V169H173V171H174V168ZM183 167V166H182ZM182 167H178V168H182ZM192 167H193V165H192ZM191 167V168H192ZM195 167H196V165H195ZM203 167H205V166H203ZM217 167H218V165H217ZM216 167V168H217ZM230 167V166H229ZM261 167H262V165H261ZM260 167V168H261ZM1 168H2V166H1ZM60 167H58V169H59ZM61 168H63L62 166H61ZM63 168V169H64ZM73 168H75V167H73ZM111 168V167H110ZM120 168V167H119ZM129 168H131V167H129ZM128 168V169H129ZM142 168V167H141ZM153 168V167H152ZM169 169L168 167H165V169ZM176 168V167H175ZM177 168V169H178ZM185 168V167H184ZM190 168V169H191ZM194 168V167H193ZM193 168H192V170H193ZM211 168V167H210ZM216 168H214V169H216ZM221 168H222V166H221ZM226 168V167H225ZM264 168V167H263ZM262 168V169H263ZM57 169V168H56ZM67 169V168H66ZM69 169V168H68ZM79 169H80V167H79ZM91 171L93 170V169H91V168H89ZM101 169V168H100ZM109 169V168H108ZM122 169V168H121ZM150 169H151V167H150ZM162 169H164V168H162ZM164 169V170H165ZM189 169V170H190ZM220 169V168H219ZM218 169V170H219ZM2 170V169H1ZM0 170V171H1ZM5 170V169H4ZM43 170V169H42ZM44 170H45V168H44ZM62 170V169H61ZM70 170V169H69ZM68 170V171H69ZM83 171L84 170H86V169H82ZM111 170V169H110ZM124 170V169H123ZM135 169L133 168V171H134ZM156 170V169H155ZM154 170V171H155ZM157 170L159 171V168H157ZM171 170V169H170ZM188 170V171H189ZM208 170V169H207ZM210 170V169H209ZM208 170V171H209ZM222 170H224V169H222ZM227 170H228V168H227ZM264 170V169H263ZM10 171V170H9ZM67 171V170H66ZM71 171V170H70ZM74 171V170H73ZM77 171V170H76ZM86 171H89V170H86ZM108 171V170H107ZM111 171H113V170H111ZM122 171V170H121ZM120 171V172H121ZM133 171L132 172H130V173H133ZM136 171H138L139 172V170L138 169H136ZM141 171H143V168H142V170ZM148 171H150L149 169L147 170V172ZM151 171H152V169H151ZM162 171V170H161ZM160 171V172H161ZM178 171H180V170H178ZM185 171H186V169H185ZM210 171H212V170H210ZM59 172H60V170H59ZM85 172V171H84ZM94 172V171H93ZM105 172V171H104ZM109 172V171H108ZM144 172H146L145 170H144ZM165 172H166V170H165ZM164 171H162V173H165ZM169 172V171H168ZM177 172V171H176ZM176 172H175V175L174 174H171V172H169L170 173V177H171V175H173V176H175L176 177ZM181 172H183L184 173V170L183 171H180L179 173H181ZM193 172V171H192ZM213 172V171H212ZM222 172V171H221ZM11 173V172H10ZM66 173V172H65ZM75 173V175L77 174V176H78V174H80L81 173V171H80V173H76V172H74ZM87 173V172H86ZM85 173V174H86ZM97 173V172H96ZM100 173V172H99ZM99 173H97V174H99ZM135 173V172H134ZM134 173L133 174H131V176L132 175H134ZM174 173V172H173ZM179 173H178V177H179ZM186 173H188V172H186ZM185 173V174H186ZM264 173V172H263ZM59 174H61V173H59ZM84 174V175H85ZM89 174V173H88ZM87 174V175H88ZM91 174V173H90ZM102 174H103V172H102ZM106 174V173H105ZM121 174V173H120ZM129 174V173H128ZM128 174H127V176H128ZM142 174V173H141ZM147 173H145V175H146ZM148 174L149 175H151L150 174V172H148ZM154 174V173H153ZM166 174V173H165ZM189 174V173H188ZM187 174V175H188ZM190 174H191V171H190ZM212 174V173H211ZM107 175H109V173L107 174ZM110 175H111V173H110ZM145 175H143L144 177H145ZM160 175H161V173H160ZM159 175V176H160ZM167 175H168V173H167ZM182 175V174H181ZM240 175V174H239ZM238 175V176H239ZM262 175V174H261ZM260 175V176H261ZM64 176V174L62 175L61 174V177H63ZM66 176V175H65ZM65 176H64V178H65ZM89 176V175H88ZM88 176H87V179L86 180H88ZM91 176V175H90ZM95 177H96V174L94 175ZM98 176V175H97ZM117 176V175H116ZM119 176V175H118ZM117 176V177H118ZM147 176V175H146ZM163 176H166V175H163ZM184 176V175H183ZM182 176V177H183ZM194 176V175H193ZM242 176V175H241ZM243 176H244V174H243ZM242 176V177H243ZM260 176H259V178H260ZM69 177V176H68ZM81 177V176H80ZM79 177V178H80ZM121 177H122V174H121ZM135 177V179L136 178H138V176L136 177V176H134ZM141 177V176H140ZM143 177V178H144ZM149 177H152V175L151 176H149ZM149 177H148V179H149ZM156 177V176H155ZM154 177V178H155ZM175 177H172L173 179L175 178ZM177 177V178H178ZM250 177H252V176H250ZM250 177H247V178H250ZM41 178V177H40ZM44 179H46V177H43ZM73 178V177H72ZM75 178V177H74ZM86 178V177H85ZM84 178V179H85ZM93 178V177H92ZM110 177H108V179H109ZM127 178V177H126ZM157 178H158V176H157ZM159 178H161V179H158V181L159 180H162L163 178H162V176L161 177H159ZM171 178V179H172ZM185 178V179H184ZM184 178H182L183 180H182V182L185 180L186 181V176L184 177ZM239 178V177H238ZM253 178V177H252ZM252 178L250 179L251 181H252ZM39 179V178H38ZM37 179V180H38ZM42 179V178H41ZM40 179V180H41ZM56 179V178H55ZM58 179V178H57ZM71 179V178H70ZM76 179V178H75ZM75 179H73V180H75ZM80 179H82V178H80ZM79 179V180H80ZM83 179V180H84ZM96 179H97V177H96ZM100 179V178H99ZM98 179V180H99ZM121 179V178H120ZM124 179V178H123ZM128 179V178H127ZM153 179V178H152ZM156 179V178H155ZM165 179H168V178H165ZM170 179V178H169ZM170 179V180H171ZM179 179H180V177H179ZM191 179V178H190ZM195 179V178H194ZM255 179V178H254ZM262 179V178H261ZM9 180V179H8ZM39 180V181H40ZM53 180V179H52ZM59 180V179H58ZM65 180V179H64ZM90 180V179H89ZM115 180V179H114ZM132 180V179H131ZM137 180V179H136ZM142 180V179H141ZM145 181H146V179H144ZM150 180V182H151V178L149 179ZM154 180V179H153ZM153 180H152V182H153ZM175 180V179H174ZM174 180H172V181H174ZM197 180V179H196ZM227 180V179H226ZM244 180V179H243ZM249 180V179H248ZM258 180H260V179H258ZM10 181H12V179L10 180ZM33 181H35V180H33ZM85 181V180H84ZM100 181H101V179H100ZM119 181V180H118ZM138 181H140L139 180V178H138ZM137 181V182H138ZM155 181V180H154ZM181 181V180H180ZM227 181H229V180H227ZM262 181V180H261ZM260 181V182H261ZM263 181H264V179H263ZM41 182V181H40ZM40 182H37L36 181V183H40ZM55 182V181H54ZM64 182V181H63ZM78 182H81V181H78ZM97 182V181H96ZM95 182V183H96ZM103 182V181H102ZM101 182V183H102ZM108 182V181H107ZM116 182V181H115ZM129 182V181H128ZM128 182H126V183H128ZM144 182V181H143ZM157 182V181H156ZM166 182L168 183V180H166ZM170 182V181H169ZM177 182V181H176ZM175 181H174V183H176ZM179 182V181H178ZM194 182V181H193ZM196 182V181H195ZM224 182V181H223ZM244 182V181H243ZM6 183V182H5ZM10 184H11V182H9ZM9 183H8V187H9ZM66 183V182H65ZM67 183H69V181L67 182ZM74 183H75V181H74ZM89 183H91L90 181H89ZM98 183V182H97ZM100 183V184H101ZM106 183V182H105ZM113 183V182H112ZM131 184H132V182H130ZM129 183V184H130ZM134 183V182H133ZM139 183V182H138ZM165 183V182H164ZM164 183H160L161 185L160 186H162ZM186 183V182H185ZM246 183V182H245ZM264 182H262V184H263ZM14 185H15V183H13ZM16 184H17V182H16ZM19 184V183H18ZM27 184H29V183H27ZM50 184V183H49ZM56 184V183H55ZM59 184V183H58ZM61 184V183H60ZM79 184V183H78ZM84 184V183H83ZM87 184V183H86ZM104 184V183H103ZM102 184V185H103ZM110 184V183H109ZM114 184V183H113ZM117 184V183H116ZM150 184H152V183H150ZM156 184V183H155ZM159 184V183H158ZM169 184H172V183H169ZM182 184H184V183H181V185ZM192 184V183H191ZM241 184V183H240ZM240 184H237V185H239L240 187H241V185ZM1 185H2V182H1ZM5 185V184H4ZM23 185H24V183H23ZM47 186H46V188L49 186L48 184H46ZM52 185V184H51ZM64 185V184H63ZM67 185V184H66ZM79 185H81V184H79ZM107 185V184H106ZM121 185V184H120ZM128 185V184H127ZM134 185H136L135 183H134ZM145 185H147V181H146V184ZM164 185H166V183L164 184ZM168 185V184H167ZM172 185H175V184H172ZM234 185H236V184H234ZM233 185V186H234ZM254 185V184H253ZM252 185V186H253ZM26 186V185H25ZM40 186V185H39ZM54 186V185H53ZM53 186H52V188H53ZM101 186V185H100ZM109 186V185H108ZM113 187H114V185H112ZM131 186V185H130ZM140 186H142V185H140ZM153 186H155V188H156V185H153ZM152 186V187H153ZM159 186V187H160ZM169 186V188L171 187L170 185H168ZM185 186V185H184ZM27 187H30V186H27ZM44 186H42V189H44L43 188ZM55 187V186H54ZM103 187H105V186H103ZM116 187V186H115ZM138 187V186H137ZM145 186H142V189L144 188ZM177 187V186H176ZM178 187H180V185L178 186ZM260 187V186H259ZM258 187V188H259ZM5 188H6V185H5ZM16 188V187H15ZM33 188V187H32ZM32 188H29V189H32ZM35 188V190H36V187H34ZM79 188V187H78ZM92 188V189H91ZM95 188H96V186H95ZM94 188V189H95ZM106 188V187H105ZM112 187H110V189H111ZM117 188V187H116ZM115 188V189H116ZM120 188V187H119ZM119 188H118V190L117 191H119ZM123 188H124V186H123ZM128 188V187H127ZM129 188H131V187H129ZM141 188V187H140ZM148 188V187H147ZM150 188V187H149ZM148 188V189H149ZM161 188V187H160ZM163 188H165V186L164 187H162V189ZM168 188V189H169ZM181 188V187H180ZM238 188V187H237ZM252 188V187H251ZM0 189H2V187L0 188ZM10 189H11V186H10ZM17 189V188H16ZM19 189V188H18ZM23 189H27V188H23ZM21 190L20 192L22 193V191H24V190ZM41 189V188H40ZM39 189V190H40ZM41 189V190H42ZM57 189V188H56ZM90 189L91 190H93V185H92V187H90ZM107 189V188H106ZM105 189V190H106ZM114 189V188H113ZM137 189H139V187L137 188ZM146 189V188H145ZM157 189V188H156ZM241 189V188H240ZM247 189V188H246ZM8 190H9V188H8ZM28 190V189H27ZM45 190V189H44ZM47 190H48V188H47ZM46 190V191H47ZM100 190V189H99ZM121 190H123V189H121ZM128 190V189H127ZM140 190V189H139ZM147 190V189H146ZM239 190V189H238ZM3 191V190H2ZM18 191V190H17ZM26 191V190H25ZM50 191V190H49ZM57 191V190H56ZM95 191V190H94ZM98 191V190H97ZM103 191V190H102ZM101 190H100V192H102ZM110 191V190H109ZM108 191V192H109ZM116 191V190H115ZM116 191V192H117ZM124 191V190H123ZM131 190H129L128 192H130ZM133 191V190H132ZM144 191V190H143ZM153 191V190H152ZM244 191V190H243ZM5 192V191H4ZM15 193H16V191H14ZM13 192V193H14ZM26 192H29V191H26ZM32 192H34V191H32ZM40 192V191H39ZM39 192H37V193H39ZM42 192V191H41ZM41 192H40V194H41ZM44 192V191H43ZM52 192H53V190H52ZM107 192V193H108ZM111 192V191H110ZM126 192V191H125ZM124 192V193H125ZM136 192V191H135ZM238 192V191H237ZM241 192V191H240ZM246 192V191H245ZM248 192V191H247ZM253 192V191H252ZM257 192V191H256ZM261 192H262V190H261ZM3 193V192H2ZM6 194H7V191L5 192ZM4 193V194H5ZM14 193V195H16ZM17 193H19V191L17 192ZM21 193H19V195H22ZM36 193V192H35ZM51 193V192H50ZM54 193H55V191H54ZM98 193V192H97ZM96 193V194H97ZM105 193V192H104ZM112 193V192H111ZM115 193V192H114ZM113 193V194H114ZM120 193V192H119ZM127 193V192H126ZM137 193H139V192H137ZM242 194H245L244 192H241ZM259 193V192H258ZM3 194V195H4ZM23 194H24V192H23ZM34 194V193H33ZM57 194H59V192L57 193ZM92 194V193H91ZM94 194V193H93ZM122 194V193H121ZM133 194V193H132ZM141 195L143 194V193H140ZM237 194V193H236ZM240 194V193H239ZM32 195V194H31ZM43 195V194H42ZM41 195V196H42ZM129 195V194H128ZM128 195H127V197H128ZM253 195V194H252ZM23 196V195H22ZM37 196V195H36ZM35 196V197H36ZM47 196H48V194H47ZM46 196V197H47ZM53 196V195H52ZM60 196H62L61 194H60ZM95 196V195H94ZM111 195H109V197H110ZM125 196V195H124ZM134 196H136V195H134ZM143 196V195H142ZM141 196V197H142ZM146 196H148V195H146ZM151 196V195H150ZM155 196V195H154ZM238 196H242V195H238ZM237 196V197H238ZM248 196V195H247ZM13 197H15V196H13ZM34 197V198H35ZM38 197V196H37ZM44 198V197H42L44 200H46L47 198ZM49 197H51V194H50V196ZM57 197V199H58V195L56 196ZM55 197V198H56ZM63 197V196H62ZM93 197V196H92ZM113 197V196H112ZM118 197V196H117ZM120 197H123V195H120ZM149 197V196H148ZM153 197V196H152ZM156 197V196H155ZM155 197H153V198H155ZM183 197V196H182ZM243 197V196H242ZM244 197H246V196H244ZM21 198V197H20ZM23 198H25V196L24 197H22V199ZM27 198V202H29L30 200H31V207L33 206V204H32V200L33 199H31V197H30V200L28 199L29 197H26ZM32 198H33V196H32ZM54 198V199H55ZM89 198V197H88ZM119 198V197H118ZM117 198V199H118ZM132 198H133V196H132ZM135 198V197H134ZM136 198H138V197H136ZM144 198V197H143ZM158 198V197H157ZM174 198V197H173ZM249 198V197H248ZM251 198V197H250ZM249 198V199H250ZM255 198V197H254ZM253 198V199H254ZM257 198H259V197H257ZM14 199V198H13ZM39 199H40V197H39ZM85 199V198H84ZM96 199V198H95ZM115 199V198H114ZM125 199V198H124ZM127 199V198H126ZM146 199H147V197H146ZM150 199V198H149ZM158 199H160V198H158ZM175 199H177V198H175ZM239 199V198H238ZM252 199V198H251ZM260 200H261V198H259ZM23 200H25L26 201V199H23ZM23 200H22V203H23ZM37 200H38V198L36 199V201H35V199L33 200V201H35L34 203H37ZM41 200V199H40ZM39 200V201H40ZM50 200V199H49ZM49 200L47 199L46 201H48L49 202ZM52 200V199H51ZM56 200V199H55ZM60 200H61V198H60ZM59 200V201H60ZM63 200H64V198H63ZM89 200L90 201H92L90 198H89ZM138 200V199H137ZM145 200V199H144ZM143 200V201H144ZM150 200H152V199H150ZM156 200V199H155ZM182 199H179V201H181ZM235 201L237 200V199H234ZM258 200V199H257ZM8 201H10V200H8ZM24 201V202H25ZM52 201H54V200H52ZM66 201V200H65ZM64 201V202H65ZM75 201L76 202H74L75 203V206L77 205V207H78V205H79V203H78V201H77V198L75 199ZM82 201H84V200H82ZM129 201H130V199H129ZM132 201H133V199H132ZM139 201H141V200H139ZM138 201V202H139ZM171 201V200H170ZM183 201H185V200H183ZM243 201H245L244 199H243ZM249 201H251V200H249ZM252 201H254V200H252ZM12 202V201H11ZM26 202V203H27ZM44 203L45 204V207H46V202L45 201H43V200H41L40 201V203ZM47 202V203H48ZM62 203H63V201H61ZM87 202V201H86ZM86 202H84V203H86ZM121 202H122V200H121ZM127 202V201H126ZM134 202V201H133ZM136 202V201H135ZM149 202V201H148ZM151 202V201H150ZM152 202H156V201H153L152 200ZM178 202V201H177ZM246 202V201H245ZM261 202V201H260ZM2 203V202H1ZM1 203H0V205H1ZM21 203V202H20ZM40 203L37 205L39 208L40 207H42V206H44V205H40ZM50 203H51V201H50ZM77 203V204H76ZM81 203V202H80ZM83 203V202H82ZM92 203V202H91ZM124 203V202H123ZM122 203V204H123ZM243 203V202H242ZM251 203V202H250ZM253 203V202H252ZM29 204V203H28ZM27 204V205H28ZM56 204V203H55ZM59 204V203H58ZM65 204V203H64ZM93 204V203H92ZM92 204H91V206L89 205L88 206V208H87V210H89V207H93L92 206ZM133 204V203H132ZM136 204V203H135ZM138 204V203H137ZM153 204V203H152ZM152 204H149V205H151L152 206ZM184 204V203H183ZM257 204V203H256ZM24 205H26V204H24ZM23 205V206H24ZM30 205V204H29ZM51 204H48V207L50 206ZM52 205H53V203H52ZM64 206L63 204H59V206ZM66 205V204H65ZM128 205H130V204H128ZM154 205V204H153ZM249 205V204H248ZM61 206V207H62ZM67 206H68V203H67ZM67 206H64V207H66L67 208ZM74 206V205H73ZM82 205H80V207H81ZM83 206H85V204H83ZM237 206V205H236ZM253 206V205H252ZM264 206V205H263ZM37 207V208H38ZM47 207V208H48ZM52 207V206H51ZM64 207H63V209H64ZM94 207H96V205L94 206ZM239 208H241L240 206H238ZM237 207V208H238ZM247 207V206H246ZM249 207V206H248ZM262 207V206H261ZM25 208H27V207H25ZM29 208V207H28ZM36 208V207H35ZM50 208V207H49ZM48 208V209H49ZM57 208H58V206H57ZM75 208V207H74ZM73 208V209H74ZM250 208V207H249ZM258 208V207H257ZM256 208V209H257ZM24 209V208H23ZM41 209L42 208H40L39 209V211H41ZM43 209H45V208H43ZM50 209H52V208H50ZM59 209H61V208H59ZM69 209H72V208H69ZM263 209V208H262ZM27 210H29V209H27ZM31 210V209H30ZM77 209H74V210H71V212L72 211H76ZM79 210H80V208H79ZM86 210V211H87ZM91 210H93L92 208H91ZM97 210H98V207H97ZM99 210H102V209H99ZM253 210H254V208H253ZM259 210V209H258ZM260 210H261V208H260ZM0 211H2L3 212V210H0ZM4 211H6V210H4ZM38 211V210H37ZM48 211V210H47ZM63 211H65V210H63ZM62 211V212H63ZM68 211V210H67ZM81 211V210H80ZM84 212H85V210H83ZM83 211H81L82 212V214H83ZM235 211H236V209H235ZM1 212V213H2ZM26 212H28V211H25V213ZM50 212V211H49ZM53 212V211H52ZM54 212H56V211H54ZM70 212V213H71ZM77 212V211H76ZM79 212V211H78ZM77 212V213H78ZM81 212H80V215H81V217L82 216H84V215H82L81 214ZM98 212V211H97ZM96 212V213H97ZM101 212V211H100ZM102 212H104V211H102ZM247 212V211H246ZM0 213V214H1ZM4 213V215H2V216H4V218L6 217V215H5V212H3ZM10 213V212H9ZM16 213V212H15ZM20 213V212H19ZM47 213V212H46ZM65 213H66V211H65ZM73 213V212H72ZM93 213H95V212H92L91 211V214L89 215V217L88 218H90V216H92V215H95V214H93ZM106 212H104L103 214H105ZM116 213H118V211L116 212ZM234 213V212H233ZM260 213H262V212H260ZM8 214V213H7ZM11 214H13L12 212H11ZM32 214H34V212L32 213ZM35 214H37L36 212H35ZM49 214H52V213H49ZM87 214V213H86ZM31 215V214H30ZM38 215H40L39 213L37 214V216ZM56 215H58V212H57V214H55V217H58V218H61L60 216H56ZM59 215H61V214H59ZM62 215H63V213H62ZM66 215V214H65ZM65 215H63V216H65ZM72 215V214H71ZM88 215V214H87ZM96 215H98V214H96ZM100 215V214H99ZM102 215V214H101ZM117 215V214H116ZM121 215H122V213H121ZM260 215V214H259ZM1 216V215H0ZM1 216V217H2ZM11 216V215H10ZM8 217V219L10 218H12L13 217V215H12V217ZM32 216V218H34V217H36V216H34V215H31ZM42 216H44V215H42ZM50 216V215H49ZM49 216H48V219H49ZM73 216V215H72ZM105 216H107V215H105ZM123 216V215H122ZM125 216V215H124ZM255 216V215H254ZM39 217V216H38ZM47 216H45V217H43L44 219L46 218ZM54 216H53V218H55ZM66 217V216H65ZM67 217H69V219H70V216H67ZM75 217V216H74ZM74 217H72V218H74ZM77 217H79L78 216V214H77ZM94 217V216H93ZM92 217V218H93ZM103 218H105L104 216H102ZM225 217V216H224ZM237 217V216H236ZM246 217V216H245ZM259 217H261V216H259ZM263 217V216H262ZM261 217V218H262ZM40 218H42L41 216H40ZM87 218V217H86ZM92 218H90V219H92ZM122 219H123V217H121ZM231 218V217H230ZM235 218V217H234ZM249 218H251V217H249ZM257 218V217H256ZM5 219H7V218H5ZM9 219V220H10ZM26 219V218H25ZM68 219V218H67ZM81 219V218H80ZM115 219H116V217H115ZM119 219V218H118ZM117 219V220H118ZM228 219V218H227ZM237 219V218H236ZM242 219H244V218H242ZM252 219V218H251ZM251 219H250V222H251ZM31 220V219H30ZM35 220H37L36 218H35ZM77 220H79V219H77ZM84 220V219H83ZM82 220V221H83ZM86 220V219H85ZM84 220V221H85ZM220 220V219H219ZM226 220V219H225ZM230 220V219H229ZM235 220V219H234ZM237 220H239V218L237 219ZM249 220V219H248ZM247 219H246V221H248ZM259 220V219H258ZM3 222H5L4 220H2ZM7 221V220H6ZM32 221V220H31ZM38 221V220H37ZM92 221V220H91ZM91 221H90V223H91ZM218 221V220H217ZM217 221H216V223H217ZM223 221H224V219H223ZM253 221V220H252ZM255 221V220H254ZM260 221V220H259ZM264 221V220H263ZM23 222H25V221H23ZM219 222V221H218ZM231 222V221H230ZM235 222H237V221H235ZM36 223V222H35ZM78 223V222H77ZM79 223H81V222H79ZM201 223H203V222H201ZM220 223V222H219ZM222 223V222H221ZM225 223V222H224ZM239 223V222H238ZM255 223V222H254ZM32 224V223H31ZM83 224H85V222H83ZM218 224V223H217ZM216 224V225H217ZM223 224V223H222ZM242 224H243V221H242ZM248 224H250L251 225V223H248ZM2 224H0V226H1ZM23 225H25V223H23ZM36 225V224H35ZM86 225V224H85ZM209 225H211V224H209ZM209 225H208V228H209ZM226 226L227 225H232V224H225ZM246 225V224H245ZM93 226H97L98 227V225H93ZM204 226L206 227V225L204 224ZM213 226V225H212ZM248 226V225H247ZM16 227H18V226H16ZM32 227V226H31ZM33 227H35V226H33ZM84 228H85V226H83ZM97 227H95V228H97ZM199 227V226H198ZM232 227H234V226H232ZM239 227V226H238ZM251 227V226H250ZM253 227H254V224H253ZM261 227V226H260ZM79 228H80V226H79ZM99 228V227H98ZM197 228V227H196ZM212 228V227H211ZM214 228V227H213ZM223 228V227H222ZM226 228V227H225ZM229 228V227H228ZM228 228H227V230L226 231H228ZM230 228H231V226H230ZM240 228V227H239ZM243 228V227H242ZM255 228H257V227H255ZM255 228H253L252 230H254ZM264 228V227H263ZM0 229H2V227L0 228ZM17 229V228H16ZM21 229H23V228H21ZM24 229H25V227H24ZM86 229V228H85ZM207 229V228H206ZM219 229V228H218ZM246 229V228H245ZM248 229V228H247ZM247 229H246V232H247ZM20 230V229H19ZM18 230V231H19ZM87 231H89L88 229H86ZM92 230H95L93 227H92ZM97 230V229H96ZM95 230V231H96ZM198 230V229H197ZM203 230H204V228H203ZM213 230V229H212ZM215 230H217V228L215 229ZM220 230V229H219ZM12 230H10V229H8V230H6L5 228H3L2 229V231L0 230V234L2 235L3 234V232H4V234L5 235H7V233L8 234H11L12 232H11ZM195 231H196V229H195ZM201 231V230H200ZM199 231V232H200ZM232 231H233V229H232ZM236 231H237V229H236ZM236 231H234V233L236 232ZM240 231V230H239ZM245 231V230H244ZM262 231V230H261ZM15 233H16V230L14 231ZM85 233H87L86 231H84ZM93 232V231H92ZM198 232V231H197ZM215 232V231H214ZM216 232H218V231H216ZM221 232H223V230L221 229ZM245 232V233H246ZM253 232V231H252ZM259 232H260V230H259ZM52 233V232H51ZM62 233V232H61ZM67 233V232H66ZM65 233V234H66ZM71 233V232H70ZM80 233V232H79ZM196 233V232H195ZM195 233H193L194 235H195ZM205 233V232H204ZM212 234H213V232H211ZM230 233H232V232H230ZM233 233V234H234ZM237 233V232H236ZM235 233V234H236ZM245 233H243V234H245ZM249 233V232H248ZM253 233H255V232H253ZM264 233V232H263ZM20 234V233H19ZM23 234V233H22ZM21 234V235H22ZM56 234V233H55ZM72 234V233H71ZM199 235V233H196V235ZM209 234V233H208ZM215 234V233H214ZM235 234H234V236H235ZM238 235H239V233H237ZM236 234V235H237ZM252 234V233H251ZM82 235V234H81ZM190 235V234H189ZM189 235H188V237H189ZM191 235H192V233H191ZM193 235V236H194ZM203 235V234H202ZM201 235V236H202ZM231 235V234H230ZM240 235H241V232H240ZM240 235L238 236V238L240 237ZM250 235V234H249ZM253 235V234H252ZM251 235V236H252ZM255 235H256V233H255ZM90 236V235H89ZM88 235L86 236V237H89ZM98 236V235H97ZM205 238H206V236H205V234L203 235ZM208 236H210V235H208ZM208 236H207V238H208ZM215 237L213 238V239H215V238H217V236L216 235H214ZM234 236L232 237V238H234ZM258 236V235H257ZM256 236V237H257ZM261 236V235H260ZM91 237H92V235H91ZM195 237V236H194ZM199 237V236H198ZM211 237V236H210ZM224 237V236H223ZM222 237V238H223ZM244 237V236H243ZM250 237V236H249ZM253 237H254V235H253ZM252 237V238H253ZM264 237V236H263ZM92 238H94V237H92ZM91 238V239H92ZM197 238V237H196ZM200 238V237H199ZM201 238H203V237H201ZM232 238H231V241H232ZM251 238V237H250ZM251 238V239H252ZM98 239V238H97ZM194 239V238H193ZM192 239V240H193ZM204 239V238H203ZM211 239H212V237H211ZM220 239V238H219ZM218 239V240H219ZM225 238H223V241L226 243V240L228 239V237H226V240H224ZM240 239H243V238H240ZM246 239V238H245ZM245 239L244 240H242V241H244L245 242ZM260 239V238H259ZM190 240V239H189ZM217 239H216V241H218ZM246 240H248L249 241V239L247 238ZM261 240H262V238H261ZM264 240V239H263ZM262 240V241H263ZM82 241V240H81ZM84 241V240H83ZM205 241H206V239H205ZM219 241H221V240H219ZM238 241V240H237ZM236 241V242H237ZM259 241V240H258ZM98 242V241H97ZM100 242V241H99ZM98 242V243H99ZM204 242V241H203ZM210 242V241H209ZM208 242V243H209ZM228 242H229V239H228ZM227 242V243H228ZM236 242H234V243H236ZM239 242H240V240H239ZM238 242V243H239ZM251 242V241H250ZM254 242V241H253ZM95 243H96V241H95ZM98 243H97V245H98ZM101 243V242H100ZM161 243H162V241H161ZM171 243V242H170ZM169 243V244H170ZM174 243V242H173ZM193 243V242H192ZM196 243V242H195ZM200 244H201V242H199ZM207 243V244H208ZM256 243V242H255ZM102 244V243H101ZM200 244H199V246H200ZM206 244V245H207ZM211 244V243H210ZM209 244V245H210ZM214 244H216V243H214ZM214 244H211V245H214ZM244 244V243H243ZM253 244V243H252ZM252 244H251V246H252ZM81 245H82V243H81ZM103 245V244H102ZM194 245H197V244H194ZM217 245V244H216ZM215 245V246H216ZM220 245V244H219ZM222 245V244H221ZM236 245V244H235ZM241 245V244H240ZM250 244H248V246H249ZM72 246V245H71ZM77 246H79L80 247V245H77ZM76 245H75V247H77ZM85 246H86V243H85ZM84 246V247H85ZM106 245H104V247H105ZM189 246H190V244H189ZM198 246V245H197ZM205 246V245H204ZM215 246H212V247H215ZM222 246H224V245H222ZM233 245H231V247H232ZM242 246V245H241ZM256 246V245H255ZM92 249H93V247H92V245L90 246ZM94 247H95V245H94ZM188 247V246H187ZM225 247V246H224ZM234 247V246H233ZM233 247H232V249H233ZM264 247V246H263ZM63 248V247H62ZM66 248V247H65ZM68 248V247H67ZM82 248V247H81ZM86 248H88L87 246H86ZM85 248V249H86ZM97 248H101V247H97ZM190 248V247H189ZM193 248V247H192ZM191 248V249H192ZM208 248V247H207ZM206 248V249H207ZM209 248H211V247H209ZM209 248L207 249V251L209 250ZM219 248V247H218ZM226 248V247H225ZM228 248V247H227ZM235 248V247H234ZM71 249H72V247H71ZM74 249V248H73ZM77 249V248H76ZM83 249V248H82ZM95 249V248H94ZM102 249H105V248H103L102 247ZM190 249V250H191ZM214 249V248H213ZM215 249H216V247H215ZM222 250H224L223 248H221ZM220 249V250H221ZM231 249V250H232ZM251 249V248H250ZM254 249V248H253ZM256 249V248H255ZM81 250V249H80ZM87 250V249H86ZM106 250V249H105ZM160 250V249H159ZM197 250V249H196ZM196 250H193V253H194V251H196ZM212 250V249H211ZM221 250V251H222ZM229 250H230V248H229ZM234 250V249H233ZM238 250V249H237ZM239 250H241V251H243L242 249H239ZM82 251V250H81ZM88 251L90 252V249H88ZM88 251H87V253H88ZM92 251V250H91ZM198 252L200 251V250H197ZM206 251V252H207ZM218 251H219V249L217 250L216 249V251L214 252V250L213 251H211V255H208V257L206 258V259H204L203 258V253H202V251H200L201 252V254L203 255V256H201V257H199L198 256V259H197V257L194 259V258H192V257H189V258H191V260L190 261H188V262H190L191 263V261L192 260H194V262L192 261V263L191 264H196L197 262V260H199V261H202V259L203 260H206V261H208L209 259V256H210V260L208 261V262H210L211 261V258H212V262L210 263V264H222L223 262H224V259L223 258H228L229 257V255H228V257H225V256H223L224 254H220V252H219V254H218ZM226 251V250H225ZM224 251V252H225ZM252 251V250H251ZM250 251V252H251ZM255 251V250H254ZM260 251V250H259ZM76 252H78V249H77V251ZM102 252V255L105 253V252H103V250L101 251ZM120 252L122 253L123 251H121L120 250ZM147 252V251H146ZM151 252V251H150ZM156 253H149V254H143L142 252V254L140 255L139 253L140 252H137L135 255V258H138L137 259V261H138V263L137 264H175V262H174V259H176L177 260V258H179L178 256H177V258H174L173 259V262H172V260H171V257H168V258H166V256L164 257V251H162V254H160L159 253V251L157 252V251H155ZM164 252V253H163ZM168 253H169V251H167ZM197 252V253H198ZM217 252V253H216ZM232 252V255L234 254V252L233 251H231ZM236 252V251H235ZM245 252V251H244ZM93 253V252H92ZM91 253V254H92ZM116 253H118V252H116ZM116 253H112L111 252V254L110 255H112V254H116ZM133 253H135V252H133ZM145 253V252H144ZM174 253V252H173ZM173 253H171V255H173ZM225 253H227V252H225ZM246 253V252H245ZM252 253V252H251ZM80 254V253H79ZM95 254H96V256H98L97 254H99V252L98 253H94V256H92V257H94L95 258ZM124 254V253H123ZM125 254H129V253H125ZM124 254V255H125ZM166 254V253H165ZM177 255H178V253H176ZM176 254H174L175 256H176ZM190 254H192V253H190ZM208 254V253H207ZM206 254V255H207ZM228 254V253H227ZM230 254V253H229ZM237 254H238V252H237ZM261 254V253H260ZM93 255V254H92ZM101 255V259L103 258V256ZM120 255H122V254H120ZM123 255V256H124ZM133 255V254H132ZM170 255V256H171ZM240 255H241V253H240ZM243 255H245V254H243ZM100 256V255H99ZM109 256V255H108ZM107 256V257H108ZM112 256H114V255H112ZM115 256H117V255H115ZM196 256V255H195ZM242 256V255H241ZM248 256H251L250 254L248 255ZM247 256V257H248ZM125 257V256H124ZM128 257V256H127ZM187 257V256H186ZM185 257V258H186ZM233 256H230L229 258H231V259H234V258H232ZM235 257H237V256H235ZM240 257V256H239ZM257 257V256H256ZM259 257H260V255H259ZM262 257V256H261ZM91 258V257H90ZM99 258V257H98ZM116 258V257H115ZM120 258H121V256H120ZM126 258V257H125ZM132 258H134V256L132 257ZM169 258H170V260H171V262L172 263H169V262H166V261H164V260H167V261H169ZM184 258V257H183ZM200 258H202V259H200ZM243 258H244V256H243ZM8 259H10V257H8ZM11 259H13V258H11ZM96 260H98L97 258H95ZM107 259V258H106ZM117 259V258H116ZM124 258H122V261H124L123 260ZM127 259V258H126ZM188 259V258H187ZM222 259H223V261H222ZM240 259V258H239ZM253 259V258H252ZM90 260V259H89ZM92 260V259H91ZM109 260V259H108ZM118 260V259H117ZM119 260H121V259H119ZM136 260V259H135ZM134 260V261H135ZM175 260V261H176ZM185 260V259H184ZM196 260V261H195ZM241 260V259H240ZM245 259H243V261H244ZM255 260V259H254ZM5 261H8V260H5ZM93 261V260H92ZM95 261V260H94ZM111 261V259L108 261V262H110ZM114 261V260H113ZM112 261V262H113ZM127 260H125V262L123 263V264H127V262H126ZM129 261H131V259L129 260ZM178 261L179 260H177L176 261V263L178 264ZM198 261V262H199ZM252 261V260H251ZM3 262V261H2ZM12 262V261H11ZM103 262V261H102ZM118 264H119V262H121V261H116ZM180 262H181V264H182V260L180 259ZM187 262V261H186ZM205 262V261H204ZM203 261H202V263H197V264H203L204 263ZM238 262V261H237ZM257 262V263H256ZM255 263L256 264H264V255H263V257L261 258V259H259V261H256ZM13 263H15V261H13ZM12 263V264H13ZM100 263H101V261H100ZM99 263V264H100ZM105 263V262H104ZM117 263H113V264H117ZM184 263V262H183ZM225 263V262H224ZM229 263V262H228ZM246 263H247V261H246ZM253 263V262H252ZM255 263H253V264H255ZM7 264V263H6ZM9 264H10V262H9ZM94 264H96V263H94ZM107 264V263H106ZM112 264V263H111ZM121 264V263H120ZM130 264V263H129ZM184 264H188V263H184ZM204 264H208L207 262H205ZM238 264H240V262L238 263ZM243 264V263H242ZM248 264V263H247Z\"/></svg>",
  "mask_w": 264,
  "mask_h": 264
}]
</instances>
